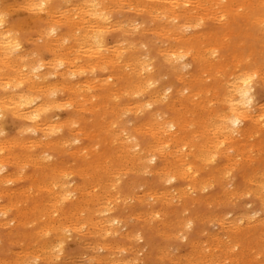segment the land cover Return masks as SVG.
I'll list each match as a JSON object with an SVG mask.
<instances>
[{
  "label": "rangeland",
  "instance_id": "374dc122",
  "mask_svg": "<svg viewBox=\"0 0 264 264\" xmlns=\"http://www.w3.org/2000/svg\"><path fill=\"white\" fill-rule=\"evenodd\" d=\"M1 1V0H0ZM2 1H5V2H2ZM1 2H0V6H2V5H4V6H7L8 4H9V6L11 7L12 6V4H14V6H12V8H9V6H7L10 10H8V12H7V18H6V20H7V24L8 25H11V26H13L14 25V28L18 31V34L20 35V38H21V40H22V47H21V51L23 52V53H25V54H28V56H30V58L32 59V56L31 55H33V59H35V58H38L39 56V58H41L42 59V61H44V63H46V61L48 60V59H52V60H50V63H49V61L46 63V67H48V70H51L50 68H52V70H53V68H55V66H54V62H55V59H53L54 57H59V56H67L68 58H75L78 54H80V53H83V51L81 52V51H78V50H76V49H78V46H72V45H74L75 43L73 42V44H72V42L71 41H66L65 42V45L63 44L64 42H62L61 41V43L59 42V48L62 46V48H60V50H59V48H58V45H57V47L55 48L56 50L58 49L59 50V52H58V50H57V56H54L53 54H52V52L49 50V49H47V48H49L51 45H49L50 43L49 42H51L50 41V39H49V37L47 38V36H46V34L44 33V30H43V28L45 27L46 28V26H47V24L45 23L46 22V19L44 18L45 16H46V18H47V15L45 14V13H43V12H40L39 11V16H40V18H44L42 21H41V19H39L38 17V14H37V12H34V11H30L29 9H25L26 7L25 6H23L24 5V2H23V0H22V2H23V5H22V8H21V4H22V2L20 1V5L18 4L19 3V1L18 0H2ZM78 0H74L73 1V3H76ZM139 1V0H138ZM138 1H134V0H129V2H128V0H125V1H123V0H115V4L116 5H118V7L116 6V5H114V6H116L115 7V11L113 12V18H111V22H115L116 20H117V26H114L112 29H110L111 31H107V32H105L106 34H104V38H105V40H106V44H107V47L109 48V46H111L112 44H115L114 46L112 45V47L111 48H113V49H115L116 47H117V45L118 44H120L121 45V48L124 46V40H125V42H126V40H130L131 42H133V44H131V50L129 51V52H127L126 54L124 53V55L122 56V58H121V61H120V65H118V62L119 61H117L116 62V64L114 65V66H108V68L107 67H102V69H101V67L99 68H93V67H91L92 69H93V71L92 70H90V71H92L93 73V75H91V73H90V71H88L89 69H90V67H85L86 69H87V72H86V70H85V68H84V70L82 71V72H84L82 75H78V77H76V78H70V77H68V79H62V78H56V77H54V76H52V77H50L49 78V80L48 81H51V82H46V84L48 83V84H50V85H48L47 87H49L50 86V88H49V92L47 91V93H50L52 90H55L54 88H56L57 86L58 87H62V86H64V85H66L67 83V85H69L70 84V82L72 83V81L73 82H76V81H80V82H85V81H83L84 79L86 80V79H88L89 78V76H90V78L92 77H96L95 79V83H94V85H95V87H96V91H95V87H93V88H91V89H89V92L88 93H86V91H88V89L86 88H84V89H78L79 90V93H78V96L77 97H79V95L81 96V98L83 97L81 94L82 93H86L85 95L86 96H89L90 97V92L91 93H94V94H96L97 95V97L99 98L98 100L95 98H93V99H90L89 97H86L85 95V97H83V99L82 100H79V102L81 103V104H79L78 103V100L76 101V100H73V99H75V98H77V97H73L74 95H77V92H78V90H77V92H76V94H75V92H72L73 90H70V91H68V90H65V89H59L58 87V89H56V91L55 92H51L50 93V95H51V97H52V95H56V92H57V97L55 96V100L56 101H58V103L57 104H59V108H57L58 106H56V108H55V110H54V107L51 109L52 111H48L47 112V115L51 118V120L52 121H54V122H58V123H61V121H64V120H66V124H64L65 123V121H64V123L62 122V124H64V127L62 126V128L59 130V132L61 131V133H56V135L54 134V135H52V137H50L49 138V140H55V141H57V142H59V143H61V144H59V145H56L57 146V148H56V146H54V148L57 150H53L54 148L53 147H51V148H46V147H42L41 149H40V147H36L35 149L34 148H26V149H24V148H21V147H18V146H16V147H14V149H12L13 151H11V153L12 154H16L17 156H18V159H17V156H15L16 158V160L14 159L13 160V162H11V164H9V166H8V171H7V174H11V175H13V178H16L14 175H18L17 177L18 178H16V179H14L15 181H13V182H9V184L7 185V184H5V185H3L2 186V184L0 183V198H1V200H0V209L1 208H7V207H11V206H13V207H11V212H9L10 211V209L9 210H7V214L6 213H4L3 215H0V264H2V263H4L5 261V263L4 264H6L7 262V264H9V260H10V264L12 263V264H16V261H18V264H22V260H23V264H28V262L27 261H29L28 259H30V256H34V253L33 252H35V250H36V252H35V259L33 258V256L31 257V259H33V261H37V262H35V264H99L100 262L99 261H103L104 260V258L106 257V259L108 260V261H106V260H104L103 262L104 263H100V264H105L106 262V264H124L123 262H125V264L126 263H128V261H129V263L128 264H174L173 263V260H176V261H174V262H176L175 264H189V262H191V263H193V264H196V263H194V262H197V264H210V262L211 263H213V261L211 260V259H209L208 257H210L211 258V256H212V258H216V257H219V256H217V255H219L220 254V257L218 258V259H213L214 260V263L213 264H221V262H222V264H226L225 262H227V264H229V263H231V264H236V263H233V261L235 260V258H237V260H239L240 261V263H239V261H238V263L237 264H249L250 262L249 261H251L252 259H253V261H251L253 264H264V256H260V253H262L261 255H264V244H262L261 242H263V240H264V234L262 233L261 234V230H262V228L261 227H263V232H264V203H262L261 204V202H263L264 201V196H262V192H264V191H262L261 189H260V185L258 184L259 182H258V180L260 181V184L261 183H263L264 182V174H262V170L264 171V152H263V149H264V139H262V137L264 138V130H263V128H262V126L264 127V116H263V119H262V121H259V123H258V126H259V128H261V130L258 128V126L256 125V124H251V123H249L248 125H246L247 126V128H249V130L248 131H246L245 133H243V134H245V135H243V134H239L238 135V137H236L237 136V134L235 133H233V135H232V138H225L226 136H224V135H221L220 133V135H219V138H218V142H219V144L218 145H220V146H218L217 147V149L218 148H221L222 146L223 147H225L224 145H228L229 144V148H226V147H228L227 145H226V149H227V151H226V149L224 148V154H226L227 153V156L229 157H227L226 158V155L224 156V154L223 155H221V157H219L218 158V156H216L215 157V159L214 160H203L202 159V161L204 162L205 161V163H203L201 160H199L198 162L196 161L195 163L197 164H195V168L197 167V169H199L198 171H197V173H198V175L199 176H205V177H209L210 179H208L207 178V187H208V185L210 184L211 186L210 187H208V189L207 188H204L205 189V191L206 192H203V190L201 189V190H199L198 191V193H196L195 194V196H190L189 195V197H187V198H185V199H181V198H179V194L178 193H175V192H177V191H174L173 189H175V188H183V187H185V185H184V182L183 181H181V180H178L177 182L176 181H167L166 179H164L163 180V178H160V176L156 173V171L155 170H157V168H159L160 166H161V163H160V161H159V159L158 160H156V161H152V163L150 162L149 163V161L148 160H145V159H149V157H150V154L149 153H147L146 151H144V153L142 154L141 152H140V156H141V158H140V156L136 153L137 151H131V153L129 152V151H122V152H120L121 150H118V148H120L119 146V142H118V140L117 139H115L116 138V136H115V138H114V141L113 142H111L112 140V136L113 135H115V134H117V132H119L118 134L119 135H122V134H124V132H123V130H124V128L126 129H128V130H132L133 129V127H136V125H138V126H140L142 123H144L143 121H147L146 123H148L147 125H149V126H155V124H154V119L152 118V113H157L156 115H158L159 114V109H160V114L161 115H165L164 117L165 118H168V117H171V118H175V119H179L180 117L182 118L184 115H185V117H183V121H184V125H185V130H183V132H191L189 135L191 136L192 135V138L189 136V138L190 139H192L194 142L195 141H197V143L199 144V143H201V142H198V140L199 139H201L202 137V135L203 136H205V134L202 132V131H204V126H202L203 124L204 125H210V124H212V121L211 120H213L212 119V117H214V113L212 112L213 111V108H215L216 109V111H218V113L220 112H222V111H224V110H226L227 108H224V107H226V103L223 101V97H224V93L222 94V91H221V93H217L218 95L216 96L215 95V97H217V98H214V96H212V92H213V95H214V93H215V91H216V89L215 90H213V88H215L214 86H213V83L215 82V80L213 81V79L211 80L210 79V81H205V79H203L204 81H198V83H196V85H198V86H196V88L194 89L195 91H202V93L200 94V96H193L192 98H193V101L191 100V97H186V96H188L187 94V90H186V85L185 84H187V83H189V77H191L192 76V74L193 75H199L200 73H202L200 70H199V66L197 65V64H195L194 63V61H193V59L191 58L192 56L191 55H189V56H186L182 61H178L177 60V62H176V59H172V60H175L174 62H176V63H172V62H169V60H166V58L164 57V56H160V55H158L157 53H159L158 51H159V47H161L162 49L163 48H168L170 45H172V46H176L177 44H178V42H176L175 41V39H174V37H172V39L168 36H166V35H160V34H158V36L156 35V30H158L157 28H158V25H159V20H156L155 18H153V15H150V13H148L147 11H144V10H139V12L136 10L137 8L135 7V5H137L138 4ZM128 2V3H127ZM131 2H132V4H131ZM135 2H137V4L135 3ZM127 3V4H126ZM134 3H135V5H134ZM121 4H125L124 6H126V7H124V6H122ZM133 5V6H131V5ZM60 6L58 7V9L59 8H62V7H64V8H62L61 10H64L65 9V4L63 5V4H59ZM130 5V6H129ZM16 6V8H14ZM144 6V5H143ZM23 7H24V9H23ZM123 8L124 9V11H126V12H124V13H122V11H121V9L120 8ZM130 7H132V10L133 9H135L134 11H132L131 9H130ZM133 7H135V8H133ZM125 8H127V9H129V10H125ZM140 8H142V6L140 7ZM120 9V10H119ZM122 9V10H123ZM29 10V11H28ZM117 10H118V12H117ZM25 11H26V13H25ZM59 11H60V9H59ZM121 11V12H120ZM138 12V13H136V12ZM141 11V12H140ZM241 11H243V10H241ZM25 14H24V13ZM34 12V13H33ZM20 13H21V15H20ZM42 13V14H41ZM120 13V14H119ZM242 14H243V12H241ZM35 14H37V15H35ZM41 14V15H40ZM43 14L45 15V16H43ZM58 14H59V12H58ZM123 14V15H122ZM138 14V18L139 19H137L136 20V16L135 15H137ZM242 14H240L238 17H232V16H228V17H230V18H221V19H219V21H217L218 20V18H216V20H215V18H206L207 20H203L201 23H203V24H199L198 26H200V27H195L194 29H185V31H188V34L187 33H184V34H181V35H185L186 34V36L187 35H189V33H193V32H197L198 34L202 31V33H204L203 31H205L206 33H209V32H213L214 33V35H217V39L216 40H221L222 39V37H223V42L224 43H229L228 45L230 46V48H228V49H226L227 47H223L222 48V50L219 52V55L218 56H213L212 57V59H213V61L214 60H217L218 58H219V56L221 55L222 57H224L225 58V62H226V60L228 61V63H226L228 66H229V64H230V66H229V68H227V71H225V74H224V77L226 76V73H227V75L228 74H235V62L233 61V57H234V55H236V54H234V53H236L237 52V49L239 50V52H240V50L241 51H245V52H248V51H250V48L251 47H254L255 49H256V52L257 53H259L260 54V52L261 51H264V35H263V39L261 38V40H259V41H257V43L256 42H254L253 41V39H252V35L253 34H255V30L253 29L252 30V27L250 26V24H248V22H247V19L246 18H243L241 15ZM14 15V16H13ZM29 16V17H28ZM31 16H32V18H31ZM127 16H129V17H127ZM132 16L133 17H135L134 19L132 18ZM37 17V18H36ZM127 17V19H125V21L127 22V24L125 25V23L126 22H122L123 20H124V18H126ZM245 17V16H244ZM33 18H35V19H38V20H35V19H33ZM120 20V22H118L119 20ZM234 18L235 19H239V20H237V21H232V20H234ZM28 19H29V21H28ZM31 19H32V21L33 22H30L31 21ZM214 19V20H213ZM244 19V20H243ZM122 20V21H121ZM135 20V22L137 21V23L136 24H134V22L133 21ZM141 20V21H140ZM228 20V21H227ZM44 21V22H43ZM215 21H217V22H219V24H217V22H215ZM229 21H231L230 23H229ZM28 22H30V24L31 25H33V26H31ZM37 22V23H36ZM40 22H42V23H40ZM129 22V23H128ZM151 22H153L152 24H151ZM229 23V24H227V26H226V23ZM237 22V23H236ZM116 23V22H115ZM132 23V24H131ZM220 23L221 24H223V25H225L226 26V29H224L225 28V26H222V28H223V30H222V28H221V25H220ZM232 23V24H231ZM246 23V24H245ZM26 26H25V25ZM39 24V25H38ZM121 24H123V25H121ZM131 24V25H130ZM133 24L134 25H136L137 26V24H139L138 26L139 27H137V28H139L138 30H134V29H132L131 30V28H133L134 26H133ZM150 24V25H149ZM157 24V25H156ZM205 24V26L203 27V25ZM24 25V26H23ZM115 25V24H114ZM147 25H148V27H147ZM234 25H235V27H234ZM21 26V27H20ZM120 26L122 27V28H120ZM129 26H131V27H129ZM141 26H144V27H141ZM238 26V27H237ZM257 25H255V27H256ZM29 27V28H28ZM43 27V28H42ZM234 27V28H233ZM246 27H248V29L246 30ZM249 27H251V28H249ZM255 27H253V28H255ZM18 28H20V29H18ZM33 28V29H32ZM36 28V29H35ZM120 28V29H119ZM130 28V29H129ZM136 28V27H135ZM136 28V29H137ZM233 29V31H232V29ZM242 28V29H241ZM23 29V30H22ZM39 29L41 30L39 33H43V34H41L42 36H40V35H38V31H39ZM123 29L125 30V31H129V34L128 33H126L125 31H123ZM148 29V30H147ZM220 29V30H219ZM231 29V30H230ZM251 29V30H250ZM257 29H259V30H263L264 31V25L262 26V27H257ZM30 30V31H29ZM33 30V31H32ZM130 30H131V32H130ZM134 30V32H132ZM143 32H142V31ZM149 31L148 33H147V31ZM150 30H151V32H152V30L153 31H155V32H153V33H151L150 32ZM218 32V31H220V32H218V33H216V31ZM233 32V34L230 36V33L228 32ZM236 30V31H235ZM20 31V32H19ZM24 31V32H23ZM32 31V32H31ZM43 31V32H42ZM136 31H138L139 32V35H138V32H136ZM225 31H226V34H228L229 33V39L226 37L227 35H225V34H223V33H225ZM240 31V32H239ZM62 32H67V29H63V31ZM141 32V33H140ZM245 32V33H244ZM108 33V34H107ZM134 33V34H133ZM137 33V34H136ZM202 33H200V34H202ZM244 33V34H243ZM247 33H248V35L250 34V33H252L251 35H249V36H246L247 35ZM133 34V36H131ZM225 35V36H223V35ZM237 35V37H236V35ZM239 34H240V36H239ZM151 35H153V36H151ZM154 35H155V37H154ZM244 35V36H243ZM35 36H36V38L38 37V36H40V37H38L37 39L35 38ZM162 36H164V37H162ZM166 36V37H165ZM221 36V37H220ZM43 37V38H42ZM124 38V40L122 39V38ZM221 39H220V38ZM224 37H225V39L227 38L228 39V41H225V39H224ZM34 38V39H33ZM40 38V39H39ZM41 38H42V40H41ZM109 38V39H108ZM117 38H119V39H117ZM201 38H203V37H201ZM234 38V39H233ZM39 39V40H38ZM157 39H161L162 40V42H160V41H158ZM169 39V40H168ZM236 39V40H235ZM244 39V40H243ZM37 40H38V42H37ZM109 40V41H108ZM202 41H204V39H201ZM230 40V41H229ZM247 40V42L245 43V41ZM29 41V42H28ZM40 41V42H39ZM44 41V42H43ZM118 41H119V43H118ZM128 41H127V43H128ZM149 41V42H148ZM157 41H158V43H157ZM166 43H165V42ZM35 42V43H34ZM43 42V43H42ZM70 42V43H69ZM123 42V43H122ZM141 42V43H140ZM159 42H160V44L161 45H159ZM167 42H169V44L167 43ZM238 42H240V43H238ZM241 42L244 44L245 43V48L243 47H240L239 45H243V44H241ZM263 42V43H262ZM66 43H68L67 45H66ZM248 43L249 44H251L250 46H247L248 45ZM254 43V44H253ZM117 44V45H116ZM123 44V45H122ZM135 44V45H134ZM146 44V45H145ZM147 44H149L150 45V47L149 46H147ZM165 44H167V45H165ZM236 45V50H235V48H232V46L233 45ZM237 44H239V45H237ZM260 44H262L261 46H260ZM71 45V46H70ZM119 45V46H120ZM141 45V48L139 47ZM143 45V46H142ZM148 47L147 49H146V47ZM133 46H135V47H138L137 49H135V47H133ZM52 47H53V45H52ZM65 47V48H64ZM71 47V48H70ZM125 47V46H124ZM42 49V50H40L39 51V49ZM54 48V47H53ZM64 48V49H63ZM73 48V49H72ZM133 48V49H132ZM242 48V49H241ZM35 49V50H34ZM62 49H63V51L65 50L66 52L69 50V53L71 54V55H74V53H75V55L72 57V56H70V54L68 53V54H66V52L64 51V53H63V51H62ZM71 49L73 50V51H71ZM139 49H141V50H139ZM146 49V50H145ZM148 49H150V51L148 50ZM162 49H160V51H162ZM232 49H234V50H232ZM260 51H259V50ZM263 49V50H262ZM26 50V51H25ZM33 50V51H32ZM75 50V51H74ZM135 50V51H134ZM164 50V49H163ZM148 53V52H150L151 53V62L153 63V69L152 70H150V72L152 71L153 72V74H154V80L156 81V84H157V86H156V84H155V86H153V87H155V88H153V87H148L149 88V91H146V90H148L147 88L145 89L144 87L142 88L141 86H140V84H138L139 82H138V78H137V76L133 73V74H129V73H132V71H136V70H134V69H137V67H136V65H134L133 63L135 62V60L133 59V58H135L134 56H129V55H131V54H133V55H135V56H137V55H145V54H147L146 52ZM259 51V52H258ZM42 52V53H41ZM61 52V53H60ZM74 52V53H73ZM77 52V53H76ZM143 52V53H142ZM155 52H157L156 53V56H155ZM228 52H230V54H228ZM238 52V53H239ZM33 53V54H32ZM35 53H37V54H35ZM39 53V54H38ZM47 55H46V54ZM73 53V54H72ZM130 53V54H129ZM237 53V54H238ZM242 53V52H241ZM43 54H45V55H43ZM66 54V55H65ZM84 54H85V52H84ZM234 54V55H233ZM263 54V53H262ZM82 55V54H81ZM38 56V57H37ZM49 56V57H48ZM259 56H261V55H259ZM35 57V58H34ZM45 57V58H44ZM188 57V58H187ZM230 57H232V58H230ZM256 60L258 61L259 60V63H261L260 65H261V70H263V71H261L262 72V74H261V78H259V79H255L256 80V82H257V85H256V82H255V88H254V93H255V99H256V104L257 103H259V104H257V107H259V106H262V105H260V104H263L264 103V63L261 61L260 62V57H258L257 56V54H256ZM161 59V61H157V60H160ZM191 58V59H190ZM217 58V59H216ZM229 58H230V60H229ZM259 58V59H258ZM30 59V60H31ZM45 59H46V61H45ZM211 59V60H212ZM29 60V59H28ZM129 60H131V62L129 61ZM134 60V61H133ZM53 61V62H52ZM130 62V68L129 67H126L125 66V62ZM133 61V62H132ZM163 61V62H162ZM80 62L82 63L83 61H81L80 60ZM124 62V63H123ZM169 62V63H168ZM179 62V63H178ZM49 63V64H48ZM123 63V64H122ZM136 63V62H135ZM165 63V64H164ZM171 63V64H170ZM183 63H188V64H191L190 66H188L187 68H184L183 69ZM263 63V64H262ZM50 65V66H48V65ZM83 64V63H82ZM132 64V65H131ZM170 64V65H169ZM176 64V65H175ZM182 64V65H181ZM256 64V63H255ZM168 65V66H167ZM179 65V66H178ZM231 65H234V69H233V66H231ZM254 65V64H253ZM259 64H258V62H257V66H258ZM259 65V66H260ZM52 66V67H51ZM118 66H119V68H118ZM133 66H134V69H133ZM160 68H159V67ZM262 66H263V68H262ZM61 66H56V70H58V68H59V70H58V72H60V71H62L63 70V68L61 67ZM114 67V68H113ZM115 67H116V69H115ZM125 67H126V69H128V71L126 70L125 71ZM165 67V68H164ZM232 67V68H231ZM252 68L251 69H253L254 68V66H251ZM104 68V69H103ZM106 68V69H105ZM124 68V69H123ZM157 68V69H156ZM163 68V69H162ZM170 69V70H172V71H170V70H168V69ZM180 68V69H179ZM95 69V70H94ZM96 69H99V70H97L96 71ZM101 69V70H100ZM110 69H112V70H110ZM122 69V70H121ZM129 69H130V71H129ZM233 69V70H232ZM103 70V71H102ZM105 70V71H104ZM108 70V71H107ZM132 70V71H131ZM156 70V71H155ZM41 71H44V70H41ZM160 71V72H159ZM171 72V75H169V73ZM186 73L185 75V77L182 75V73ZM187 71V72H186ZM192 72V74L191 75H189V74H187L188 72ZM232 71V72H231ZM233 71H235V72H233ZM81 71H80V73H82ZM86 72V73H85ZM123 72L125 73V74H123ZM151 72V73H152ZM169 72V73H168ZM199 72V73H198ZM97 73V74H96ZM119 73V74H118ZM160 75H159V74ZM165 73V74H164ZM110 74H114V76L115 75H117V77H116V79L117 80H115V84L116 85H113L112 86V88L111 87H106V89L105 88H103V87H99L98 85H96V84H99L100 85V83H102V79L101 78H103V79H105L108 75H110ZM127 74V75H126ZM156 74V75H155ZM178 74V76H176ZM95 75V76H94ZM120 75H122V76H120ZM128 75H132L131 77L129 76L128 77ZM164 75H166V78L164 77ZM203 75V77H205V76H207V73L204 75V74H202ZM105 76V77H104ZM187 76H188V78H187ZM230 75H228V77H229ZM98 77V78H97ZM99 77H101V78H99ZM122 77V79H120ZM158 77H160V81H159V78ZM162 77V78H161ZM179 77V78H178ZM202 77V76H201ZM201 77H200V79H201ZM220 77H223V75L222 76H220ZM219 78V80H220V83H223V84H226V81H225V79H227L228 77H226V78ZM232 77V76H231ZM72 79V81L70 80V79ZM89 78V79H90ZM90 79V81L91 80H93V79ZM263 78V79H262ZM60 79V80H59ZM89 79L88 80H86V82L87 81H89ZM100 81H99V80ZM118 79H120V80H118ZM135 79V80H134ZM137 79V80H136ZM201 79V80H202ZM207 79V78H206ZM223 79V80H222ZM54 80V81H53ZM125 80V81H124ZM132 80H134V81H132ZM179 80V81H178ZM207 80H209V78L207 79ZM224 81V82H222V81ZM64 81V82H63ZM67 83H66V82ZM117 81V82H116ZM171 81V82H170ZM173 81H175V82H173ZM58 82H61V84H59ZM85 82V83H86ZM100 82V83H99ZM137 82V83H136ZM158 82V83H157ZM181 82H183V83H181ZM200 82H204V83H200ZM52 83H54V85L52 84ZM66 83V84H65ZM134 84V85H136V87L134 86V85H132V84ZM259 83V84H258ZM58 84V85H57ZM122 86H124V88H122L121 87V85ZM126 84H127V86H126ZM51 85H53V86H55L56 85V87H54V88H52L53 86H51ZM163 85H165L164 86V88H163ZM200 85V86H199ZM208 85V86H207ZM210 85H212V86H210ZM119 86H120V88H119ZM125 86H126V89H125ZM130 86V87H129ZM138 86V87H137ZM167 86V87H166ZM184 88H183V87ZM114 87H116L115 89H113ZM168 87H171V89L170 90H167L168 89ZM179 87L182 89L183 88V90H181V89H179ZM200 89H199V88ZM202 87H206L205 89L204 88H202ZM127 88H130V91H131V93H134V96H132V94L130 93V91L127 89ZM136 89V90H134V89ZM178 88V89H177ZM202 88V89H201ZM113 89V90H112ZM122 89V90H121ZM137 89H139V90H137ZM165 89H166V93H164V91H165ZM48 90V89H47ZM63 91V93H62V91ZM85 91V92H81V91ZM91 90V91H90ZM109 90V91H108ZM120 90H121V92H120ZM124 90V91H123ZM134 90V91H133ZM157 90V91H156ZM161 90H163V94H162V91ZM207 91V93H206V91ZM93 91V92H92ZM106 91H107V93H106ZM115 91H117V92H119V94H122L123 92H124V95L122 94V95H116V93L117 92H115ZM125 91H127L128 92V95H129V93H130V95L128 96L126 93H125ZM133 91V92H132ZM137 91V92H136ZM151 91V92H150ZM205 93H204V92ZM81 92V93H80ZM104 94L105 93V95H109V96H112L113 95V93H115L112 97H113V99L111 98V97H109V96H107V98H106V96L105 95H103L102 93ZM141 92V93H140ZM142 92H144V93H146L145 94V96H144V93H142ZM153 92H155V93H157L156 94V96L154 95V93ZM172 94H171V93ZM178 92H179V94H178ZM209 92H210V95H209ZM46 93V94H47ZM54 93V94H53ZM69 93V94H68ZM100 93L102 94V95H100ZM135 93H137L136 95H135ZM118 94V93H117ZM129 97H127L126 95ZM153 94V95H152ZM158 94H161L162 96V98L160 97L159 98V96L160 95H158ZM165 94H167V96H166V98L165 97H163V96H165ZM170 94V95H169ZM185 94H186V96H185ZM203 94V95H202ZM50 95H48V96H46V97H40V98H38V100L40 99V101H41V98H42V100H47V101H50L51 100V97H49ZM92 95V94H91ZM117 97H116V96ZM139 97H138V96ZM152 97H151V96ZM199 95V94H198ZM207 95V96H206ZM220 95V96H219ZM54 96H53V98H52V100L54 99ZM67 96V97H66ZM102 96V97H101ZM135 96H137V97H135ZM141 96H143L142 98H141ZM171 96V97H170ZM173 96H175V97H173ZM202 96V97H201ZM205 96V97H204ZM49 97V98H48ZM65 97H66V99H65ZM70 97V98H69ZM115 97V98H114ZM170 97V98H169ZM221 98L222 97V99L219 101L218 99L219 98ZM72 99V100H70L69 101V99ZM80 98V97H79ZM87 98V99H86ZM105 98V99H104ZM119 99L117 102H116V99ZM155 98H157L156 100H155ZM178 98V99H177ZM180 98V99H179ZM200 98H201V100H200ZM203 98H205V100L203 99ZM211 98V99H210ZM66 100V101H68V106H72V108H71V106L68 108V107H66L67 106V104H65V102L66 101H64V103H63V101L62 100ZM87 100V101H85V100ZM90 99V100H89ZM138 99H139V101H140V103H139V101H138ZM146 99V100H145ZM152 99H154L153 101H155V102H153L152 101ZM198 99V100H197ZM210 99V100H209ZM51 100V101H52ZM61 100V101H60ZM113 100V101H112ZM145 100V101H144ZM147 100H149V101H147ZM164 100V101H163ZM170 100H174V101H176V103L173 101H170ZM180 100H181V102H180ZM198 102H197V101ZM207 100H209V101H207ZM215 100H216V102H215ZM54 101V100H53ZM55 101V102H56ZM72 101H75L74 102V105H72L73 103H72ZM93 102V101H95L93 104H95V106L94 105H92V104H90L89 102ZM98 101V103L96 104V102ZM106 101V102H105ZM135 101H138V103H135ZM170 101V102H169ZM184 101H186V102H184ZM196 103H195V102ZM204 101H207V102H204V103H207V104H204V105H206V106H204L202 103ZM211 101V102H210ZM214 101V102H213ZM219 101V102H218ZM223 101V102H222ZM61 102V103H60ZM71 102V103H70ZM84 102V104L82 105V103ZM113 102V103H112ZM116 102V104H118L117 106H115L114 105V103ZM119 102H120V104H119ZM144 103L145 105L142 107V109L144 110H142L141 109V107H139L140 106V104L141 103ZM147 102H152L153 104L150 106V108L148 107V106H146L147 105ZM158 102V103H157ZM169 102V103H168ZM172 102V104H170ZM184 102V103H183ZM202 102V103H201ZM262 102V103H261ZM65 105V107H64V105ZM67 103V102H66ZM70 103V104H69ZM79 104V106H76V104ZM103 103V104H102ZM107 103V104H106ZM128 103H130L131 105L133 104V106H131V105H129ZM154 103H157V104H154ZM167 103V104H166ZM175 103V104H174ZM186 103V104H185ZM189 103V104H188ZM197 104L196 106H195V104ZM215 103V104H214ZM222 103H224V104H222ZM62 104V105H61ZM77 104V105H78ZM86 104V105H85ZM98 104H100L102 107L100 108V105H99V108H97L98 107ZM105 104V105H104ZM113 104V105H112ZM123 106H122V105ZM128 105V107L126 106V105ZM136 104V105H135ZM182 104V105H181ZM199 104V105H198ZM201 104H202V106H201ZM211 104H212V106H211ZM216 104H218V105H216ZM81 105V106H80ZM94 106V107H96L95 109H97V111H99V112H101V113H98L97 111H94V109L93 108H91L92 106ZM169 105V106H168ZM174 106V107H172V106ZM176 105V106H175ZM182 107H180V106ZM185 105V106H184ZM189 105V106H188ZM194 105V106H193ZM259 105V106H258ZM61 106V107H60ZM83 106V107H82ZM87 106V107H86ZM88 106H90V107H88ZM105 106H106V108L108 109V111H106V112H104L103 110H104V108H105ZM113 106V107H112ZM115 106V107H114ZM124 106H126L127 107V109H126V107H124ZM145 106H146V108L148 107L149 109H146L145 108ZM172 108H171V107ZM185 107V111H184V107ZM201 106V108H199ZM205 108H204V107ZM207 106H208V108H207ZM215 106V107H214ZM222 106H224L223 108H222ZM263 106H264V104H263ZM63 107V108H62ZM76 107V108H75ZM79 108V110L77 111V109ZM109 107V108H108ZM119 107H120V109H119ZM134 107V109H133V112H132V108ZM137 108V110H136V108ZM169 107V108H168ZM178 108V110H181V111H183V112H180L179 113V111L178 110H176L177 108ZM218 107H220L219 108V110H218ZM84 109V108H88V110L87 111H85L86 109H84V110H82V109ZM91 108V109H90ZM119 110H118V109ZM122 108V109H121ZM126 110H125V109ZM129 108L131 109V113L129 114L128 112H130V110H129ZM179 108H181V109H179ZM194 108V109H193ZM196 108H198L197 110H196ZM72 109V110H71ZM73 109H74V111L76 112H74L73 111ZM99 109V110H98ZM117 109V110H116ZM146 109V110H145ZM193 109V111H191ZM202 110V111H204V113L202 112V111H199V110ZM204 109V110H203ZM205 109H206V111H205ZM209 109V110H208ZM211 109V110H210ZM215 109H214V112H216L215 111ZM222 109V110H221ZM57 110V111H56ZM61 110V111H60ZM91 110L92 111H94L93 113L91 112ZM140 110V111H139ZM142 110V111H141ZM165 110V111H164ZM175 110V111H174ZM190 110V112H187V111H189ZM264 110V109H263ZM82 111V112H81ZM85 111V112H84ZM110 111V112H109ZM115 111V112H114ZM119 111H122V113L121 112H119ZM125 111H127V114H124V112ZM87 112H89V114L90 115H88V113ZM112 112V113H111ZM113 112L114 113H116V114H118V116L119 115H124V116H126V117H124L123 116V118L121 117V116H117L116 114H114L113 115ZM137 112V113H136ZM141 112H142V114H141ZM165 112H167L166 114H165ZM195 112H197V113H195ZM210 112V113H209ZM225 112V111H224ZM60 113H61V115H60ZM84 113V114H83ZM105 113V114H104ZM164 113V114H163ZM170 113V114H169ZM181 113H183V114H181ZM186 113H188V114H190V116L188 117L187 115L188 114H186ZM203 113V114H202ZM223 113V112H222ZM60 116H59V115ZM74 114V115H73ZM76 114V115H75ZM130 116H129V115ZM137 114V115H136ZM138 114H141V115H138ZM173 114V115H172ZM181 114V115H180ZM194 114H195V118H194ZM202 114V115H201ZM213 116H212V115ZM263 114H264V112H263ZM55 115V116H54ZM56 115H58L59 117L57 118V116ZM72 115H73V117H72ZM167 115H168V117H167ZM193 115V116H192ZM207 117H209V118H207ZM53 116V117H52ZM75 116V117H74ZM77 116H79V118L81 119V121H77V119H75L76 121H75V123H72V124H74V126L72 125V126H70L69 124L70 123H68L67 121H70V119H74V118H77ZM81 116V117H80ZM89 116V117H88ZM103 116V117H102ZM115 116L119 119V118H121L120 119V121L121 122H119V125H118V123H117V125L120 127V128H118V126L117 125H115L116 124V119L117 118H115ZM201 116H202V118L204 119H202L201 118ZM131 117V118H130ZM177 117V118H176ZM192 117H193V120H195L194 122H198L197 124H194V122H192L194 125H192V123H191V121H193V120H190V118L192 119ZM59 118L61 119V120H59ZM89 118V119H88ZM91 118V119H90ZM92 118L93 119H96V120H92ZM102 118V119H101ZM127 118H129V119H131V121L129 120V119H127ZM207 118V119H206ZM72 119V120H73ZM106 119V120H105ZM111 119V121L110 122H114L113 124V126H112V123H110V125L114 128H116V133H115V131H114V129H112V127L109 125L108 126V124H105V123H107V122H109V120ZM200 119V120H199ZM211 119V120H210ZM214 119H215V117H214ZM102 121V123H104L103 124V126H105V125H107L109 128H107L108 130H110V129H112V130H110L111 132H108V130L106 131V127L107 126H105L104 128H105V132H104V130L101 128L102 126V123L100 124V121ZM104 120H105V122H104ZM134 120H136V123L134 122ZM208 120H210L211 121V123L210 122H208ZM83 121H85V123L83 122ZM98 121V122H97ZM119 121V120H118ZM117 121V122H118ZM124 121H125V123H124ZM152 121H154V122H152ZM190 121V122H189ZM203 122V121H205V123L203 122V123H201V122ZM73 122V121H72ZM77 122V123H76ZM124 124H123V123ZM128 122V123H127ZM130 122V123H129ZM132 122V123H131ZM209 124H208V123ZM215 122V121H214ZM2 123H3V126H4V129H5V127L7 128L8 127V129H5V136H3V137H1V138H5V139H7V140H10L11 138L13 139H15V138H19L18 137V135H20V128H21V130L22 129H24L25 127H27V124H25L24 122H22V121H20L19 119H16V118H14L11 114H7V115H5L4 117H3V119H2ZM133 123H135L134 125H133ZM145 123V124H146ZM199 123H201V124H199ZM260 123H262V126H260ZM5 124V125H4ZM7 124V125H6ZM10 124V125H9ZM76 124V125H75ZM78 124V125H77ZM125 124H126V126H125ZM127 124H128V126H127ZM187 124V125H186ZM9 125V126H8ZM83 125H84V127L86 126V129L85 128H83ZM143 125V124H142ZM199 125V126H198ZM256 126V127H253V126ZM67 126V127H66ZM70 126V127H69ZM80 126H82V127H80ZM124 126V127H123ZM129 126H130V129H129ZM146 126V125H145ZM244 126V125H243ZM249 126V127H248ZM73 127H75V128H73ZM77 127L79 128V131L81 130V128L83 129V130H85V131H87V130H89L90 131V128H91V130H95V132L97 131V133H96V135L98 134L99 136H97V137H99L98 139H96L97 137H95L96 135H94L95 133L92 131V133L91 132H89V131H87L88 133H91V134H89V136H93L94 135V138L93 137H91V138H89L88 137V134L87 133H85V132H82L83 130H81L80 131V133L79 132H77L78 131V129H77ZM88 127V128H87ZM93 127V128H92ZM96 129H95V128ZM121 127H123V129L121 128ZM191 127L193 128V129H191ZM198 127V128H197ZM252 127V128H251ZM17 128H18V130H17ZM73 128V129H72ZM101 128V130H99ZM187 128L189 129L188 131H187ZM70 129V130H69ZM72 129V130H71ZM121 131H120V130ZM126 129V130H127ZM150 129V128H149ZM149 129L146 131V130H139L140 132H137V141H143L144 142V145H142L143 147H144V149H149L152 145H153V143H155V141L156 140H158V138L156 139V138H154L155 136L154 135H152V133H148V131H149ZM195 129V130H194ZM197 129V130H196ZM256 129V132H252V130H255ZM257 129H259V131H261V133H263V135L260 133V132H257L258 130ZM119 130V131H118ZM263 130V131H262ZM71 131V132H70ZM101 131V132H100ZM151 131V130H150ZM149 131V132H150ZM198 131V132H197ZM74 132V133H73ZM101 134H100V133ZM103 132V133H102ZM123 132V133H122ZM129 132V131H128ZM142 132H145V133H142ZM185 132V133H186ZM188 132V133H189ZM200 132V133H199ZM248 132H250V133H248ZM76 133V134H75ZM106 133V134H105ZM108 133V134H107ZM110 133V134H109ZM115 133V134H114ZM122 133V134H121ZM140 133V134H139ZM201 133H203L202 135H200ZM248 133V134H247ZM255 133V134H254ZM77 134H81L80 136L79 135H77ZM84 134L87 136H85V138L83 137L84 136ZM194 134V135H193ZM198 134V135H197ZM256 134H259L260 136H258L257 135V137H256ZM16 135V136H15ZM28 135V136H27ZM105 135H107L106 137H109V139L108 138H105L104 136ZM142 135V136H141ZM198 136V140H194V138H196L197 136ZM251 135H253V137L251 136ZM255 135V136H254ZM22 137H26L27 139H30V140H32L33 138H35L36 137V135H34V134H24V135H21ZM31 136H33V137H31ZM67 136V137H66ZM79 136V137H78ZM125 136V135H124ZM144 136H146L145 138H144ZM153 136V137H152ZM196 136V137H195ZM199 136H200V138H199ZM207 136V135H206ZM210 136H212V135H210ZM243 136H245V138H243ZM247 136V137H246ZM29 137V138H28ZM63 139H69V143H67V144H69V146H67V144H64V142H65V140L63 139H61V138ZM72 137V138H71ZM81 137V138H80ZM101 137H102V141L100 140L99 142H98V140L99 139H101ZM149 137V138H148ZM224 137V138H223ZM245 140H247V138H248V140H249V138H251L252 140H254L255 139V141L254 142H256L257 140H261L260 142L259 141H257L258 143H255L254 144V142H253V146H251V147H253V149L250 147L249 148V146L251 145L250 143H252L251 141H246L247 143H244L245 141H243L242 140V138ZM53 138V139H52ZM71 138V139H70ZM76 138H80V140L77 142L75 139ZM204 138V137H203ZM239 138V139H238ZM241 138V139H240ZM58 139V140H57ZM59 139H61V141H59ZM73 139L75 140V141H73ZM103 139H105V140H103ZM139 139V140H138ZM197 139V138H196ZM221 139H222V141H224V140H227V142L226 141H224L223 142V144L224 145H222V143H220V141H221ZM234 140V139H236V141L234 140V141H232V140ZM238 139V140H237ZM111 140V141H110ZM117 140V141H116ZM155 140V141H154ZM201 140H203V139H201ZM231 140V141H230ZM72 141H73V144H75L74 146H73V144H71L72 143ZM105 141H106V143H105ZM149 141V142H148ZM154 141V142H153ZM200 141V140H199ZM68 142V141H67ZM75 142V143H74ZM101 142V143H100ZM105 143V144H103L102 145V143ZM110 142H111V144H110ZM114 142L116 143V144H114ZM203 142V141H202ZM241 142H243L244 144H246V146L248 147V149L247 150H250V149H252V150H250V152L252 153V155L254 156V157H252V155H251V153H249V151H247L246 150V146H242L243 145V143H241ZM250 142V143H249ZM63 143V144H62ZM66 143V142H65ZM98 143H100L102 146L100 147L99 145H98ZM147 143V144H146ZM156 143H157V141H156ZM241 143V144H240ZM260 143V144H259ZM91 144H95L98 148L95 150V149H93L94 148V146L95 145H92L91 146ZM107 144H109V145H107ZM149 144H152V145H149ZM239 144L241 145V146H239ZM248 144V145H247ZM63 145V146H62ZM72 145V146H71ZM89 146L92 150H95V152H94V154H89V152H91V151H88V152H86V151H84V152H82L84 155H85V152H86V157L82 154V153H78V150H75V152H77V154H79L78 156H79V158H77L78 156L76 155V153H75V156H73L74 154V149H79L80 147H82V146ZM235 145V146H234ZM256 145H258V147H256ZM262 145V146H261ZM64 146H65V148H64ZM72 148H71V147ZM115 146V147H114ZM234 148H233V147ZM260 146V147H259ZM61 147V148H60ZM111 147V148H110ZM118 147V148H117ZM149 147V148H148ZM223 147L221 148V150L223 149ZM232 147V148H231ZM236 147V148H235ZM239 147V148H238ZM256 147V148H255ZM44 148H46V150H44ZM67 148V149H66ZM96 148V147H95ZM105 148V149H104ZM109 148V149H108ZM174 148V147H173ZM173 148H169V150H170V152L173 150ZM242 148V149H241ZM245 148V149H244ZM263 148V149H262ZM30 149L32 150V149H34V150H32V151H30ZM63 149V150H62ZM65 149V150H64ZM70 149V151H71V149H72V154H70L71 152H69L68 154H66V152L68 151ZM102 149H103V151L104 152H102ZM238 149V150H237ZM244 149V150H243ZM257 149V150H256ZM27 150V151H26ZM41 150V151H40ZM45 152H44V151ZM52 150V151H51ZM88 150H90L89 148H88ZM97 150H98V152L99 153H101V154H99V153H96L97 152ZM110 150L112 151V153H110ZM175 150V149H174ZM194 150V149H193ZM196 150V149H195ZM218 150H220V149H218ZM220 150V152H222ZM232 152V154H234V155H231V152ZM233 150V151H232ZM239 150H241L240 151V153H242V155L241 154H239L238 152H239ZM8 151L9 150H7V151H5V152H1L0 151V153H3L4 155H6L7 153H8ZM63 153H62V152ZM117 151V152H116ZM254 151V152H253ZM261 151V152H260ZM20 152V153H19ZM24 152V153H23ZM32 154H31V153ZM35 152V153H34ZM38 152V153H37ZM43 154H41V153ZM46 152H47V154H46ZM184 152H185V150H184ZM244 152H246V153H244ZM10 153V152H9ZM65 153V154H64ZM92 153V152H91ZM95 153H96V155H95ZM128 153V154H127ZM136 153V154H135ZM146 153V154H145ZM237 153V154H236ZM243 153H244V155H243ZM253 153H255V155L253 154ZM263 153V154H262ZM3 154H0V155H3ZM18 154H20V156L18 155ZM24 154V155H23ZM27 154H30L29 155V158L28 157H26V155ZM35 154H37V156H35ZM50 154V156H52V158L54 157V161L52 160V158L51 157H47L48 155ZM83 156H82V155ZM105 154V155H104ZM113 156H112V155ZM121 154V155H120ZM125 154H127V155H125ZM148 154V155H147ZM174 154H176V153H171V155H169V157H168V159H169V161L170 160H172V159H170V157L171 158H173L175 155ZM245 154H248V155H245ZM262 154V155H261ZM39 155H42V157L45 159V158H47V159H49V160H47V159H43L42 158V162H43V164H40V163H42V162H39L40 161V158H41V156H39ZM46 155V156H45ZM95 155V156H94ZM97 155H100V156H102L101 158L99 157L98 158V156ZM104 155V156H103ZM109 155H111V157L109 156ZM117 155H118V157H117ZM125 155V156H124ZM130 155H132V156H130ZM137 156V157H135V156ZM144 157H143V156ZM240 155H241V158H240ZM249 155H251L250 157H248ZM25 156V157H24ZM28 156V155H27ZM33 157V160L35 161L36 159H38V160H36V161H38V163L40 164H38L37 162H34L33 160H31V161H29L30 160V158H32ZM38 156L40 157V158H38ZM45 156V157H44ZM90 156V157H89ZM129 156V157H128ZM244 156L246 157V159L244 158ZM55 157H56V160H55ZM91 157H94L93 159V161L95 162H93V161H91ZM105 157L107 158V157H110V159H111V162H110V164H112V165H108L109 164V161H110V159L108 160V159H105ZM116 159H115V158ZM121 159H120V158ZM126 159H125V158ZM133 158V160H134V162L132 161V158ZM145 157H147V158H145ZM233 157V158H232ZM260 157V158H259ZM21 158V159H20ZM23 158H26V164H25V159H23ZM28 158V159H27ZM34 158H36V159H34ZM87 158V159H86ZM90 158V159H89ZM97 158V159H96ZM114 158V159H113ZM119 160H121V161H119ZM129 158H131V163L133 162V164H131L130 163V159ZM136 160H135V159ZM144 158V159H143ZM239 160H238V159ZM252 159V161H251V159ZM20 159V160H19ZM51 159V160H50ZM99 159V160H98ZM103 159H105V160H102ZM137 159H138V162H140L141 160H144V161H142L143 162V164H140V163H138L137 162ZM140 159V160H139ZM174 159V158H173ZM192 159V158H191ZM221 159V160H220ZM234 159H236V160H234ZM243 159H244V161H243ZM257 159H259V162H258V160ZM28 160V161H27ZM44 160V161H43ZM232 160H234V161H231ZM238 160V161H237ZM263 160V161H262ZM16 161H18L17 163H19V164H17L16 163ZM23 163H21V162ZM61 161V162H60ZM70 161L71 162H74V161H76V162H74V163H76L75 165L73 164V163H70ZM87 161H88V163H89V168L87 167V169H88V171H89V173H88V171H87V174H89V175H92V176H88V177H86L85 175H87V174H85V171L87 170L85 167V165H87L88 163H87ZM99 161V162H98ZM107 161V162H106ZM148 163L147 165H146V162ZM194 161V160H193ZM209 161H218V162H214V164H216V165H214L212 162L211 163H207V162H209ZM239 161H241V163L239 162ZM29 162H31V163H29ZM38 164V166L36 167V166H34L35 164ZM45 162L46 163H48V165L46 164V165H44L45 164ZM50 162V163H49ZM54 162H56V163H54ZM93 162V166H92V164L90 165V163H92ZM96 162H97V164L99 163V164H101V165H99L98 164V166L96 165L95 166V164H96ZM103 162V163H102ZM105 162V163H104ZM126 162H127V164H126ZM137 162V163H136ZM145 162V163H144ZM155 164H154V163ZM201 162H202V164H201ZM225 162H227V163H225ZM231 163V165H232V167H234V168H232V169H234V170H232L231 168H230V163ZM239 162V163H238ZM251 162V163H250ZM255 162H256V164H255ZM29 163V164H28ZM107 163V164H106ZM116 163V164H115ZM119 163V164H118ZM121 163V164H120ZM124 163V164H123ZM207 163V165H208V167H206V164ZM221 163V164H220ZM226 164V166L224 165V164ZM234 163H236L237 165H235ZM243 163H244V166H243ZM15 164V165H14ZM17 164V165H16ZM21 164V165H20ZM24 164L26 165V166H24ZM32 164H34V165H32ZM55 164L57 165L56 166V168H61V167H59V165L61 166V164L63 165V167L62 168H66L62 173H61V171H60V173H61V175H60V173H59V171H57V169L55 168L54 169V167H53V165L55 166ZM70 164V165H69ZM84 166H82V165ZM102 164H104V165H102ZM116 166H115V165ZM199 164V165H198ZM213 164V165H212ZM241 164V165H240ZM67 165L69 166V167H67ZM73 165L75 166V167H73ZM78 167H77V166ZM107 165V167H105ZM120 165H121V167H123V165H125V167L126 168H128V171H124V169H126L125 167H123V168H121L120 167ZM132 165V166H131ZM133 165H135V166H133ZM145 165V166H144ZM202 165H204L203 167L205 168H203L202 167ZM241 167H240V166ZM254 165V166H253ZM17 166H20V168H21V166L23 167V168H21L22 170H20ZM46 166H48V168L46 167ZM70 166H72V167H70ZM90 166H91V168H90ZM95 166V167H94ZM102 166H104L106 169H108V170H102V169H105V168H103ZM110 166H111V168H110ZM130 166V167H129ZM141 166H143L142 167V169H141ZM147 166H150V167H147ZM152 166V167H151ZM222 166H224L223 168L225 169V171H226V173L228 174V177L226 178L225 177V179H224V177H223V175L222 174H226V173H223V172H225L224 171V169H222ZM237 166V167H236ZM239 166V167H238ZM243 166V167H242ZM247 166V167H246ZM26 167H27V169H26ZM34 167V168H33ZM44 167V168H43ZM113 167V168H112ZM115 167H120L119 169L118 168H115ZM148 168V169H146V168ZM199 167H202V168H199ZM216 167H218V168H216ZM228 167V168H227ZM253 167H256V168H253ZM17 168H18V170H17ZM40 168H42V169H40ZM46 168V169H45ZM72 169V171H71V169ZM78 168V169H77ZM81 170H80V169ZM82 168H83V170H82ZM96 168H98V169H96ZM109 168H110V170H109ZM115 168V169H114ZM132 168V169H131ZM211 168V169H210ZM220 168V169H219ZM23 169H24V171H23ZM39 169V170H38ZM69 169H70V171H69ZM76 169H77V171L79 172V173H81V175L76 171ZM90 169H91V171L94 173H96L95 174V176H94V174H92V172H90ZM96 169V170H98V173H97V171L94 170ZM112 169V170H111ZM140 170V172H139V170ZM204 169V170H203ZM215 169V170H214ZM232 170V172H229V171H231ZM253 169V170H252ZM254 169H258V170H260V171H257L256 172V170H254ZM41 170V171H40ZM59 170H61V169H59ZM102 170V171H101ZM119 170V171H118ZM121 170H122V172H121ZM127 170V169H126ZM154 170V171H153ZM196 170V169H195ZM222 170V171H221ZM229 170V171H228ZM14 172L13 174L11 173V172ZM16 171H17V173H16ZM22 171H23V173H22ZM47 171V172H46ZM52 171H54L53 173H56L55 174V177L53 176V173H51ZM68 171H69V173H68ZM76 171V172H75ZM82 171V172H81ZM111 171H113L112 173L114 174V172H115V175L114 176H112V173H111ZM117 171V172H116ZM132 171V172H131ZM134 171V172H133ZM144 173H143V172ZM148 171H152L150 174H149V172ZM205 171V172H204ZM237 171V172H236ZM244 173H243V172ZM20 172H21V174H20ZM34 172L35 173V175H36V177L38 176V179H36V178H34L35 177V175H34V173L32 174V173ZM100 172V173H99ZM128 172H129V174H128ZM139 172V173H138ZM154 172V173H153ZM221 172V173H220ZM229 172V173H228ZM16 173V174H15ZM31 173V174H30ZM40 173H42V174H40ZM46 173V174H45ZM59 173V174H58ZM72 173H74V174H72ZM91 173V174H90ZM108 175H107V174ZM116 173H118V176L116 175ZM123 173V175H121V174ZM124 173L125 174H127V176L126 175H124ZM142 173H143V175H142ZM196 173V174H197ZM208 173H209V175L211 176H209L208 175ZM255 173V174H254ZM31 176H30V175ZM66 176H64V175ZM67 174V175H66ZM82 174H85L84 176L82 175ZM98 174H100V175H98ZM109 174H110V176H109ZM214 174V175H213ZM230 174V175H229ZM262 174V175H261ZM24 176L23 178H25V179H23L21 176ZM42 175V176H41ZM44 175V176H43ZM46 175H47V177H46ZM72 175H73V177H72ZM120 175V176H119ZM213 175V176H212ZM220 175H222V176H220ZM248 175V176H247ZM260 175V176H259ZM20 176V177H19ZM29 176V177H28ZM53 176V177H52ZM71 176V177H70ZM81 176V177H80ZM116 176V177H115ZM225 176H227V175H225ZM258 176V177H257ZM27 177V178H26ZM31 177V178H30ZM59 177H61V178H59ZM68 177V178H67ZM69 177H70V180L74 183V184H72L71 183V181L69 180ZM91 177V178H90ZM93 177V178H92ZM97 177V178H96ZM102 177V178H101ZM109 177V178H108ZM114 177V179H111V178H113ZM120 178L121 180H119L118 178ZM122 177V178H121ZM129 177V178H128ZM214 179H213V178ZM232 177H234V179L232 180ZM244 177V178H243ZM250 177V178H249ZM253 177H254V179H253ZM258 178V179H256V178ZM19 178H22V180L20 179L19 180ZM30 178V179H29ZM43 178H45V179H43ZM48 178V179H47ZM59 178V179H58ZM66 178V179H65ZM90 178V179H89ZM103 179V180H101V179ZM116 178H117V183H116V181H114L113 182V180H116ZM151 178V179H150ZM223 178V179H222ZM247 178L249 179V181H250V184L248 183L249 181L247 180ZM34 179L35 181L33 182L32 180ZM50 179H52L51 181H50ZM57 179L59 180V181H57ZM64 179V180H63ZM147 179V180H146ZM161 179V180H160ZM220 179V180H219ZM227 179H229V180H227ZM17 180H19V181H17ZM38 182H37V181ZM67 180V181H66ZM97 180H98V182H97ZM100 180L101 181H103L102 183L100 182ZM112 180V181H111ZM123 180V181H122ZM134 180H136V181H134ZM140 180V181H139ZM211 180V181H210ZM263 182H262V181ZM32 181V182H31ZM41 181V182H40ZM46 181V182H45ZM56 181V182H55ZM61 181H63L64 183H67V185L69 186V184H70V189H74V188H78V187H74L75 185H77V186H79V188H81V192H85V190L86 191H89L88 193L86 192V195L83 193L82 195L79 193L78 195H75V196H73L72 197V200H67V201H63V207H62V205H61V203H62V200L60 199V198H58V199H60V202H59V200L57 199V198H55V197H53L52 199H51V197L52 196H54L53 194H55V195H57V193L58 194H60V187L59 186H61ZM88 181V182H87ZM89 181H91V182H89ZM108 181V182H107ZM152 181H154L153 183H151ZM212 181H213V183H212ZM230 182V184H229V182ZM231 181H232V183H231ZM255 181V182H254ZM257 181V182H256ZM44 182V188H45V190H44V188H43V186H41L42 185V183ZM47 182H49V183H47ZM54 182V183H53ZM58 182V183H57ZM96 182V183H95ZM109 182H111V184L112 183H116L117 185H120V186H114V184L113 185H111ZM121 182H122V186H121ZM131 182H135L134 184L132 183L131 184ZM142 182V183H141ZM217 182V183H216ZM254 182V183H253ZM10 183H11V185H10ZM13 183V184H12ZM39 183V184H38ZM47 183V184H46ZM51 183V184H50ZM52 183H53V186H51L52 185ZM57 183V184H56ZM61 183V184H60ZM87 183H89V185L87 184ZM92 185H91V184ZM107 183H109L110 185H111V187H110V185L109 184H107ZM119 183V184H118ZM139 183V184H138ZM145 183V184H144ZM151 183V184H150ZM168 183V184H167ZM169 183H171L170 185H169ZM212 183V184H211ZM245 183V184H244ZM252 183V184H251ZM30 184H32L31 186H30ZM41 184V185H40ZM49 184V185H48ZM56 184V185H55ZM72 184V185H71ZM80 184H81V186L83 187V185L84 186H87V188L86 187H84L85 188V190H83L82 189V187L80 186ZM256 184H258L257 186H256ZM25 185H27V187L25 186ZM34 185H35V187H34ZM40 187H39V186ZM55 185V186H54ZM90 185H91V187L93 188V185H95L94 187L95 188H93L92 190H91V187H90ZM98 185V189L96 188V186ZM129 185V186H128ZM133 185V186H132ZM142 185H145L144 187L142 186ZM150 185V186H149ZM183 187H182V186ZM227 185V186H226ZM228 185H229V187H228ZM252 185V186H251ZM19 186V187H18ZM21 186V187H20ZM24 188H23V187ZM29 186L30 187H32V188H29ZM45 186H47V188L45 187ZM51 186V187H50ZM114 186V187H113ZM140 188H139V187ZM152 186V187H151ZM158 186H160V187H158ZM162 186H163V188H162ZM215 186V187H214ZM221 186H223L222 188H221ZM226 186V188L227 189H225L224 190V187ZM231 186H234V188H232ZM236 186H237V189H236ZM256 186V187H255ZM56 187V188H55ZM74 187V188H73ZM101 187V188H100ZM105 187V188H104ZM138 187V188H137ZM169 187V188H168ZM173 187V188H172ZM257 187H258V189H257ZM14 188V189H13ZM17 188V189H16ZM21 189V190H19V189ZM37 188H40V189H38L37 191L39 192V190H40V192L42 193V189L41 188H43V193L41 194H38L37 195V193H36V196H41V197H38V198H36V200L35 201H37V200H39V201H37V204L39 205V206H37V207H35L34 205H36V202H34V201H31V200H34V198L36 197H33L34 196V192H37L36 191V189ZM48 188H50V189H48ZM56 189V190H52L51 191V189ZM100 188V189H99ZM107 188H110V189H108L107 190ZM112 188V189H111ZM116 188H118L119 189V191H121L122 193H120V192H118L117 193V191H118V189L116 190ZM130 188H131V192H130ZM132 188H137V190H138V192H137V190L135 189H132ZM142 188V189H141ZM144 188V189H143ZM153 188V189H152ZM162 191H160L159 189ZM165 188V189H164ZM166 188H167V190L169 191H171V189L174 191H171V194H169V195H176V194H178V195H176V196H172L174 199H172V197L170 196L169 197V195H168V192H166L167 190H166ZM211 188V189H210ZM230 188V189H229ZM231 188H232V191L235 193H232V191H231ZM246 188H247V190H246ZM255 189V193H254V189ZM7 189H8V191L9 192H11L10 194H12L11 195V197H10V194H9V196L8 195H3V193H4V191H7ZM12 189V190H11ZM23 189H24V191H26V192H32V193H26L27 194V197H26V194L23 192ZM27 189V190H26ZM32 191H31V190ZM47 189V190H46ZM58 189H59V191H58ZM102 189H105V192L104 193H102L103 191H102ZM150 189H151V191H150ZM237 191H236V190ZM240 189H242V190H240ZM244 189V190H243ZM252 190V192H251V190ZM16 190H18L17 192H15ZM48 190H50V191H48ZM97 190V191H96ZM102 192H101V191ZM107 190V191H106ZM112 190V192H109V195L107 194L108 193V191H111ZM116 190V191H115ZM143 190V191H142ZM146 190V191H145ZM152 190H158V192H159V194H158V192L156 191V192H154V191H152ZM164 190V191H163ZM226 190H227V192H226ZM248 190H250V192L248 191ZM13 191L15 192V194L13 193ZM55 191V192H54ZM92 191H94V192H92ZM97 193H96V192ZM136 192V193H134V192ZM141 191V192H140ZM170 191H169V193H170ZM201 191V192H200ZM223 191V192H222ZM225 191V192H224ZM240 191L242 192H249V193H247L248 195H250V196H248L246 193L243 195V192L241 193V194H239L240 193ZM261 191V193H259ZM3 192V193H2ZM45 192V193H44ZM53 192V193H52ZM107 192V193H106ZM116 192V193H115ZM144 193V195H143V193ZM145 192H147V193H145ZM149 192V193H148ZM162 194H161V193ZM222 192V193H221ZM230 192V193H229ZM238 192V193H237ZM21 193H24V194H21ZM34 193V194H33ZM48 193V194H47ZM52 193V194H51ZM93 195H92V194ZM102 193V194H101ZM114 193H115V195L117 194L118 196H115L114 195ZM120 193V194H119ZM134 195H133V194ZM220 193H221V195H220ZM223 193H224V195H223ZM232 193V195H230ZM2 194V195H1ZM33 194V195H32ZM103 195L104 196V200H107V202H108V200L112 197V194H113V197L115 196V198L113 199V197L109 200V202H108V206L106 205L107 204V202H105V201H103V199H102V201H103V203H101V204H103V207H105V209L106 208H109V209H112L111 211H109V214H107V216H108V218H111V217H116L117 216V218H130V219H121L122 221V223H121V225H120V223H118V224H114V225H111V226H106L105 224H107V225H110L109 224V222H106V223H100V225L98 226L97 225V227H99L98 228V230H96V233H95V235L96 234H98V235H96V237L94 236V235H91L92 233L94 234V231H95V229H97V227L95 228V226H96V224H95V222L93 221L95 218V220L96 221H100L101 219H105V218H103V217H106V214L104 215V216H102V214L103 213H100L98 216H97V213L98 212H101L104 208L101 206V204L99 205V207H98V205H94L95 203H93V202H90V200L94 197L95 198V196H97V195ZM105 194H106V196H105ZM124 194H126V195H124ZM136 194V195H135ZM138 194H142L141 196H143V197H139V196H137ZM152 194H156L155 196H156V198H157V196H158V198L155 200V198H154V196L152 197L151 195ZM158 194V195H157ZM166 194H167V197H168V200H167V198H166ZM202 196H201V195ZM216 194L218 195V196H216ZM226 194H227V196H228V199H227V196H226ZM236 194H239V196L238 195H236ZM257 194H260V195H257ZM20 195H22L23 197H21ZM45 195V196H44ZM80 195V196H79ZM91 195V196H90ZM100 195V196H101ZM109 197H108V196ZM111 195V196H110ZM122 195V196H121ZM164 195H165V197H164ZM208 197H207V196ZM214 195H215V197H214ZM234 195V196H233ZM241 195V196H240ZM243 195V196H242ZM247 195V196H246ZM256 195V196H255ZM13 196V197H12ZM50 196V197H49ZM85 196H86V198L87 199H89L87 202H88V204H87V202L85 201ZM130 198H128V197ZM137 196V197H136ZM148 196H151V199H149L150 197H148ZM162 196V197H161ZM198 196H200V200H199V202H198V200L196 199ZM232 196H233V198H232ZM236 196V197H235ZM244 196H246V197H244ZM259 198H258V197ZM263 198H261V197ZM10 197V198H9ZM27 198V200L29 199V201L28 202H26V198ZM32 197V198H31ZM75 197V198H74ZM79 197H80V199H81V197H84L83 199H84V201H83V199H81V200H79ZM107 197V198H106ZM117 197V198H116ZM122 197V198H121ZM123 197H124V199H123ZM125 197H127L126 198V200H125ZM135 197V198H134ZM163 198V199H160V198ZM177 197H178V200H177ZM193 197V198H192ZM201 197H202V199H201ZM205 197H206V199H205ZM214 199H213V198ZM220 197V198H219ZM240 197H243V198H240ZM6 198V199H5ZM43 198V199H42ZM56 199V201H58V202H55V199ZM77 198V199H76ZM93 198V199H94ZM106 198V199H105ZM140 198V199H139ZM165 198V199H164ZM205 200H204V199ZM217 198H219L220 200H218ZM222 198V199H221ZM224 198H225V200H224ZM239 198V199H238ZM13 199V200H12ZM17 199V202H19V201H21V202H19V204L21 203V205H13L14 203H16V200ZM76 199V200H75ZM115 201V199H118V201L117 202H114L113 200ZM139 201H138V200ZM170 199V200H169ZM173 201H175V202H173ZM176 199V200H175ZM229 199H232V200H230L231 201V203H228V202H226V203H228V205L225 203V201L227 200V201H229ZM234 199H236V200H234ZM12 201V202H9V204H8V201ZM25 201L24 203H23V201ZM41 200V201H40ZM44 202H43V201ZM48 202H47V201ZM49 200H50V202L51 201H54V206H52L53 204L52 203H50L49 202ZM79 200V201H78ZM119 200H120V203H119ZM133 200H134V203H129L128 204V202H133ZM153 200V201H152ZM155 200V201H154ZM164 200V201H163ZM166 200V201H165ZM196 200V201H195ZM213 200H216V201H213ZM223 200V201H222ZM262 200V201H261ZM92 201V200H91ZM94 201V200H93ZM112 203H111V202ZM138 201V202H137ZM142 201H145V202H142ZM151 201V202H150ZM160 201V202H159ZM169 201V204H167V202ZM171 201V202H170ZM178 203H177V202ZM193 201H194V205H192L193 204ZM208 201H210V202H208ZM223 202L222 203V205H220V207L218 206V204H221V203H218V202ZM229 201V202H230ZM234 201H236V202H234ZM42 202V203H41ZM49 203L48 205H47V203ZM83 202V203H82ZM86 202V203H85ZM122 202V203H121ZM125 202V203H124ZM127 202V203H126ZM148 202V203H147ZM152 202H153V204H152ZM156 202V203H155ZM161 202H163V203H161ZM173 202V203H172ZM182 202H183V204L186 206H184V205H182ZM214 203V204H208V203ZM253 202H254V204H253ZM1 203L2 204H4L5 206L4 207H1ZM25 203H27L28 205H26ZM60 205H58V204ZM65 203V204H64ZM79 203V204H78ZM104 203H105V205L107 206H105L104 205ZM124 203V204H123ZM155 203V204H154ZM172 203V204H171ZM177 203V204H176ZM189 203V204H188ZM218 203V204H217ZM226 204L225 206L223 205V204ZM233 203H235V206H234V204ZM248 203H251L250 205H251V207H248ZM11 204V205H10ZM24 204V205H23ZM40 204H41V206H40ZM46 204V205H45ZM51 204V205H50ZM111 204H112V206H111ZM114 204H116V205H114ZM119 206H118V205ZM162 204V205H161ZM187 204H188V207H187ZM248 204V205H247ZM7 205V206H6ZM75 205H77V206H75ZM79 205H80V207H79ZM82 205H83V207H82ZM91 205V206H90ZM123 205H124V207H123ZM130 205H132V206H130ZM167 205H168V207H167ZM170 205V206H169ZM17 206H18V208H17ZM19 206H24V207H19ZM32 206H34L36 209H34ZM45 206V207H44ZM50 206V208H52L51 209V212H50V210L48 209V207ZM56 206V208H53V207H55ZM85 206V207H84ZM90 208V210H92V211H90L88 208ZM94 206V207H93ZM111 208H110V207ZM117 208H116V207ZM151 206V207H150ZM163 208H162V207ZM183 206L185 207V208H183ZM191 206V207H190ZM195 206V207H194ZM205 206V207H204ZM217 206H218V208H217ZM263 206V207H262ZM29 207H32V211H34L33 213H31V210H30V208ZM42 208V209H40L39 210V208ZM72 207H74V208H72ZM81 209V208H84V211L85 210H89V212H91V213H93V211L94 212H96L95 214H96V216H94V214L92 215L91 213H89V212H87V211H85V212H83L82 210H80L79 208ZM93 207V208H92ZM96 207V208H95ZM102 207V208H101ZM141 207V208H140ZM161 207V208H160ZM164 207H166V208H164ZM208 207V208H207ZM214 207V208H213ZM16 208V209H15ZM38 208V209H37ZM46 208V209H45ZM60 208V210H58ZM62 208H63V210H62ZM85 208H87V209H85ZM101 210H99V209ZM113 208L115 209V210H113ZM134 208V209H133ZM152 209L153 211H161L160 212V215H162V213L164 214L163 216H160V215H158V217L157 216H155V217H157V220L155 219V217H153L152 216V214H151V212H149V211H152V210H150V209ZM159 208H160V210H159ZM175 208V209H174ZM182 208L185 210V209H189V210H185V212L184 211H182L181 212V210H182ZM262 208V209H261ZM25 209V210H24ZM54 209H55V211H56V213L57 214H60L59 216H56L57 214L56 213H53V214H51L52 213V211L54 212ZM75 209H77V210H75ZM147 209V210H146ZM172 211H171V210ZM177 209V210H176ZM213 209V210H212ZM253 209L255 210V211H257L258 209H259V211H260V213H257L256 215H253L252 213H254L253 212ZM27 210V211H26ZM37 210V211H36ZM46 210V211H45ZM66 212H65V211ZM71 210H75V211H77V212H72ZM133 210H135V211H133ZM165 210V211H164ZM169 210H170V212H169ZM173 210H175L174 212H177V211H179L180 213H181V215H177V213L175 214V213H173ZM209 210H211V211H209ZM250 210V211H249ZM16 211V212H15ZM42 211H45V214H44V212H42ZM65 213H64V212ZM71 213H70V212ZM133 211V212H132ZM142 211V213L140 214V218H139V216H137V214L139 215V212H141ZM166 212V211H168V213L166 212V213H164V212ZM230 211V212H229ZM258 211V212H259ZM2 211H0V213H1ZM21 212V213H20ZM25 212V213H24ZM40 212V213H39ZM41 212L43 213V214H41ZM48 212V214H46ZM111 212V213H110ZM17 213V214H16ZM25 214V216H27L28 218H29V220H28V218H26V217H23V214ZM37 213V214H36ZM68 213H69V217H70V215L73 213V218L72 217H68ZM75 213H77V214H75ZM84 213H87V214H85V215H83ZM133 213H135V214H133ZM150 213V214H149ZM198 213H201V215H199ZM206 213H208V214H206ZM215 213H216V215H215ZM253 215V216H251V214ZM20 214V215H19ZM39 214H40V216H39ZM76 215V218H75V215ZM89 214H91V215H89ZM126 214H129V215H127L126 216ZM131 214V215H130ZM145 214H146V217H150L149 219L148 218H144L145 217ZM169 214V216H167ZM185 214H187V215H185ZM211 216H210V215ZM219 214V215H218ZM222 214V215H221ZM231 214V215H230ZM246 214H248V215H250V217H252V221H249L248 220V218H249V216H247ZM36 215V216H35ZM42 215H45L46 217V219H43L44 217L42 216ZM53 215V216H52ZM63 215V216H62ZM66 215V218L68 219H66L64 216ZM78 215H79V217L80 218H78ZM81 215H83V217L81 216ZM133 215L134 216H136L137 217V219L136 218H134L133 217ZM144 215V216H143ZM178 217H180L181 216V218H179V219H181L182 221H179V219L176 217V216ZM196 215H197V217H196ZM202 215H204V216H202ZM218 215V216H217ZM224 215H226L224 218H222L223 220L222 221H219V220H221V217L220 216H224ZM230 215V216H229ZM238 215V216H237ZM244 215H245V217H244ZM5 216V217H4ZM40 218H39V217ZM48 216H49V218H48ZM56 216V217H55ZM92 216V217H91ZM167 216V217H166ZM185 216H187V217H185ZM191 216V217H190ZM241 216H243L242 218H243V222H242V224H241V222H240V219H242L241 218ZM10 217H14L13 219H16V221H12L13 219L12 218H10ZM18 217V218H17ZM26 218V219H23V218ZM35 217H37V219L35 218ZM43 217V218H42ZM51 217H52V219H51ZM55 217V219L53 220V218ZM57 217H60V218H57ZM102 217V218H101ZM166 217V219H163V218H165ZM201 217H202V219H201ZM218 219H217V218ZM227 217V218H226ZM228 217H229V219H228ZM247 217V218H246ZM257 217V218H256ZM33 218V219H32ZM63 218H64V221H65V219H66V221L68 222H63ZM71 218H72V220H71ZM81 218H82V220H84V222H85V220H87V222H85L84 224H83V222H81L82 220H81ZM88 218V219H87ZM107 218V219H108ZM158 218H159V220H158ZM161 218L163 219V220H161ZM188 218V219H187ZM199 218V219H198ZM208 218V219H207ZM213 220H212V219ZM215 218V219H214ZM232 218V219H231ZM235 218H236V220L238 219V218H240L239 220H235ZM246 218V219H245ZM256 218V219H255ZM258 218H261V219H258ZM10 219V220H9ZM19 219H21V220H19ZM36 219V220H35ZM39 219H40V221H39ZM48 219H51V222L48 220ZM59 219V220H58ZM73 219H74V222H72L73 221ZM147 219V220H146ZM152 219H155V220H153L152 221ZM175 219H178V220H176V224L174 223L175 221ZM211 219V220H210ZM245 219V220H244ZM4 221L5 223L7 222V225L8 226H6V224L4 223V222H2V221ZM25 220V221H24ZM43 220V221H42ZM44 220L46 221L45 222V224L46 225H44ZM53 220V221H52ZM57 220H58V222H57ZM69 220H71V221H69ZM78 222L79 220V222H78V224H76L77 226H73V223L75 224L76 223V221ZM88 220H90V222H88ZM131 220H133L134 222H131ZM138 220V221H137ZM146 220V221H145ZM168 220L170 221V225L172 226V228H170L171 226L168 224L169 222H168ZM193 221V225H192V227L190 228V227H185L184 225H183V223L186 225V223L188 222V221ZM200 220V221H199ZM204 220H206V221H204ZM218 220V222L220 223H218V222H215V221H217ZM226 220L228 221V222H226ZM231 220H233V221H236L237 223V225L234 223L233 224V221H231ZM258 220V221H257ZM260 220H261V223H260ZM12 223H14V224H12L11 225V222ZM28 221V222H27ZM29 221L31 222L30 224H31V226H29L30 224H29ZM35 221V222H34ZM37 221H39V222H37ZM53 225L54 223L56 224V223H60L59 225H61L60 227L61 228H63L62 229V231H64V233L62 234V231H61V234L60 235H58V233L56 232V231H54V233H53V230L51 229L52 227H50V226H52L51 224H50V228L49 227H46V226H48L47 225V223L49 224V222ZM60 221H62V222H60ZM91 221H93L92 223L95 225L94 226V228L95 229H92V233H91V228L93 227V226H89L90 224L92 225V223H91ZM105 221H106V219H105ZM126 221V222H125ZM136 221V222H135ZM150 221H152L151 223H150ZM165 221V222H164ZM171 221H174V222H171ZM187 221V222H186ZM203 221V222H202ZM248 223H246V222ZM10 222V224H8ZM23 222H25L24 224H23ZM37 222V223H36ZM69 222H71V223H69ZM166 222H168V223H166ZM178 222H180V223H178ZM204 222H207V223H205L204 224ZM223 222V223H222ZM226 222V223H225ZM231 222H232V224H231ZM255 222H257V224L255 223ZM26 223L27 224H29V225H26ZM32 223H33V225H32ZM67 223V225L65 226V224ZM80 223V224H79ZM87 223V224H86ZM89 223V224H88ZM125 223V224H124ZM135 223V224H134ZM149 223V224H148ZM157 223H159V224H157ZM165 223H166V225L168 224V226L166 227V225H165ZM231 225H229V224ZM254 225H253V224ZM4 224V225H3ZM36 224V225H35ZM72 225L73 227L72 228H74V230L69 226L68 227V225ZM124 226H123V225ZM127 224V225H126ZM141 224H143V225H141ZM152 224V225H151ZM162 224L164 225V227L162 226ZM181 224V225H180ZM221 224H223L222 226H221ZM226 224V225H225ZM229 226H228V225ZM245 224H247L246 226H244ZM249 224H251V226L249 225ZM256 224V225H255ZM16 225V226H15ZM24 225H26L27 227H24ZM64 225V226H63ZM81 225V226H80ZM87 225H88V228H87ZM102 225V226H101ZM117 225V226H116ZM120 225V226H119ZM151 225V226H150ZM180 225V226H179ZM183 225V226H182ZM237 226V227H235V226ZM239 225H241V226H239ZM259 225V226H258ZM3 226H5V227H3ZM18 226V227H17ZM23 226V227H22ZM39 226H41V229H42V231L40 230V227ZM42 226H44V227H42ZM100 226H101V230H99L100 229ZM107 228H106V227ZM122 226H123V228H122ZM174 226H176V228L177 227H179V228H181V229H179V228H177V230L174 228ZM66 229H65V228ZM75 227H77L76 229H75ZM81 227V228H80ZM82 227H83V229H82ZM104 227V228H103ZM114 227V229H112V228ZM120 227V228H119ZM185 229H184V228ZM201 227H203V228H201ZM225 227H226V229H225ZM240 227H243L242 229L240 228ZM13 228V229H12ZM45 228H47L48 230H50L51 232H49L48 230H46ZM67 228H70L69 229V232L67 231L68 229ZM86 228H87V230H86ZM106 228V229H105ZM115 228H118L117 230H115ZM159 228H161L162 230V232H163V228H164V230H165V232L164 233H162L161 231H160V229ZM187 228V229H186ZM225 229V230H220V229ZM231 229V230H228V229ZM233 228H234V230L235 231H233ZM36 229H39V230H37V231H39V232H36V233H38L39 235H41V237H42V235L43 234H48V235H44V236H46L45 238H44V242L45 243H47L46 245L45 244H43L44 242H43V237L41 238L40 236L38 237V234H34L35 232L34 231H36ZM78 229V230H77ZM82 229V230H81ZM106 231H105V230ZM112 230V231H110V230ZM125 230L124 232H125V234L126 233H128L129 231L131 232L132 230V235L131 236H129V237H126V235H124V232H122L123 230ZM127 229V230H126ZM156 229H157V231H158V229H159V234L161 233V234H164V235H159V234H157L158 232H156ZM182 229H184V231H186V230H188L187 232H186V235H187V237H186V239H185V237H184V239H185V241H183L184 239L183 238H181V236H184L185 234V232H183V230ZM203 229V230H202ZM9 230V231H8ZM20 230V231H19ZM61 230V229H60ZM81 230V231H80ZM85 232H84V231ZM89 230H90V233H89ZM168 232H167V231ZM179 230V231H178ZM180 230H181V232L182 233H180V234H182V235H180L179 234V232H180ZM227 230V231H226ZM239 230V231H238ZM247 231V232H243V231ZM14 231V232H13ZM18 231V233L16 234V232ZM27 232V234H25L24 236H23V232ZM44 231V232H43ZM45 231H47V233L45 232ZM71 231V232H70ZM77 231V232H76ZM82 232V233H84V234H82V233H80V232ZM102 231H103V233H102ZM104 231H105V233H104ZM108 231V232H107ZM115 231V232H114ZM177 231V232H176ZM204 231H206V232H204ZM218 231V232H217ZM221 231V232H220ZM223 231V232H222ZM226 233H225V232ZM238 231V232H237ZM10 232V233H9ZM12 232V233H11ZM23 234H22V233ZM56 232V233H55ZM67 232L70 234H67ZM79 232V233H78ZM98 232V233H97ZM101 232V233H100ZM114 232V233H113ZM118 232V233H117ZM167 232V233H166ZM176 232V233H175ZM206 233V234H202V233ZM217 234H216V233ZM230 232L232 233L233 232V234L231 235L230 234ZM242 232V233H241ZM21 234V236H19L20 234ZM87 233V234H86ZM88 233H89V235H88ZM110 234L111 236H113V237H111V236H108V235H105V234ZM113 233V234H112ZM123 233V234H122ZM135 233V234H134ZM138 233H140L143 237H142V239H139L138 238V235H136V234H138ZM173 233V234H175V235H178L179 236V238H177V236L175 237V236H173V235H171V234ZM201 233V234H200ZM213 233L216 235H213ZM218 233H220V234H222V235H220L219 236V234ZM223 233H225V235H223ZM240 233V234H239ZM245 233V234H244ZM251 233V234H250ZM15 234V235H14ZM31 234V235H30ZM55 234H56V236H55ZM68 236H66V235ZM86 234V235H85ZM103 235H105V236H108V237H106L105 238V236L103 237V238H105L106 239V241L104 240V239H102V236ZM122 234V235H121ZM157 234V235H156ZM184 234V235H183ZM241 234L243 235V236H241ZM261 234V235H260ZM26 235H28L27 237H26ZM34 235H36V237L37 238H35V236ZM50 235V237H48ZM52 235V236H51ZM58 235V236H57ZM64 236V238L65 239H63V236ZM121 235V236H120ZM134 235L136 236V238L138 239V240H136V238L134 237ZM151 235L153 236V238L151 237ZM170 235V236H169ZM231 236L232 238H230V237H228V239H226L227 238V236ZM32 236L34 237V239L32 238ZM56 237V238H54V239H52L53 237ZM59 236H62V237H60V238H57V237H59ZM125 236V237H124ZM163 236H165L164 238H166V240L165 239H163ZM173 236V237H172ZM213 236H215V237H217L218 236V240L216 239V238H212ZM224 236V237H223ZM236 236V238H234ZM244 236H247L246 238H244ZM256 236H258V237H256ZM30 237H31V239H30ZM78 237V238H77ZM135 238V240L134 241H132V240H129V239H131V238ZM151 237V238H150ZM223 237V238H222ZM13 238V239H12ZM25 238V239H24ZM47 238V242H46V239ZM49 238V239H48ZM80 238H82V239H80ZM127 238H129V239H127ZM174 238H175V240H174ZM177 238V239H176ZM189 238V239H188ZM207 238V239H206ZM225 238V239H224ZM248 238H250V239H248ZM263 239L261 242H260V240L261 239ZM15 239V240H14ZM17 239V240H16ZM20 241H19V240ZM25 240V242H24V240ZM39 241H38V240ZM58 239V241H60V242H58V241H56ZM68 239H71V240H68ZM110 239V240H109ZM127 239V240H126ZM170 239H172V240H170ZM188 239V240H187ZM210 239V240H209ZM223 239V240H222ZM241 239V240H240ZM13 240V241H12ZM29 240H31V241H29ZM37 240V241H36ZM54 240V241H53ZM100 240V241H99ZM110 242H109V241ZM117 240V241H116ZM168 240V241H167ZM207 240V242L205 243V241ZM208 240L210 241V242H215L214 244H211V243H209L208 242ZM212 240V241H211ZM219 240H221L222 242H220ZM224 240H227L228 242H229V240H230V243H232L231 245H230V243H228L227 241L225 242ZM232 240V241H231ZM237 242H236V241ZM259 240V241H258ZM29 241V243H27ZM53 241V242H52ZM62 241H63V243H65V245L64 244H62ZM80 241V242H79ZM91 241V242H90ZM95 241H97L98 242V244H97V242H95ZM112 241V242H111ZM168 242V243H165V242ZM217 241H219V243L217 242ZM252 241V242H251ZM256 241V242H255ZM18 242H20V243H18ZM36 244H35V243ZM42 242V243H41ZM51 242V243H50ZM85 242H87V243H85ZM103 242H107V244L106 245H102L101 246V244H99V243H103ZM108 242H109V244L111 245V247H110V245L108 244ZM119 242L121 243V244H119ZM133 242V243H132ZM151 242H153V243H151ZM193 244H192V243ZM201 243V245H202V248H204L206 245H208L209 246V244H210V246H209V248H210V250H209V248H207V247H205V249H207V250H203L202 248H201V245L199 244V243ZM216 242H217V244H216ZM12 243H13V245H12ZM17 243H18V245H17ZM31 243H33L32 245H31ZM40 243V244H39ZM48 243H50V244H48ZM58 243H60L61 244V246H62V248L63 249H61V251H60V253L58 252L59 251V248H61V246L58 244ZM116 243H118L117 245H116ZM129 243V244H128ZM148 243V244H147ZM162 243V244H161ZM191 243V244H190ZM209 243V244H208ZM225 243H226V245H225ZM233 243H234V245H237L235 248L234 247H230V246H233ZM235 243H237V244H235ZM240 243V246L238 245ZM253 243H254V245H253ZM258 243V244H257ZM260 243V244H259ZM264 243V242H263ZM25 244V245H24ZM55 244V245H54ZM57 244V245H56ZM93 244L94 246H98L97 248H95L94 246L93 247H91V250H90V246ZM95 244H97V245H95ZM104 244V243H103ZM131 244L133 245V246H131ZM174 244V245H173ZM218 244H219V246H218ZM12 245V246H11ZM23 245H24V247H23ZM27 245H28V247L29 246H31L30 248H28L27 247ZM33 245H35V246H33ZM42 245H43V247H42ZM45 245V246H44ZM54 245V246H53ZM59 245V246H58ZM64 245V246H63ZM86 245V246H85ZM87 245H89V246H87ZM109 245V246H108ZM122 245V247H117V246H121ZM124 245H125V247H124ZM129 245V246H128ZM166 245H168L167 247L169 248H167L166 247ZM171 245H172V247H171ZM197 245V246H196ZM222 245V246H221ZM225 245V247H228V245H229V248H230V250H232V251H230L231 253H228L229 252V248L227 249V248H224L223 246ZM252 245V246H251ZM47 246H49V248L47 247ZM51 246L52 247H54V250L56 249L57 251H54L53 250V248H52V251L51 252H49V250H51ZM83 246H85V247H83ZM115 246V247H114ZM160 246V247H159ZM196 246V247H195ZM218 247V248H215V247ZM243 246H244V250H242L243 249ZM245 246H246V248H245ZM249 246V247H248ZM255 246V247H254ZM22 247V248H21ZM42 249H44V250H40L41 248ZM45 247V248H44ZM59 247V248H58ZM103 247V248H102ZM108 247H110V248H112V249H107V250H105L106 248H108ZM117 247V248H116ZM131 247V248H130ZM133 247V248H132ZM161 248V249H159V248ZM171 247V248H170ZM175 247V248H174ZM211 247H214V248H211ZM24 248V249H23ZM28 248V249H27ZM38 248H40V249H38ZM86 248V249H85ZM93 248V249H92ZM96 250H95V249ZM101 248H102V250L103 251H101ZM121 248H123V249H121ZM128 248H130V249H128ZM201 248V249H200ZM220 248H223L222 250L220 249ZM241 248V249H240ZM247 248H249L248 250H250L249 252H248V250H247ZM252 248H253V251L255 252V250H257L256 251V253L259 251V253H254V252H252ZM21 249V250H20ZM22 249L25 251V250H28L30 253H31V255H30V253L27 251H25V252H23L22 251ZM30 249V250H29ZM32 249V250H31ZM33 249H35V250H33ZM38 249V250H37ZM47 249H48V251H47ZM124 249H126V250H124ZM127 249H128V251H127ZM150 249H152V251L150 250ZM168 249V250H167ZM198 249V250H197ZM218 251H217V250ZM16 250V253L14 252ZM19 250H20V252H22L24 255H22V253H21V255H20V252H19ZM63 250V251H62ZM89 250V251H88ZM116 252H115V251ZM119 250V252H117ZM124 250V251H123ZM161 250H162V252H161ZM167 250V251H166ZM194 250V251H193ZM202 251V253H201V251ZM209 250V251H208ZM213 250H216L215 251V254H210V252L212 253L213 252ZM226 252H225V251ZM233 250H237V251H234L233 252ZM239 250V251H238ZM241 250V251H240ZM17 251L19 252V253H17ZM32 251V252H31ZM41 251H43V252H41ZM46 251V252H45ZM127 251V252H126ZM160 251V252H159ZM166 251V252H165ZM168 251H170V252H168ZM205 251H208L209 252V254L208 253H205L206 255V257L203 255V253L205 252ZM245 251V252H244ZM38 252V253H37ZM54 254H56V255H54ZM56 252V253H55ZM57 252H58V256H57ZM98 252H100V253H98ZM101 252H103V254L101 253ZM121 252H122V254H121ZM123 252H124V254H123ZM126 252V253H125ZM165 252V253H164ZM187 252V253H186ZM190 252V253H189ZM196 252V253H195ZM198 252H200L199 253V255H202V256H199V255H197L198 254ZM217 252H219V254L217 253ZM241 252H244L243 253V255H242V253ZM36 253L38 254V255H36ZM40 253V254H39ZM52 255H51V254ZM62 253H64V254H62ZM92 253V254H91ZM113 253H115V254H113ZM157 253V254H156ZM166 253H169V255L167 254L166 255ZM190 254V256H189V254ZM192 253V254H191ZM214 253V252H213ZM227 253V254H226ZM237 253V254H236ZM246 253H249V254H246ZM17 254H19V256L16 255ZM47 256H46V255ZM62 254V255H61ZM99 254L101 255V257H99ZM106 256H105V255ZM134 254V255H133ZM161 254H165V255H161ZM193 254H195V255H193ZM224 254H226L227 256H225ZM236 254V255H235ZM29 255V256H28ZM41 255V256H40ZM42 255L44 256V258L42 257ZM49 255H50V257L51 256H57V257H49ZM114 255H115V258L116 259H120L119 261H121L122 263H118L119 261H117L115 258H114ZM117 255H119V257L117 256ZM121 255H123V256H121ZM158 255V256H157ZM159 255L160 256H162L161 258L159 257ZM176 255H177V257L178 258H176ZM183 257H182V256ZM185 255V256H184ZM188 255V256H187ZM192 255V256H191ZM208 255V256H207ZM216 255V256H215ZM231 255H233V256H231ZM250 255V256H249ZM255 256V258H254V256ZM259 256V258H262L263 260H259V259H257V256ZM21 256V257H20ZM22 256L25 258V259H22V260H20L21 258H22ZM28 256V257H27ZM96 256H98L97 257V259L98 260H96ZM103 256H105L104 258H102ZM109 256V257H108ZM112 258H111V257ZM168 257V258H165V257ZM181 256V257H180ZM186 256H187V258H189V259H191V260H187V258H186ZM196 256V257H195ZM215 256V257H214ZM223 256L226 258V260H224L223 259ZM235 256V257H234ZM238 256H239V259H238ZM243 256V257H242ZM253 256V257H252ZM2 257V258H1ZM18 257H20V258H18ZM40 259H39V258ZM45 257H47V258H45ZM121 257V258H120ZM130 259H129V258ZM172 257V258H175V259H172L171 258V260H170V258ZM191 257V258H190ZM196 259H194V258ZM199 257H205V258H203V259H201V258H199ZM241 257H242V259H241ZM5 258V259H4ZM38 258V259H37ZM42 258V259H41ZM50 258V259H49ZM54 258V259H53ZM89 258H90V260H89ZM95 259V262H93L94 261V259ZM102 258V259H101ZM111 258V259H110ZM126 258H128L127 259V262H126ZM163 260L162 262L159 260ZM164 258V259H163ZM229 258V259H228ZM230 258L231 259H234V260H231V262L230 261H228V260H230ZM246 258V259H245ZM251 259V260H249V259ZM9 259V260H8ZM17 259V260H16ZM30 259V260H31ZM43 259H45V260H43ZM46 259L48 260V261H46ZM52 259V260H51ZM91 259H92V262H91ZM114 259V260H113ZM124 259V260H123ZM131 259H133V260H135L134 262H133V260H131ZM156 259H158V260H156ZM177 259L179 260V259H181L180 261L181 262H177ZM185 259V260H184ZM200 259H201V261H203L204 259H207V260H204L202 263H199L200 262ZM223 259V260H222ZM254 259H255V261H254ZM13 260L15 261V263L13 262ZM20 260V261H19ZM131 260V261H130ZM193 260V261H192ZM195 260V261H194ZM199 260V261H198ZM211 260V261H210ZM222 260V261H221ZM237 260L235 261V262H237ZM4 261V262H3ZM32 261V260H31ZM32 261V262H33ZM98 261V262H97ZM112 261V262H111ZM160 261V262H159ZM188 261V262H187ZM245 261V262H244ZM258 261H260V263L258 262ZM20 262V263H19ZM30 263L29 262V264H33V263ZM130 262H132V263H130ZM185 262V263H184ZM205 262V263H204ZM220 262V263H219ZM224 262V263H223ZM229 262V263H228Z\"/></svg>",
  "mask_w": 264,
  "mask_h": 264
},
{
  "label": "bare ground",
  "instance_id": "6f19581e",
  "mask_svg": "<svg viewBox=\"0 0 264 264\" xmlns=\"http://www.w3.org/2000/svg\"><path fill=\"white\" fill-rule=\"evenodd\" d=\"M2 1V0H1ZM0 1V2H1ZM19 1V0H18ZM21 2H22V0H20ZM20 1H19V5H20ZM73 1L74 0H23V2H24V5H23V2H22V4L20 5L21 6V8H22V5L23 6H25L26 8L25 9H29L30 11H34V12H37V14L39 13V11L40 12H43V13H45L46 15H47V18H46V16L43 14V16H45L44 18L46 19V24H47V26H46V28L44 27H42L43 28V30H44V33L46 34V36H47V38L49 37V39H50V41L51 42H49L50 44L49 45H53V47H52V45L49 47V48H47V49H49L51 52H52V54L54 55V56H57V50L55 49L56 47H57V45H58V48H59V42L61 43V41L62 42H64L63 44L65 45V42L67 41H71L72 42V44H73V42L75 43L74 45H72V46H78V49H76V50H78V51H83V53H80V54H78L75 58H68L67 56H59L58 58L57 57H54L53 59H55V62L53 63L54 64V66H55V68H56V66L58 67V66H61L62 68H63V70L62 71H60V72H58V70H59V68H58V70H56L55 68H53V70H52V68H50L51 70H48V67H46V63L49 61V63H50V60H52V59H48L47 61H46V59H45V61H46V63H44V61H42V59L41 58H39L38 56V58H35V59H33V55H31L32 56V59L30 58V56H28V54H25V53H23L20 49H21V47H22V40H21V38H20V35L18 34V31L14 28V25L13 26H11V25H8L7 24V20H6V18H7V12H8V10H10L9 8H12V6H14V4H12V6L10 7L9 6V4L7 5V6H9V8L7 7V6H4V5H2V6H0V151L1 152H5V151H7V150H9L8 151V153L6 154V155H4L3 153H0V154H3V155H0V183L2 184V186L3 185H5V184H9V182H13V181H15L14 179H16V178H18L17 176V171H16V175H14L16 178H13V175H11V174H7V171H8V166H9V164H11V162H13V160L16 158L15 156H17L16 154L14 155V154H12L11 153V151H13L12 149H14V147H16V146H18V147H21V148H24V149H26V148H36V147H40V149L44 146V147H46L47 149L48 148H51V147H53L54 148V146H56V145H59V144H61V143H59V142H57V141H55V140H49V138L50 137H52V135H56V133H61V131L59 132V130L62 128V126L64 127V124H66V120H64L65 121V123H64V121H61V123H58V122H54V121H52L51 120V118L47 115V112L49 111H52L51 109L54 107V110H55V108H56V106H58L57 108H59V104H57L58 103V101H56L55 100V96L57 95V92H56V95L54 96V95H52V97H51V95H50V93L53 91V92H55L56 91V89H65V90H68V91H70V90H73L72 92H77V90L78 89H84L85 87L88 89V91H86L85 89V91H86V93H88L89 92V89H91V88H93V87H95V85H94V83H95V78L93 77H91L93 80H91L90 81V76H89V81H87L86 82V80H88V79H84L83 81H85V82H80V81H76V82H73L72 81V79L73 78H76V77H78V75L80 74V75H82L84 72H82L83 70H84V68L85 67H90V69L88 70V71H90V70H92L93 71V69L91 68V67H93V68H100L101 67V69H102V67H107L108 68V66H114L115 64H116V62L117 61H119L118 62V65H120L121 63H120V61H121V58H122V56L124 55V53L126 54L127 52H129L130 50H131V44H133V42H131L130 40L128 41V40H126V42H125V40H124V38H122L123 40H124V46L121 48V43L120 44H116L117 45V47L115 48V49H113V48H111L112 47V45L114 46L115 44H112L111 46H109V48L107 47V44H106V40H105V38H104V34H106L105 32H107V31H111L110 29H112L114 26H117V20L115 21V22H111L112 20H111V18H113L112 16H113V12L115 11L114 9H115V7L117 6L118 7V5H116L115 4V0H78L76 3H73ZM76 1V0H75ZM123 1H125V0H123ZM135 1V0H134ZM136 1H138V0H136ZM2 2H5V1H2ZM128 2H129V0H128ZM127 2V3H128ZM65 4V9L64 10H61L62 8H64V7H62V8H59L60 9V11H59V9H58V7L60 6L59 4ZM126 3V4H127ZM136 4H137V2H135ZM135 3H134V5H135ZM131 4H132V2H131ZM130 4V5H131ZM114 5H116V6H114ZM122 6H124L125 4H121ZM129 5V6H130ZM144 5V6H143ZM131 6H133V5H131ZM142 6V8H140ZM124 7H126V6H124ZM135 7L137 8L136 10L139 12V10H144V11H147L148 13H150V15H153V18H155L156 20H159L160 22H159V25H158V30H156V32L155 31H153L152 30V32H151V30H150V32L151 33H153V32H155L156 33V35L158 36V34H160V35H168L171 39H172V37H174V39H175V41L176 42H178V44L176 45V46H172V45H170L169 44V42H167L170 46L168 47V48H161V47H159L158 49H159V53H157V52H155V56H156V53L158 54V55H160V56H164L165 58H166V60H169V62H172L173 64L174 63H176L177 62V60L179 61H182L186 56H189V55H191L192 57V59H193V61H194V63L195 64H197L198 66H199V70L202 72V73H200L199 75H193L192 74V72H188L187 74H189V75H191L192 74V76L191 77H189V83H187V84H185L186 85V92L188 93L187 95L188 96H186V94H185V96L186 97H191V100L193 101V96L195 97V96H200V94L202 93V91H195L194 89L196 88V86H198V85H196V83H198V81L200 80V81H204L203 79H205V81H210V79L212 80L213 79V81L215 80V82L213 83V86L215 87V88H213V90H215L216 89V91H215V93H214V95H213V92H212V96H214V98H217V97H215V95L217 96L218 94L217 93H221V91H222V94L224 93V97H223V101L226 103V107H224V106H222V108L224 107V108H227L226 110H224V111H222L221 113L219 112L218 113V111H216V109L215 108H213V115H214V117H215V119H214V117H212V119L213 120H211L212 121V124H210V125H202V126H204V131H202L204 134H205V136H203L202 134L203 133H201L200 135H202L201 137V139H203V140H201V139H199L198 140V134L195 136L196 138H194V140H198V142H201V143H197V141H193L192 139H190L189 138V134L191 133V132H189L188 130V128H187V131L189 132H183V130H185L184 128H185V125L183 124L184 123V121H183V117H185V115L181 118H179V119H175V118H171V117H168V115H167V117L168 118H165L163 115H161L160 114V109H159V114L158 115H156L157 113H152L151 115H152V118L154 119V121H152V122H154V124H155V126H149V125H147L148 123H146L147 121H143L144 123H142L140 126H138V125H136V127H133V129L130 131V130H128L127 128V130L124 128V130H123V132H124V134H122V135H119L118 133L119 132H117V134H115L116 133V128L114 129L112 126L115 124L114 122V124L112 123V122H110L111 121V119L109 120V122H107V123H105V124H108V126L110 125V123H112V129H114V131H115V135H113L112 136V141L111 142H113L114 141V138H115V136H116V138L115 139H117L118 140V142H119V147L120 148H118V150H121L120 152H122V151H129L130 153H131V151L133 150V151H137L136 153L140 156V152L143 154L144 153V151H146L147 153H149L150 154V157H149V159L147 158V157H145V158H147V159H145V160H148L149 161V163L151 162L152 163V161H156V160H158L159 159V161H160V163H161V166L159 167V168H157V170H155L156 171V173L160 176V178H163V180L164 179H166L167 181H178V180H181V181H183L184 182V185H185V187H183L182 185V187L183 188H175V189H173L174 191H177V192H175V193H178L179 194V198H183V199H185V198H187V197H189V195L190 196H192L193 194V196H195V194L196 193H198V191L199 190H203V192H206L205 191V189L204 188H207L208 189V187H210L211 185L209 184L208 185V187H207V182L209 181H207V178L208 179H210L209 177H205V176H199L198 175V173H197V171L199 170V169H197V167L195 168V162L197 161H199V160H201L202 161V159L203 160H214L215 159V157L216 156H218V158L219 157H221V155H223L225 152H224V148L226 147V143L224 142V141H226L227 142V140H224V141H222V139H221V141H220V143H222V145H224L223 144V142L226 144V145H224L225 147H223V149L221 150V148H218V149H220L222 152H220V150H218L217 149V147L218 146H220V145H218L219 144V142H218V138H219V135L221 134V135H224V136H226L225 138L227 139L228 137L229 138H232V135H233V133L235 134H237V136L236 137H238V135L240 134H243V133H245L246 131H248L249 130V128H247V126L246 125H248L249 123H251V124H256L257 126H258V123H259V121H262V119H263V116H264V114H263V112H264V106H263V104H260V105H262V106H259V107H257V104H259V103H257L256 104V99H255V93H254V88H255V82H256V80L257 79H259V78H261L262 76H261V74H262V72L261 71H263V70H261V63H259V60L257 61L256 60V54H257V56L258 57H260V62L262 61L263 63H264V51H261L260 52V54L259 53H257L256 52V49L254 48V47H251L250 48V51H248V52H243V51H241L240 50V52H239V50L237 49V52L236 53H234V54H236V55H234V57H233V61L235 62V69H234V65H231V66H233V69L236 71H233V72H235V74L233 75L232 73L231 74H228V75H230L229 77H228V75H227V73H226V76L224 77V74H225V71H227V68H229V66H230V64H229V66L226 64V63H228V61L226 60V62H225V58L224 57H222L221 55L219 56V58L217 59V60H214L213 61V59H212V57L213 56H218L219 55V52L222 50V48L223 47H227L226 49H228V48H230V44L229 43H224L222 40H223V37H222V39L221 40H216L217 38V35H214V33L213 32H209V33H206L205 31H203L204 33H202V31L200 32V33H202V34H198L197 32H191V33H189V35H187L186 36V34L185 35H181V34H184V33H187L188 34V31H185V29H194L195 27H197L203 20H207L206 18H215V20H216V18H218V20L217 21H219V19H221V18H230V17H228V16H232V17H238L240 14H242L241 12H243V14L241 15L243 18H246L247 19V22H248V24H250V26L252 27V30L254 29L255 31V34H253L252 35V39H253V41L254 42H256L257 43V41H259V40H261V38L263 37V35H264V31L263 30H259V29H257V27H262L263 25H264V0H139L138 1V4L137 5H135ZM135 7H133V8H135ZM14 8H16V6L14 7ZM23 9H24V7H23ZM121 9V11H122V13H124V12H126V11H124V9L121 7L120 8ZM119 9V10H120ZM123 9V10H122ZM130 9L132 10V7H130ZM28 10V11H29ZM125 10H129V9H127V8H125ZM135 9H133L132 11H134ZM241 10H243V11H241ZM120 11V12H121ZM130 11V10H129ZM140 11V12H141ZM33 12V13H34ZM58 12H59V14H58ZM117 12H118V10H117ZM136 12V11H135ZM138 12H136V13H138ZM143 12V11H142ZM24 13V12H23ZM25 13H26V11H25ZM24 13V14H25ZM37 14H35V15H37ZM42 14V13H41ZM40 14V15H41ZM120 14V13H119ZM20 15H21V13H20ZM123 15V14H122ZM14 16V15H13ZM38 16H39V14H38ZM136 17L138 16V14L137 15H135ZM245 16V17H244ZM29 17V16H28ZM127 17H129V16H127ZM127 17L126 18H124V20L122 21V22H126L125 21V19H127ZM139 17V16H138ZM136 18V20L137 19H139V18ZM31 18H32V16H31ZM37 18V17H36ZM39 19H41V21L44 19H42V18H40V16L38 17ZM132 18L134 19L135 17H133L132 16ZM33 19H35V18H33ZM44 19V20H45ZM114 19V18H113ZM118 19V18H117ZM35 20H38V19H35ZM119 20V19H118ZM214 20V19H213ZM222 20V19H221ZM237 20H239V19H235L234 18V20H232V21H237ZM244 20V19H243ZM28 21H29V19H28ZM133 21V20H132ZM141 21V20H140ZM217 21H215V22H217ZM228 21V20H227ZM30 22H33L32 21V19H31V21ZM30 22H28L29 24H30ZM44 22V21H43ZM118 22H120V20L118 21ZM134 22V24H136L137 23V21L135 22V20L133 21ZM231 21H229V23H230ZM37 23V22H36ZM40 23H42V22H40ZM129 23V22H128ZM153 22H151V24H152ZM228 22L226 23V26H227V24H229ZM237 23V22H236ZM115 24V25H114ZM127 24V22L125 23V25ZM132 24V23H131ZM130 24V25H131ZM133 24V28H131V30L132 29H134V30H138L139 28H137V27H139L138 25L139 24H137V26L136 25H134ZM154 24V23H153ZM201 24H203V23H201ZM217 24H219V22H217ZM232 24V23H231ZM246 24V23H245ZM25 25V24H24ZM23 25V26H24ZM31 25V24H30ZM39 25V24H38ZM121 25H123V24H121ZM150 25V24H149ZM157 25V24H156ZM220 25H221V28H222V26H225V25H223V24H221L220 23ZM255 25H257L256 27H255ZM26 26V25H25ZM31 26H33V25H31ZM124 26V25H123ZM122 26V27H123ZM205 26V24L203 25V27ZM226 26H225V28L224 29H226ZM21 27V26H20ZM118 27V26H117ZM121 26H120V28H122ZM129 27H131V26H129ZM137 29H136V28ZM141 27H144V26H141ZM147 27H148V25H147ZM198 27H200V26H198ZM197 27V28H198ZM234 27H235V25H234ZM233 27V28H234ZM238 27V26H237ZM251 27H249V28H251ZM253 27H255V28H253ZM29 28V27H28ZM119 28V29H120ZM124 28V27H123ZM201 28V27H200ZM18 29H20V28H18ZM33 29V28H32ZM36 29V28H35ZM63 29H67V32H62L63 31ZM130 29V28H129ZM232 29V28H231ZM230 29V30H231ZM242 29V28H241ZM248 29V27H246V30ZM23 30V29H22ZM131 30H130V32H131ZM134 30L132 31V32H134ZM148 30V29H147ZM146 30V31H147ZM220 30V29H219ZM222 30H223V28H222ZM251 30V29H250ZM30 31V30H29ZM33 31V30H32ZM31 31V32H32ZM41 30L39 29V31L37 32L38 33V35H40V36H42L41 34H43V33H39ZM123 31H125L124 29H123ZM142 31V30H141ZM216 31V30H215ZM228 31V30H227ZM232 31H233V29H232ZM229 32L230 33V36L233 34V32ZM236 31V30H235ZM20 32V31H19ZM24 32V31H23ZM43 32V31H42ZM126 33H128L129 34V31H125ZM136 32H138V31H136ZM143 32V31H142ZM149 31H147V33H148ZM218 32H220V31H218ZM217 31H216V33H218ZM240 32V31H239ZM141 33V32H140ZM229 33L228 34H226V31H225V33H223V34H225V35H227L226 37L228 38L229 37ZM245 33V32H244ZM243 33V34H244ZM108 34V33H107ZM134 34V33H133ZM133 34L131 35V36H133ZM137 34V33H136ZM154 34V33H153ZM222 34V35H223ZM252 33H250L249 35H251ZM138 35H139V32H138ZM225 35H223V36H225ZM236 35V34H235ZM238 35V34H237ZM237 35H236V37H237ZM248 35V33H247V35L246 36H249ZM40 36H38V37H40ZM151 36H153V35H151ZM165 36V37H166ZM167 36V37H168ZM239 36H240V34H239ZM244 36V35H243ZM37 37V38H38ZM154 37H155V35H154ZM162 37H164V36H162ZM201 37H203V38H201ZM35 38H36V36H35ZM36 38V39H37ZM43 38V37H42ZM42 38H41V40H42ZM225 39V37H224V39H225V41H228V39L230 38H228V39ZM238 38V37H237ZM34 39V38H33ZM40 39V38H39ZM38 39V40H39ZM109 39V38H108ZM117 39H119V38H117ZM201 39H204V41H202ZM234 39V38H233ZM263 39V38H262ZM38 40H37V42H38ZM158 41H160V42H162V40L160 39H157ZM169 40V39H168ZM236 40V39H235ZM244 40V39H243ZM264 40V39H263ZM109 41V40H108ZM127 41H128V43H127ZM158 41H157V43H158ZM230 41V40H229ZM29 42V41H28ZM40 42V41H39ZM44 42V41H43ZM42 42V43H43ZM149 42V41H148ZM160 42H159V45H161L160 44ZM165 42V41H164ZM247 42V40L245 41V43ZM260 42V41H259ZM264 42V41H263ZM262 42V43H263ZM35 43V42H34ZM70 43V42H69ZM118 43H119V41H118ZM123 43V42H122ZM141 43V42H140ZM166 43V42H165ZM238 43H240V42H238ZM245 43L243 44L242 42H241V44H243V45H239V44H237V45H239L240 47H244L245 48ZM261 43V42H260ZM68 43H66V45H67ZM229 44V45H228ZM254 44V43H253ZM264 44V43H263ZM120 45V46H119ZM123 45V44H122ZM135 45V44H134ZM146 45V44H145ZM144 45V46H145ZM165 45H167V44H165ZM233 45V44H232ZM251 44H249L248 43V45L247 46H250ZM262 44H260V46H261ZM71 46V45H70ZM143 46V45H142ZM147 46H149L150 47V45L149 44H147ZM236 47V45H233L232 46V48H235ZM263 46V45H262ZM133 47H135V46H133ZM140 48H141V45L139 46ZM146 47V46H145ZM60 48H62V46L60 47ZM60 48H59V50H60ZM65 48V47H64ZM63 48V49H64ZM71 48V47H70ZM76 48V47H75ZM138 47H135V49H137ZM148 47H146V49H147ZM241 48V49H242ZM63 49H62V51H63ZM73 49V48H72ZM71 49V51H73ZM133 49V48H132ZM145 49V50H146ZM160 49H162V51H160ZM35 50V49H34ZM40 50H42L41 48L39 49V51ZM59 50H58V52H59ZM139 50H141V49H139ZM149 51H150V49H148ZM232 50H234V49H232ZM235 50H236V48H235ZM234 50V51H235ZM259 50V49H258ZM263 50V49H262ZM26 51V50H25ZM33 51V50H32ZM65 51V50H64ZM64 51H63V53H64ZM75 51V50H74ZM81 51V52H82ZM135 51V50H134ZM260 51V50H259ZM258 51V52H259ZM66 52V51H65ZM84 52H85V54H84ZM146 52V51H145ZM239 52V53H238ZM242 52V53H241ZM42 53V52H41ZM61 53V52H60ZM69 53V50L66 52V54H68ZM74 53V52H73ZM72 53V54H73ZM77 53V52H76ZM143 53V52H142ZM147 53V52H146ZM238 53V54H237ZM263 53V54H262ZM33 54V53H32ZM35 54H37V53H35ZM39 54V53H38ZM46 54V53H45ZM45 54H43V55H45ZM65 54V55H66ZM70 54V53H69ZM82 54V55H81ZM130 54V53H129ZM228 54H230V52H228ZM47 55V54H46ZM74 55H75V53H74ZM74 55H71L70 54V56H74ZM259 55H261V56H259ZM129 56H134L135 58H133L134 60H135V62L133 63L134 65H136V67H137V69H134V66H133V69L134 70H136L135 72L134 71H132V73H129V74H135L136 76H137V78L139 79L138 80V84H140V86L143 88H147L148 90H146V91H149V88L150 87H153V86H155V84H156V81L154 80V74H153V72L151 73L150 72V70H152L153 69V63L151 62V53L150 52H148L147 54H145L144 56L143 55H137V56H135V55H133V54H131V55H129ZM49 57V56H48ZM45 58V57H44ZM188 58V57H187ZM190 58V59H191ZM230 58H232V57H230ZM230 58H229V60H230ZM29 59V60H28ZM31 59V60H30ZM160 59V58H159ZM172 59H176V62H174L175 60H172ZM212 59V60H211ZM259 59V58H258ZM80 60L81 61H83L82 63L80 62ZM133 60V61H134ZM130 62H131V60H129ZM132 61V62H133ZM157 61H161V59L160 60H157ZM53 62V61H52ZM130 62H125L126 64H125V66L126 67H129L130 66ZM163 62V61H162ZM168 62V63H169ZM257 62H258V64L260 65H258L257 66ZM48 63V64H49ZM120 63V64H119ZM124 63V62H123ZM122 63V64H123ZM179 63V62H178ZM256 63V64H255ZM262 63V64H263ZM47 64V65H48ZM165 64V63H164ZM171 64V63H170ZM169 64V65H170ZM177 64V63H176ZM175 64V65H176ZM254 64V65H253ZM132 65V64H131ZM182 65V64H181ZM191 64H188V63H183V69L184 68H187L188 66H190ZM48 66H50V65H48ZM168 66V65H167ZM179 66V65H178ZM251 66H254V68L253 69H251L252 67ZM52 67V66H51ZM60 67V68H61ZM126 67H125V71L127 70L128 71V69H126ZM131 67V66H130ZM129 67V68H130ZM159 67V66H158ZM114 68V67H113ZM118 68H119V66H118ZM160 68V67H159ZM165 68V67H164ZM232 68V67H231ZM262 68H263V66H262ZM88 69V68H87ZM87 69L85 68V70H86V72H87ZM100 69V70H101ZM104 69V68H103ZM106 69V68H105ZM115 69H116V67H115ZM124 69V68H123ZM131 69V68H130ZM130 69H129V71H130ZM157 69V68H156ZM163 69V68H162ZM168 69V68H167ZM180 69V68H179ZM230 69V68H229ZM232 69V70H233ZM41 70H44V71H41ZM84 70V71H85ZM95 70V69H94ZM97 70H99V69H96V71ZM110 70H112V69H110ZM122 70V69H121ZM154 70V69H153ZM168 70H170V69H168ZM185 70V69H184ZM80 71L82 72V73H80ZM92 71H90V73H91V75H93L92 73L94 72H92ZM103 71V70H102ZM105 71V70H104ZM108 71V70H107ZM156 71V70H155ZM170 71H172V70H170ZM169 71V72H170ZM85 72V73H86ZM160 72V71H159ZM168 72V73H169ZM173 72V71H172ZM181 72V71H180ZM187 72V71H186ZM232 72V71H231ZM182 73V72H181ZM199 73V72H198ZM207 73V76H205V77H203V75L202 74H206ZM97 74V73H96ZM119 74V73H118ZM123 74H125L124 72H123ZM159 74V73H158ZM165 74V73H164ZM184 73H182V75H183ZM186 74V73H185ZM183 75L184 77L186 76V75ZM127 75V74H126ZM156 75V74H155ZM160 75V74H159ZM169 75H171V72L169 73ZM223 75V77L224 78H226V77H228L227 79H225V81H226V84H223V83H220V80H219V78H223V77H220V76H222ZM52 76H54V77H56V78H62V79H68V77H70V78H72V79H70L71 81H72V83L70 82V84L69 85H67L66 83V85H64V86H60V87H56V85L55 86H53L54 85V83H52L53 85H51V86H53L52 88H54V87H56V88H54L55 90H52L50 93H47V91L49 92L50 90H49V88H50V86L49 87H47L48 85H50V84H46V82L49 80V78L50 77H52ZM95 76V75H94ZM120 76H122V75H120ZM131 77L132 75H128V77ZM176 76H178V74L176 75ZM202 76V77H201ZM232 76V77H231ZM261 76V77H260ZM105 77V76H104ZM116 77H117V75H115L114 76V74H110V75H108L105 79H103V78H101V77H99V78H101L102 79V83H100V85L99 84H96V85H98L99 87H103V88H105L106 89V87H111L112 88V86L113 85H116L114 82H115V80H117L116 79ZM164 77L166 78V75H164ZM200 77H201V79H200ZM259 77V78H258ZM264 77V76H263ZM98 78V77H97ZM159 78V81H160V77H158ZM162 78V77H161ZM179 78V77H178ZM187 78H188V76H187ZM209 78V80H207V79ZM100 79V80H101ZM120 79H122V77L120 78ZM120 79H118V80H120ZM167 79V78H166ZM256 79V80H255ZM263 79V78H262ZM60 80V79H59ZM99 80V79H98ZM99 80V81H100ZM135 80V79H134ZM134 80H132V81H134ZM137 80V79H136ZM223 80V79H222ZM221 80V81H222ZM54 81V80H53ZM125 81V80H124ZM179 81V80H178ZM48 82H51V81H48ZM64 82V81H63ZM117 82V81H116ZM171 82V81H170ZM173 82H175V81H173ZM222 82H224V81H222ZM59 84H61V82H58ZM137 83V82H136ZM158 83V82H157ZM181 83H183V82H181ZM200 83H204V82H200ZM132 84V83H131ZM135 84V83H134ZM134 84H132V85H134ZM259 84V83H258ZM58 85V84H57ZM121 85V84H120ZM256 85H257V82H256ZM126 86H127V84H126ZM126 86H125V89H126ZM135 87H136V85H134ZM156 86H157V84H156ZM164 86L165 85H163V88H164ZM200 86V85H199ZM208 86V85H207ZM210 86H212V85H210ZM121 87L122 88H124V86H122L121 85ZM130 87V86H129ZM138 87V86H137ZM149 87V88H148ZM167 87V86H166ZM183 87V86H182ZM116 87H114L113 89H115ZM119 88H120V86H119ZM153 88H155V87H153ZM184 88V87H183ZM183 88L181 89L180 87H179V89H181V90H183ZM199 88V87H198ZM202 88H206V87H202ZM201 88V89H202ZM48 89V90H47ZM112 89V90H113ZM117 89V88H116ZM129 91H130V88H127ZM134 89V88H133ZM171 89V87H168V89L167 90H170ZM178 89V88H177ZM200 89V88H199ZM207 89V88H206ZM80 90V91H81ZM92 90V89H91ZM90 90V91H91ZM122 90V89H121ZM121 90H120V92H121ZM134 90H136V89H134ZM133 90V91H134ZM137 90H139V89H137ZM62 91V90H61ZM85 91H81V92H85ZM95 91H96V87H95ZM109 91V90H108ZM124 91V90H123ZM132 91V92H133ZM140 91V90H139ZM157 91V90H156ZM162 91V94H163V90H161ZM184 91V90H183ZM206 91V90H205ZM208 91V90H207ZM207 91H206V93H207ZM76 92H75V94H76ZM80 92V93H81ZM93 92V91H92ZM115 92H117V91H115ZM127 91H125V93H126ZM137 92V91H136ZM151 92V91H150ZM204 92V91H203ZM47 93V94H46ZM62 93H63V91H62ZM78 93H79V90H78V92H77V95H74L73 97H77L78 96ZM85 93V94H86ZM102 93V92H101ZM100 93V95H102ZM106 93H107V91H106ZM118 93V94H117ZM116 93V95H124V92L122 93V94H119V92H117ZM130 93H131V91H130ZM130 93H129V95H130ZM141 93V92H140ZM142 93H144V92H142ZM154 93V95L156 96V94L157 93H155V92H153ZM164 93H166V89H165V91H164ZM171 93V92H170ZM205 93V92H204ZM54 94V93H53ZM69 94V93H68ZM84 93H82L81 95L83 96V97H85L86 95H85ZM90 94V97L89 96H86V97H89L90 99H99L98 97H97V95L96 94H94V93H89ZM92 94V95H91ZM115 93H113V95H114ZM127 95H128V92L126 93ZM125 94V95H126ZM132 94V96H134V93H131ZM137 93H135V95H136ZM145 94L146 93H144V96H145ZM172 94V93H171ZM178 94H179V92H178ZM199 94V95H198ZM48 95H50L49 97H51V100H52V98H53V96H54V101L52 100H50V101H47V100H42V98H41V101H40V99L38 100V98H40V97H46V96H48ZM85 95V96H84ZM103 95H105V93L103 94ZM110 95V94H109ZM109 95H105L106 96V98H107V96H109ZM112 95V96H113ZM115 95V96H116ZM126 95V96H127ZM128 95V96H129ZM147 95V94H146ZM153 95V94H152ZM158 95H160L159 96V98L162 96L161 94H158ZM170 95V94H169ZM203 95V94H202ZM209 95H210V92H209ZM112 96H109V97H111L112 99H113V97ZM127 96V97H128ZM138 96V95H137ZM137 96H135V97H137ZM151 96V95H150ZM166 96H167V94H165V96H163V97H165L166 98ZM207 96V95H206ZM220 96V95H219ZM48 97V98H49ZM57 97V96H56ZM67 97V96H66ZM66 97H65V99H66ZM80 97V98H79ZM79 97H77V98H75V99H73V100H82L83 99V97L81 98V96L79 95ZM102 97V96H101ZM117 97V96H116ZM139 97V96H138ZM143 96H141V98H142ZM152 97V96H151ZM157 97V96H156ZM171 97V96H170ZM169 97V98H170ZM173 97H175V96H173ZM202 97V96H201ZM205 97V96H204ZM70 98V97H69ZM68 98V99H69ZM115 98V97H114ZM129 98V97H128ZM162 98V97H161ZM168 98V97H167ZM166 98V99H167ZM219 98V97H218ZM62 100L63 101V103H64V101H66V100ZM87 99V98H86ZM89 99V100H90ZM105 99V98H104ZM157 98H155V100H156ZM163 99V98H162ZM178 99V98H177ZM180 99V98H179ZM204 100H205V98H203ZM211 99V98H210ZM209 99V100H210ZM222 99V97L221 98H219L218 100L220 101ZM70 100H72V99H69V101ZM79 100H78V103L79 104H81L80 102H79ZM85 100V99H84ZM119 99L117 98L116 99V102L118 101ZM146 100V99H145ZM144 100V101H145ZM154 99H152V101H153ZM198 100V99H197ZM196 100V101H197ZM200 100H201V98H200ZM209 100H207V101H209ZM56 101V102H55ZM61 101V100H60ZM85 101H87V100H85ZM113 101V100H112ZM138 101H139V99H138ZM138 101H135V103H138ZM141 101V100H140ZM140 101H139V103H140ZM147 101H149V100H147ZM164 101V100H163ZM170 101H172V100H170ZM169 101V102H170ZM174 101V100H173ZM172 101V102H173ZM207 101H204V102H207ZM218 101V102H219ZM222 101V102H223ZM67 102V103H66ZM65 102V104H67V106L66 107H70V106H68V101H66ZM74 102L75 101H72V105H74ZM89 102V101H88ZM95 101H93V102H89L90 104H92V105H94L95 106V104H93ZM106 102V101H105ZM116 102L114 103V105L115 106H117L118 104H116ZM153 102H155V101H153ZM168 102V103H169ZM172 102L170 103V104H172ZM175 103H176V101H174ZM180 102H181V100H180ZM184 102H186V101H184ZM183 102V103H184ZM195 102V101H194ZM198 102V101H197ZM203 102V101H202ZM201 102V103H202ZM202 103L203 105L204 104H207V103ZM211 102V101H210ZM214 102V101H213ZM215 102H216V100H215ZM221 102V101H220ZM61 103V102H60ZM62 103V104H63ZM71 103V102H70ZM69 103V104H70ZM77 103V104H78ZM98 103V101L96 102V104ZM113 103V102H112ZM118 103V102H117ZM158 103V102H157ZM157 103H154V104H157ZM174 103V104H175ZM196 103V102H195ZM194 103V104H195ZM262 103V102H261ZM61 104V105H62ZM76 104V106H79V104L77 105ZM84 104V102L82 103V105ZM103 104V103H102ZM107 104V103H106ZM119 104H120V102H119ZM129 105H131L130 103H128ZM134 104V103H133ZM133 104L131 105V106H133ZM153 103L152 102H147V105L146 106H148L149 108H150V106L152 105ZM167 104V103H166ZM186 104V103H185ZM189 104V103H188ZM202 104H201V106H202ZM215 104V103H214ZM222 104H224V103H222ZM64 105V104H63ZM86 105V104H85ZM91 105V106H92ZM99 105L100 104H98V107L97 108H99ZM105 105V104H104ZM113 105V104H112ZM122 105V104H121ZM126 105V104H125ZM136 105V104H135ZM144 106L145 104L142 102L141 104H140V106L139 107H141V106ZM173 105V104H172ZM171 105V106H172ZM182 105V104H181ZM197 104H195V106H196ZM199 105V104H198ZM216 105H218V104H216ZM81 106V105H80ZM94 106H92L91 108H93L94 109V111H97V109H95L96 107H94ZM114 106V107H115ZM123 106V105H122ZM127 107H128V105H126ZM126 106H124V107H126ZM142 106V107H143ZM146 106H145V108H146ZM169 106V105H168ZM170 106V107H171ZM176 106V105H175ZM180 106V105H179ZM185 106V105H184ZM183 106V107H184ZM189 106V105H188ZM194 106V105H193ZM201 106L199 107V108H201ZM204 106H206V105H204ZM203 106V107H204ZM211 106H212V104H211ZM61 107V106H60ZM64 107H65V105H64ZM83 107V106H82ZM87 107V106H86ZM88 107H90V106H88ZM102 106L100 105V108H101ZM104 107V106H103ZM102 107V108H103ZM113 107V106H112ZM127 107H126V109H127ZM142 107H141V109H142ZM146 108V109H149V108ZM172 107H174V106H172ZM171 107V108H172ZM181 107V106H180ZM215 107V106H214ZM56 108V109H57ZM63 108V107H62ZM71 108H72V106H71ZM76 108V107H75ZM78 108V107H77ZM90 108V109H91ZM109 108V107H108ZM136 108V107H135ZM138 108V107H137ZM137 108H136V110H137ZM144 108V107H143ZM169 108V107H168ZM175 108V107H174ZM177 108V107H176ZM182 108V107H181ZM181 108H179V109H181ZM205 108V107H204ZM207 108H208V106H207ZM219 108L220 107H218V110H219ZM223 108V109H224ZM70 109V108H69ZM82 109V108H81ZM84 109H86L85 111H87L88 110V108H84ZM84 109H82V110H84ZM118 109V108H117ZM116 109V110H117ZM119 109H120V107H119ZM118 109V110H119ZM122 109V108H121ZM125 109V108H124ZM125 109V110H126ZM133 109H134V107L132 108V112H133ZM145 109V110H146ZM194 109V108H193ZM193 109L191 110V111H193ZM198 108H196V110H197ZM214 109H215V111L216 112H214ZM72 110V109H71ZM79 110V108L77 109V111ZM99 110V109H98ZM129 110H130V112H128L129 114L131 113V109L129 108ZM143 110V109H142ZM141 110V111H142ZM176 110H178V108L176 109ZM204 110V109H203ZM209 110V109H208ZM211 110V109H210ZM222 110V109H221ZM57 111V110H56ZM61 111V110H60ZM73 111H74V109H73ZM84 111V112H85ZM89 111V110H88ZM94 111H92L91 110V112L93 113ZM104 112H106V111H108V109L106 108V106H105V108H104V110H103ZM140 111V110H139ZM144 111V110H143ZM165 111V110H164ZM175 111V110H174ZM179 111V113L180 112H183V111H181V110H178ZM184 111H185V107H184ZM199 111H202L201 109L199 110ZM205 111H206V109H205ZM75 112V111H74ZM82 112V111H81ZM98 113H101V112H99V111H97ZM110 112V111H109ZM115 112V111H114ZM113 112V115L114 114H116V113H114ZM119 112H121L122 113V111H119ZM124 112V111H123ZM187 112H190V110L189 111H187ZM203 113H204V111H202ZM76 113V112H75ZM88 113V115H90L89 114V112H87ZM107 113V112H106ZM112 113V112H111ZM137 113V112H136ZM167 112H165V114H166ZM184 113V112H183ZM183 113H181V114H183ZM195 113H197V112H195ZM202 113V114H203ZM210 113V112H209ZM7 114H11L14 118H16V119H19L20 121H22V122H24L25 124H27V127H25L24 129H22L21 130V128H20V135H18V137L19 138H11L10 140H7V139H5V138H1V137H3V136H5L4 134H5V129H8V127L6 128L5 127V129H4V126H3V123H2V119H3V117L5 116V115H7ZM84 114V113H83ZM105 114V113H104ZM124 114H127V111H125L124 112ZM128 114V115H129ZM141 114H142V112H141ZM141 114H138V115H141ZM164 114V113H163ZM168 114V113H167ZM170 114V113H169ZM180 114V115H181ZM185 114V113H184ZM186 114H188V113H186ZM201 114V115H202ZM59 115V114H58ZM58 115H56L57 116V118L61 115V113H60V115L58 116ZM74 115V114H73ZM73 115H72V117H73ZM76 115V114H75ZM117 116H118V114H116ZM137 115V114H136ZM173 115V114H172ZM212 115V114H211ZM212 115V116H213ZM55 116V115H54ZM119 116H121V115H119ZM118 116V117H119ZM123 116L124 115H122L121 117L123 118ZM127 116V115H126ZM126 116H124V117H126ZM130 116V115H129ZM188 117L190 116V114H188L187 115ZM193 116V115H192ZM206 116V115H205ZM53 117V116H52ZM75 117V116H74ZM81 117V116H80ZM89 117V116H88ZM103 117V116H102ZM207 117V116H206ZM115 118H117L116 116H115ZM131 118V117H130ZM177 118V117H176ZM194 118H195V114H194ZM201 118H202V116H201ZM207 118H209V117H207ZM206 118V119H207ZM73 119V118H72ZM72 119H70V121H67L68 123H70L69 125L70 126H74V124H72V123H75V119H77V121L79 122V121H81V119L79 118V116H77V118H74L73 120ZM89 119V118H88ZM91 119V118H90ZM102 119V118H101ZM120 119L121 118H117L116 120L118 121H116V124L115 125H117V123H118V125H119V122H121L120 121ZM124 119V118H123ZM127 119H129V118H127ZM203 119V118H202ZM59 120H61L60 118H59ZM92 120H96V119H93L92 118ZM106 120V119H105ZM105 120H104V122H105ZM130 121H131V119H129ZM190 120H193V117H192V119L190 118ZM200 120V119H199ZM204 120V119H203ZM210 120H208V122H210L211 123V121ZM264 120V119H263ZM73 121V122H72ZM100 121V120H99ZM103 121V120H102ZM102 121H100V124L102 123ZM195 120H193V121H191V123L192 122H194ZM215 121V122H214ZM234 121L235 122H237V123H234ZM62 122L64 123V124H62ZM84 123H85V121H83ZM98 122V121H97ZM134 122L136 123V120H134ZM190 122V121H189ZM201 122V121H200ZM204 123H205V121H203ZM203 122H201V123H203ZM207 122V123H208ZM77 123V122H76ZM80 123V122H79ZM123 123V122H122ZM124 123H125V121H124ZM123 123V124H124ZM128 123V122H127ZM130 123V122H129ZM132 123V122H131ZM135 123H133V125L135 124ZM146 123V124H145ZM198 122L196 121V122H194V124H197ZM201 123H199V124H201ZM103 124L104 123H102V129L104 130V132H105V126H107V125H105V126H103ZM193 123H192V125H194ZM209 124V123H208ZM264 124V123H263ZM5 125V124H4ZM7 125V124H6ZM10 125V124H9ZM8 125V126H9ZM67 125V124H66ZM76 125V124H75ZM78 125V124H77ZM117 125V126H118ZM121 125V124H120ZM119 125V126H120ZM146 125V126H145ZM187 125V124H186ZM244 125V126H243ZM69 126V127H70ZM106 127V131L108 130L107 128H109V127ZM118 126V128H120ZM125 126H126V124H125ZM127 126H128V124H127ZM195 126V125H194ZM199 126V125H198ZM253 126V125H252ZM260 126H262V123H260ZM67 127V126H66ZM80 127H82V126H80ZM79 127V128H80ZM124 127V126H123ZM123 127H121L122 129H123ZM196 127V126H195ZM253 127H256V126H253ZM73 128H75V127H73ZM72 128V129H73ZM79 128L77 127V129H78V131L77 132H79L80 133V131L81 130H83L82 128H81V130L79 131ZM83 128H85L86 129V126L84 127V125H83ZM88 128V127H87ZM93 128V127H92ZM95 128V127H94ZM101 128L99 129V130H101ZM150 128V129H149ZM198 128V127H197ZM252 128V127H251ZM258 128H259V126H258ZM262 128H263V130H264V127L262 126ZM71 129V130H72ZM96 129V128H95ZM112 129H110V130H112ZM129 129H130V126H129ZM148 130L149 129V131H148V133H152V135H154L155 137L154 138H158V140H156L157 141V143H156V141H155V143H153V145L152 144H149V145H152L149 149H144V147L142 146V145H144V142L143 141H137V132H140L139 130ZM191 129H193L192 127H191ZM260 130H261V128H259ZM259 129H257L258 131L257 132H260L261 133V131H259ZM17 130H18V128H17ZM70 130V129H69ZM110 130H108V132H111ZM120 130V129H119ZM118 130V131H119ZM146 130V131H147ZM195 130V129H194ZM197 130V129H196ZM262 130V131H263ZM87 131H89V130H87ZM87 131H85V130H83L82 132H85V133H87L88 134V137L89 138H91V137H93L94 138V135H96V133H97V131L95 132V130L93 129V130H91V128H90V131L89 132H91L92 133V131L95 133L93 136H89V134H91V133H88ZM113 131V130H112ZM113 131V132H114ZM121 131V130H120ZM129 131V132H128ZM256 132V129L255 130H252V132ZM71 132V131H70ZM101 132V131H100ZM99 132V133H100ZM198 132V131H197ZM74 133V132H73ZM103 133V132H102ZM141 133V132H140ZM139 133V134H140ZM142 133H145V132H142ZM200 133V132H199ZM220 133V134H219ZM239 133V134H238ZM248 133H250V132H248ZM247 133V134H248ZM264 133V132H263ZM263 133H261L262 135H263ZM24 134H34V135H36V137L35 138H33L32 140H30V139H27L26 137H22L21 135H24ZM76 134V133H75ZM101 134V133H100ZM106 134V133H105ZM108 134V133H107ZM110 134V133H109ZM255 134V133H254ZM77 135H81V134H77ZM125 135V136H124ZM194 135V134H193ZM207 135V136H206ZM210 135H212V136H210ZM243 135H245V134H243ZM257 135L258 136H260L259 134H256V137H257ZM16 136V135H15ZM28 136V135H27ZM78 136V137H79ZM82 136V135H81ZM85 134H84V138H85ZM97 136H99L98 134L95 136V137H97ZM107 135H105L104 137L105 138H108L109 139V137H106ZM142 136V135H141ZM234 136V135H233ZM252 137H253V135H251ZM255 136V135H254ZM31 137H33V136H31ZM67 137V136H66ZM87 137V136H86ZM100 137V136H99ZM99 137H97L96 139H98ZM114 137V138H113ZM146 136H144V138H145ZM153 137V136H152ZM191 138H192V135L190 136ZM204 137V138H203ZM247 137V136H246ZM251 137V138H252ZM29 138V137H28ZM61 138V137H60ZM72 138V137H71ZM70 138V139H71ZM81 138V137H80ZM80 138H74L77 142L80 140ZM149 138V137H148ZM199 138H200V136H199ZM224 138V137H223ZM228 138V139H229ZM242 138V137H241ZM240 138V139H241ZM243 138H245V136H243ZM242 138V140L243 141H245L244 143H247L246 141H255V139L254 140H252L251 138H249V140H248V138H247V140L245 139H243ZM53 139V138H52ZM62 139V138H61ZM61 139H59V141H61ZM64 139V138H63ZM62 139V140H63ZM73 139V141H75ZM239 139V138H238ZM237 139V140H238ZM262 139H264L263 137H262ZM58 140V139H57ZM65 140V139H64ZM102 141V137H101V139H99L98 140V142L99 141ZM103 140H105V139H103ZM116 140V141H117ZM139 140V139H138ZM232 140V139H231ZM230 140V141H231ZM235 141H236V139H234ZM234 140H232V141H234ZM68 141V142H67ZM73 141H72V143L71 144H73ZM81 141V140H80ZM153 141V142H154ZM203 141V142H202ZM257 141H259V140H257ZM254 142V144L255 143H258V142ZM261 141V140H260ZM259 141V142H260ZM66 142V143H65ZM65 142H64V144H67V143H69V139L67 140H65ZM111 142H110V144H111ZM149 142V141H148ZM253 142L252 143H250L251 145L249 146V148L251 147V146H253L254 144H253ZM75 143V142H74ZM101 143V142H100ZM100 143H98V145L100 144ZM105 143H106V141H105ZM104 142L102 143V145L103 144H105ZM228 143V142H227ZM241 143H243V142H241ZM240 143V144H241ZM243 143V145L242 146H246V144H244ZM261 143V142H260ZM259 143V144H260ZM63 144V143H62ZM76 144V143H75ZM75 144H73V146L75 145ZM114 144H116L115 142H114ZM147 144V143H146ZM239 144V146H241ZM253 144V145H252ZM92 145H95V144H91V146ZM97 145V146H98ZM101 144L99 145L100 147L102 146ZM107 145H109V144H107ZM248 145V144H247ZM63 146V145H62ZM67 146H69V144H67ZM72 146V145H71ZM70 146V147H71ZM90 146V145H89ZM89 146H82V147H80L79 149H74L73 151H74V153L72 152V149H71V151H70V149L66 152V154H68L69 152H71L70 154H74L73 156H75V153H76V155L78 156L80 153H82V152H84V151H86V152H88V151H91L92 149L89 147ZM96 145L94 146V148L93 149H97L98 147H97ZM110 146V145H109ZM228 147H226V148H229L230 146H229V144L227 145ZM235 146V145H234ZM262 146V145H261ZM93 147V146H92ZM96 147V148H95ZM115 147V146H114ZM174 147V148H173ZM233 147V146H232ZM231 147V148H232ZM247 147V146H246ZM256 147H258V145H256ZM255 147V148H256ZM260 147V146H259ZM46 148H44V150H46ZM56 148H57V146H56ZM61 148V147H60ZM64 148H65V146H64ZM72 148V147H71ZM88 148L90 149V150H88ZM111 148V147H110ZM169 148H173V150L170 152V150H169ZM225 148V149H226ZM234 148V147H233ZM236 148V147H235ZM239 148V147H238ZM252 149H253V147H251ZM34 149H32V150H34ZM43 149V148H42ZM67 149V148H66ZM105 149V148H104ZM109 149V148H108ZM175 149V150H174ZM194 149V150H193ZM196 149V150H195ZM242 149V148H241ZM245 149V148H244ZM243 149V150H244ZM248 149V147L246 148V150ZM252 149H250V150H252ZM263 149V148H262ZM31 149H30V151H32ZM43 150V151H44ZM53 150H56L55 148L53 149ZM63 150V149H62ZM65 150V149H64ZM75 150H78V153L79 154H77V152H75ZM95 150H92L91 152H89V154L91 155V154H94V152H95ZM184 150H185V152H184ZM238 150V149H237ZM250 150H247V151H249V153H251L250 152ZM257 150V149H256ZM27 151V150H26ZM41 151V150H40ZM52 151V150H51ZM57 151V150H56ZM132 151V152H133ZM226 151H227V149H226ZM230 151V150H229ZM233 151V150H232ZM240 151L241 150H239V154H241L242 155V153H240ZM10 152V153H9ZM45 152V151H44ZM62 152V151H61ZM64 152V151H63ZM62 152V153H63ZM86 152H85V155H86ZM102 152H104L103 151V149H102ZM101 152V153H102ZM117 152V151H116ZM231 152V151H230ZM254 152V151H253ZM261 152V151H260ZM263 152H264V149H263ZM20 153V152H19ZM24 153V152H23ZM31 153V152H30ZM35 153V152H34ZM38 153V152H37ZM41 153V152H40ZM96 153H99L98 152V150H97V152ZM96 153H95V155H96ZM101 153H99V154H101ZM110 153H112V151L110 150ZM135 153V154H136ZM171 153H176V154H174L175 156L173 157V158H171L170 157V159H172V160H170L169 161V159H168V157H169V155H171ZM244 153H246V152H244ZM244 153H243V155H244ZM32 154V153H31ZM42 154V153H41ZM44 154V153H43ZM42 154V155H43ZM46 154H47V152H46ZM65 154V153H64ZM83 154V153H82ZM81 154V155H82ZM128 154V153H127ZM127 154H125V155H127ZM132 154V153H131ZM146 154V153H145ZM237 154V153H236ZM254 155H255V153H253ZM263 154V153H262ZM261 154V155H262ZM19 156H20V154H18ZM24 155V154H23ZM28 155V156H27ZM26 155V157H28L29 158V155L30 154H27ZM42 155H39V156H41V158L38 156V158H40V161L38 160V159H36V158H34V159H36V160H38L39 162H42L41 160H42ZM84 155V154H83ZM82 155V156H83ZM84 155V156H85ZM94 155V156H95ZM105 155V154H104ZM103 155V156H104ZM112 155V154H111ZM111 155H109L110 157H111ZM121 155V154H120ZM124 155V156H125ZM137 155V156H138ZM148 155V154H147ZM226 155V158L228 157L227 156V153L226 154H224V156ZM231 155H234V154H232V152H231ZM241 155H240V158H241ZM245 155H248V154H245ZM251 155H252V153H251ZM251 155H249L248 157H250ZM35 156H37V154H35ZM46 156V155H45ZM44 156V157H45ZM98 156V158L100 157H102V156H100V155H97ZM113 156V155H112ZM130 156H132V155H130ZM135 156V155H134ZM137 156H135V157H137ZM143 156V155H142ZM172 156V155H171ZM25 157V156H24ZM32 157V156H31ZM47 157H51L52 158V156H50V154L47 156ZM86 157V156H85ZM90 157V156H89ZM110 157H105V159H110ZM117 157H118V155H117ZM129 157V156H128ZM144 157V156H143ZM247 157V156H246ZM246 157L244 156V158L246 159ZM252 157H254L253 155H252ZM27 158V159H28ZM77 158H79V156L77 157ZM92 159H91V161H93L94 159V157H91ZM112 158V157H111ZM115 158V157H114ZM113 158V159H114ZM120 158V157H119ZM125 158V157H124ZM132 158V157H131ZM131 158H129L130 159V163H131ZM138 158V157H137ZM140 158H141V156H140ZM192 158V159H191ZM229 158V157H228ZM233 158V157H232ZM260 158V157H259ZM264 158V157H263ZM17 159H18V156H17ZM21 159V158H20ZM19 159V160H20ZM23 159H25V164H26V158H23ZM44 159V158H43ZM45 159H47V158H45ZM44 159V160H45ZM54 159V157L52 158V160ZM87 159V158H86ZM90 159V158H89ZM97 159V158H96ZM105 159H103V160H105ZM116 159V158H115ZM118 159V158H117ZM121 159V158H120ZM126 159V158H125ZM135 159V158H134ZM142 159V158H141ZM144 159V158H143ZM238 159V158H237ZM251 159V158H250ZM16 160V159H15ZM31 160H33V157L32 158H30V160L29 161H31ZM34 161V162H37L38 163V161ZM43 160V161H44ZM47 160H49V159H47ZM51 160V159H50ZM55 160H56V157H55ZM99 160V159H98ZM102 160V159H101ZM102 160V161H103ZM119 160V159H118ZM136 160V159H135ZM140 160V159H139ZM194 160V161H193ZM216 160V159H215ZM221 160V159H220ZM234 160H236V159H234ZM234 160H232V161H234ZM239 160V159H238ZM237 160V161H238ZM258 160V162H259V159H257ZM28 161V160H27ZM54 161V160H53ZM119 161H121V160H119ZM132 161L134 162V160H133V158H132ZM142 161H144V160H141L140 162H138V159H137V162L138 163H140V164H143V162ZM231 161V160H230ZM231 161V162H232ZM243 161H244V159H243ZM251 161H252V159H251ZM263 161V160H262ZM18 161H16V163H17ZM21 162V161H20ZM23 162V163H24ZM32 162V161H31ZM31 162H29V163H31ZM33 162V163H34ZM61 162V161H60ZM74 162H76V161H74ZM74 162H71L70 161V163H73L74 165L76 164V163H74ZM94 162V161H93ZM93 162L92 163H90V165L92 164V166H93ZM99 162V161H98ZM107 162V161H106ZM110 162H111V159H110V161H109V164L108 165H112V164H110ZM122 162V161H121ZM133 162L131 163V164H133ZM136 162V163H137ZM146 162V161H145ZM144 162V163H145ZM203 162V161H202ZM202 162H201V164H202ZM212 161H209V162H207V163H211ZM214 162L216 163V162H218V161H213L212 163L214 164ZM240 163H241V161H239ZM238 162V163H239ZM14 163V162H13ZM22 163V162H21ZM22 163V164H23ZM28 163V164H29ZM50 163V162H49ZM54 163H56V162H54ZM87 163H88V161H87ZM95 163V162H94ZM103 163V162H102ZM105 163V162H104ZM154 163V162H153ZM156 163V162H155ZM154 163V164H155ZM203 163H205V161L203 162ZM207 163L205 164L206 165V167H208V165H207ZM225 163H227V162H225ZM230 163V162H229ZM251 163V162H250ZM17 164H19V163H17ZM16 164V165H17ZM24 164V166H26ZM35 164V163H34ZM34 164H32V165H34ZM39 164V163H38ZM38 164H35L34 166H38ZM40 164H43V162L42 163H40ZM39 164V165H40ZM48 165V163H46L45 162V164L44 165ZM99 164V163H98ZM98 164H97V162H96V164H95V166L97 165L98 166ZM107 164V163H106ZM116 164V163H115ZM114 164V165H115ZM119 164V163H118ZM121 164V163H120ZM124 164V163H123ZM126 164H127V162H126ZM148 163L146 162V165H147ZM212 164V165H213ZM221 164V163H220ZM224 164V163H223ZM235 165H237L236 163H234ZM255 164H256V162H255ZM15 165V164H14ZM21 165V164H20ZM70 165V164H69ZM73 165V167H75ZM82 165V164H81ZM89 163L87 164V165H85L86 167V169H87V167L89 168ZM99 165H101V164H99ZM102 165H104V164H102ZM197 165V164H196ZM199 165V164H198ZM214 165H216V164H214ZM225 166H226V164H224ZM230 165H231V163H230ZM241 165V164H240ZM239 165V166H240ZM23 166V167H24ZM56 164H55V166L53 165V167H54V169L56 168ZM77 166V165H76ZM83 166V165H82ZM94 166V167H95ZM113 166V165H112ZM116 166V165H115ZM132 166V165H131ZM133 166H135V165H133ZM145 166V165H144ZM204 165H202V167H203ZM238 166V167H239ZM243 166H244V163H243ZM242 166V167H243ZM254 166V165H253ZM20 170H22L21 168H23L22 166H21V168H20V166H17ZM47 168H48V166H46ZM59 167H61V168H59V169H61V170H59L58 168H56L57 169V171H59V173H60V171H61V173L66 169H64V168H62L63 167V165L61 164V166L59 165ZM67 167H69L68 165H67ZM70 167H72V166H70ZM78 167V166H77ZM84 167V166H83ZM103 168H105V167H107V165L104 167V166H102ZM120 167H121V165H120ZM119 167V168H120ZM123 167H125V165H123ZM123 167H121V168H123ZM127 167V166H126ZM125 167V168H126ZM130 167V166H129ZM142 167L143 166H141V169H142ZM147 167H150V166H147ZM152 167V166H151ZM202 167H199V168H202ZM205 167V166H204ZM203 167V168H204ZM205 167V168H206ZM224 166H222V169H224L223 168ZM237 167V166H236ZM241 167V166H240ZM247 167V166H246ZM18 168H17V170H18ZM34 168V167H33ZM44 168V167H43ZM90 168H91V166H90ZM110 168H111V166H110ZM110 168H109V170H110ZM113 168V167H112ZM115 168H118V167H115ZM114 168V169H115ZM118 168V169H119ZM144 168V167H143ZM146 168V167H145ZM204 168V169H205ZM216 168H218V167H216ZM228 168V167H227ZM230 168L232 169V168H234V167H232V165L230 166ZM253 168H256V167H253ZM26 169H27V167H26ZM40 169H42V168H40ZM46 169V168H45ZM64 169V170H63ZM71 169V168H70ZM70 169H69V171H70ZM78 169V168H77ZM77 169H76V171H77ZM80 169V168H79ZM96 169H98V168H96ZM95 169V170H96ZM127 169V170H126ZM126 169H124V171H128V168H126ZM132 169V168H131ZM140 169V170H141ZM146 169H148V168H146ZM196 169V170H195ZM203 169V170H204ZM211 169V168H210ZM220 169V168H219ZM226 169V168H225ZM225 169H224V171H225ZM230 169V170H231ZM235 169V168H234ZM234 169H232V170H234ZM264 169V168H263ZM39 170V169H38ZM81 170V169H80ZM82 170H83V168H82ZM94 170V169H93ZM94 170V171H95ZM99 170V169H98ZM98 170H96L97 171V173H98ZM103 171L104 170H108V169H102ZM101 170V171H102ZM112 170V169H111ZM139 170V169H138ZM140 170H139V172H140ZM215 170V169H214ZM232 170L231 171H229V172H232ZM253 170V169H252ZM254 170H256V172L257 171H260V170H258V169H254ZM23 171H24V169H23ZM23 171H22V173H23ZM41 171V170H40ZM66 171V170H65ZM69 171H68V173H69ZM71 171H72V169H71ZM70 171V172H71ZM74 171V170H73ZM72 171V172H73ZM75 171V172H76ZM87 171H88V169L85 171V174H87ZM100 171V170H99ZM119 171V170H118ZM154 171V170H153ZM222 171V170H221ZM227 171V170H226ZM226 171L225 172H223V173H226ZM15 172V171H14ZM13 171L11 172L12 174L14 173ZM47 172V171H46ZM54 171H52L51 173H53ZM78 172V171H77ZM82 172V171H81ZM90 172H92L91 171V169H90ZM113 171H111V173H112ZM117 172V171H116ZM121 172H122V170H121ZM132 172V171H131ZM134 172V171H133ZM138 172V173H139ZM143 172V171H142ZM149 172V174L152 172H150V171H148ZM205 172V171H204ZM228 172V173H229ZM237 172V171H236ZM243 172V171H242ZM32 173V172H31ZM30 173V174H31ZM34 173V172H33ZM32 173V174H33ZM58 173V174H59ZM61 173H60V175H61ZM79 173V172H78ZM88 173H89V171H88ZM100 173V172H99ZM141 173V172H140ZM144 173V172H143ZM143 173H142V175H143ZM154 173V172H153ZM197 173V174H196ZM221 173V172H220ZM244 173V172H243ZM20 174H21V172H20ZM29 174V175H30ZM40 174H42V173H40ZM46 174V173H45ZM55 174L56 173H53V176L55 177ZM72 174H74V173H72ZM80 175H81V173H79ZM85 174H82L83 176L85 175ZM91 174V173H90ZM92 174H94V176H95V172L93 173L92 172ZM107 174V173H106ZM121 174V173H120ZM128 174H129V172H128ZM152 174V173H151ZM255 174V173H254ZM262 174H264V171L262 170ZM261 174V175H262ZM34 175H35V173H34ZM37 175V174H36ZM36 175H35V177L34 178H36V179H38V176L36 177ZM64 175V174H63ZM67 175V174H66ZM98 175H100V174H98ZM108 175V174H107ZM115 175V172H114V174L112 173V176H114ZM116 175L118 176V173H116ZM121 175H123V173L121 174ZM124 175H126L127 176V174H125L124 173ZM208 175H209V173H208ZM214 175V174H213ZM212 175V176H213ZM223 175V177H224V179H225V177L227 178L228 177V174L226 173V174H222ZM222 175H220V176H222ZM225 175H227V176H225ZM230 175V174H229ZM21 176V175H20ZM19 176V177H20ZM25 176V175H24ZM24 176H21L22 178L24 177ZM31 176V175H30ZM42 176V175H41ZM44 176V175H43ZM52 176V177H53ZM65 176V175H64ZM86 177H88V176H92V175H89V174H87V175H85ZM109 176H110V174H109ZM120 176V175H119ZM210 176V175H209ZM248 176V175H247ZM260 176V175H259ZM29 177V176H28ZM46 177H47V175H46ZM66 177V176H65ZM71 177V176H70ZM70 177H69V180H70ZM72 177H73V175H72ZM81 177V176H80ZM116 177V176H115ZM211 177V176H210ZM258 177V176H257ZM264 177V176H263ZM22 178H19V180L21 179L22 180ZM27 178V177H26ZM31 178V177H30ZM29 178V179H30ZM59 178H61V177H59ZM58 178V179H59ZM68 178V177H67ZM91 178V177H90ZM89 178V179H90ZM93 178V177H92ZM97 178V177H96ZM102 178V177H101ZM100 178V179H101ZM109 178V177H108ZM118 178V177H117ZM117 178H116V180H113V182L114 181H116V183H117ZM122 178V177H121ZM129 178V177H128ZM213 178V177H212ZM215 178V177H214ZM213 178V179H214ZM229 178V177H228ZM244 178V177H243ZM250 178V177H249ZM256 178V177H255ZM23 179H25V178H23ZM43 179H45V178H43ZM48 179V178H47ZM57 179V181H59ZM66 179V178H65ZM111 179H114V177L113 178H111ZM119 180H121L120 178H118ZM151 179V178H150ZM223 179V178H222ZM234 179V177H232V180ZM253 179H254V177H253ZM256 179H258V178H256ZM19 180H17V181H19ZM32 180V179H31ZM46 180V179H45ZM52 179H50V181H51ZM64 180V179H63ZM101 180H103V179H101ZM100 180V182L102 183L103 181H101ZM147 180V179H146ZM161 180V179H160ZM220 180V179H219ZM227 180H229V179H227ZM247 180L249 181V179L247 178ZM252 180V179H251ZM250 180V181H251ZM33 182L35 181L34 179L32 180ZM31 181V182H32ZM37 181V180H36ZM67 181V180H66ZM71 181V180H70ZM112 181V180H111ZM123 181V180H122ZM134 181H136V180H134ZM140 181V180H139ZM211 181V180H210ZM250 181L248 182L249 184H250ZM262 181V180H261ZM38 182V181H37ZM41 182V181H40ZM46 182V181H45ZM56 182V181H55ZM74 182V181H73ZM72 181H71V183L72 184H74ZM88 182V181H87ZM89 182H91V181H89ZM97 182H98V180H97ZM108 182V181H107ZM154 181H152L151 183H153ZM229 182V181H228ZM255 182V181H254ZM253 182V183H254ZM257 182V181H256ZM258 184L260 185L259 187H260V189L262 190V191H264V182L263 183H261L260 184V181L258 180ZM47 183H49V182H47ZM46 183V184H47ZM54 183V182H53ZM53 183H52V185L51 186H53ZM58 183V182H57ZM56 183V184H57ZM62 183V184H61ZM61 186H59L60 187V194H58L57 193V195H55V194H53L54 196H52L51 197V199L53 198V197H55V198H60L61 200H62V203H61V205H62V207H63V201L65 202V201H67V200H72V197L73 196H75V195H78L79 193L82 195L83 193L86 195V192L88 193L89 191H86L85 190V188L84 187H86L87 188V186L89 185V183H87L88 185L87 186H84L83 185V187L81 186V184H80V186L82 187V189L83 190H85V192H81L82 190H81V188H79V186H77V185H75L74 187H78V188H74V189H70L69 187H70V184H69V186L67 185V183H64L63 181H61ZM96 183V182H95ZM104 183V182H103ZM110 184H111V182H109ZM109 183H107V184H109ZM114 184V183H112L111 185H113L114 184V186L116 185V186H120V185H117V184ZM134 184L135 182H131V184ZM142 183V182H141ZM150 183V184H151ZM212 183H213V181H212ZM211 183V184H212ZM217 183V182H216ZM231 183H232V181H231ZM7 184V185H8ZM13 184V183H12ZM39 184V183H38ZM44 182L42 183V185L41 186H43V188H44ZM51 184V183H50ZM55 184V185H56ZM71 184V185H72ZM91 184V183H90ZM105 184V183H104ZM109 184V185H110ZM119 184V183H118ZM139 184V183H138ZM145 184V183H144ZM168 184V183H167ZM171 183H169V185H170ZM229 184H230V182H229ZM245 184V183H244ZM252 184V183H251ZM258 184H256V186L258 185ZM10 185H11V183H10ZM32 184H30V186H31ZM49 185V184H48ZM54 185V186H55ZM92 185V184H91ZM91 185H90V187H91ZM111 185H110V187H111ZM26 187H27V185H25ZM24 186V187H25ZM29 186V188H32V187H30ZM39 186V185H38ZM50 186V187H51ZM95 185H93V188H95L94 187ZM113 186V187H114ZM121 186H122V182H121ZM129 186V185H128ZM133 186V185H132ZM143 187L145 186V185H142ZM150 186V185H149ZM213 186V185H212ZM211 186V187H212ZM227 186V185H226ZM226 186L224 187V190L225 189H227L228 187H229V185H228V187L226 188ZM252 186V185H251ZM255 186V187H256ZM19 187V186H18ZM21 187V186H20ZM23 187V186H22ZM23 187V188H24ZM34 187H35V185H34ZM37 187V186H36ZM35 187V188H36ZM40 187V186H39ZM46 188H47V186H45ZM98 187V185L96 186V188ZM139 187V186H138ZM137 187V188H138ZM152 187V186H151ZM158 187H160V186H158ZM215 187V186H214ZM223 186H221V188H222ZM232 188H234V186H231ZM43 188H41L42 190V193H43V191L45 190V188H44V190H43ZM56 188V187H55ZM92 187H91V190L93 189ZM101 188V187H100ZM99 188V189H100ZM105 188V187H104ZM137 188H135L136 190H137ZM140 188V187H139ZM161 188V187H160ZM162 188H163V186H162ZM169 188V187H168ZM173 188V187H172ZM213 188V187H212ZM232 188H231V191H232ZM14 189V188H13ZM17 189V188H16ZM19 189V188H18ZM38 189H40V188H37L36 189V191L38 190ZM48 189H50V188H48ZM98 189V188H97ZM108 189H110V188H107V190ZM112 189V188H111ZM118 188H116V190H117ZM132 189H134V188H132ZM134 189V190H135ZM142 189V188H141ZM144 189V188H143ZM153 189V188H152ZM159 189V188H158ZM165 189V188H164ZM211 189V188H210ZM230 189V188H229ZM236 189H237V186H236ZM235 189V190H236ZM254 189V188H253ZM257 189H258V187H257ZM12 190V189H11ZM19 190H21V189H19ZM27 190V189H26ZM31 190V189H30ZM47 190V189H46ZM52 190H56V189H51V191ZM81 190V191H80ZM94 190V189H93ZM106 190V191H107ZM115 190V191H116ZM160 190V189H159ZM166 190H167V188H166ZM172 189H171V191H173ZM240 190H242V189H240ZM244 190V189H243ZM246 190H247V188H246ZM251 190V189H250ZM250 190H248L249 192H250ZM1 191V190H0ZM18 190H16L15 192H17ZM22 191V190H21ZM32 191V190H31ZM48 191H50V190H48ZM57 191V190H56ZM58 191H59V189H58ZM97 191V190H96ZM95 191V192H96ZM101 191V190H100ZM103 191V192H102ZM102 193H104L105 192V189H102ZM143 191V190H142ZM146 191V190H145ZM150 191H151V189H150ZM152 191H154V192H158V190H152ZM161 191V190H160ZM164 191V190H163ZM170 191V190H169ZM169 191L167 190L166 192H168V195L169 194H171V191H170V193H169ZM173 191V192H174ZM237 191V190H236ZM254 191V193H255V189L253 190ZM15 192L13 191V193L15 194ZM23 192L25 193L26 191H24V189H23ZM55 192V191H54ZM92 192H94V191H92ZM109 192H112V190L111 191H108V195H109ZM118 192H120V193H122L121 191H119V189H118V191H117V193ZM130 192H131V188H130ZM134 192V191H133ZM137 192H138V190H137ZM141 192V191H140ZM162 192V191H161ZM160 192V193H161ZM201 192V191H200ZM223 192V191H222ZM221 192V193H222ZM225 192V191H224ZM226 192H227V190H226ZM243 192V191H242ZM241 191H240V193L239 194H241L242 193ZM249 192H245L246 194L247 193H249ZM251 192H252V190H251ZM1 193V192H0ZM3 193V192H2ZM11 192H9L8 191V189H7V191H4V193H3V195H8L9 196V194H10ZM24 193H21V194H24ZM27 194L29 193H32V192H26ZM25 193V194H26ZM35 193V194H34ZM33 194H34V196L33 197H35L36 196V193H37V195L38 194H40L41 192H40V190H39V192L37 191V192H34ZM41 193V194H42ZM45 193V192H44ZM53 193V192H52ZM51 193V194H52ZM90 193V192H89ZM97 193V192H96ZM101 193V194H102ZM116 193V192H115ZM115 193H114V195H115ZM119 193V194H120ZM134 193H136V192H134ZM143 193V192H142ZM145 193H147V192H145ZM149 193V192H148ZM221 193H220V195H221ZM230 193V192H229ZM232 193H234L233 191H232ZM232 193L230 194V195H232ZM238 193V192H237ZM244 192H243V195L245 194ZM259 193H261V191L259 192ZM27 194H26V197H27ZM28 194V195H29ZM32 194V195H33ZM48 194V193H47ZM92 194V193H91ZM100 194V195H101ZM133 194V193H132ZM158 194H159V192H158ZM157 194V195H158ZM162 194V193H161ZM178 194H176V195H178ZM235 194V193H234ZM239 194H236V195H238L239 196ZM2 195V194H1ZM11 195L12 194H10V197H11ZM31 195V194H30ZM29 195V196H30ZM88 195V194H87ZM86 195V196H87ZM93 195V194H92ZM99 194L97 195V196H95V198L93 199H91L90 200V202H93V203H95L94 205H98V207H99V205L101 204V203H103V201H105V202H107V200H104V194L103 195H101L100 196ZM107 195V196H108ZM124 195H126V194H124ZM134 195V194H133ZM136 195V194H135ZM142 195V194H141ZM140 194H138L137 196H139V197H143V196H141ZM143 195H144V193H143ZM156 194H152L151 196L153 197L154 196V198H155V200L158 198V196L160 195H158L157 196V198H156V196H155ZM174 195V194H173ZM172 195V196H173ZM176 195H174V196H176ZM201 195V194H200ZM223 195H224V193H223ZM242 195V196H243ZM248 195V194H247ZM246 195V196H247ZM257 195H260V194H257ZM21 197H23L22 195H20ZM45 196V195H44ZM80 196V195H79ZM86 196H85V198H86ZM91 196V195H90ZM105 196H106V194H105ZM111 196V195H110ZM115 196H118L117 194L115 195ZM115 196L113 197V194H112V197H113V199L115 198ZM122 196V195H121ZM136 196V197H137ZM145 196V195H144ZM151 196H148V197H150L149 199H151ZM171 195H169V197H170ZM171 196V197H172ZM202 196V195H201ZM207 196V195H206ZM216 196H218L217 194H216ZM226 196H227V194H226ZM234 196V195H233ZM233 196H232V198H233ZM241 196V195H240ZM246 196H244V197H246ZM248 196H250V195H248ZM256 196V195H255ZM262 196H264V192H262ZM9 197V198H10ZM13 197V196H12ZM25 197V198H26ZM38 197H41V196H36L35 198H34V200H31V201H34V202H36V205H34L35 207H37V206H39L38 204L40 203H38L37 204V201H39V200H37V201H35L36 200V198H38ZM50 197V196H49ZM76 197V196H75ZM74 197V198H75ZM109 197V196H108ZM111 197V198H112ZM128 197V196H127ZM127 197H125V200H126V198ZM162 197V196H161ZM164 197H165V195H164ZM196 197V196H195ZM208 197V196H207ZM214 197H215V195H214ZM236 197V196H235ZM258 197V196H257ZM261 197V196H260ZM32 198V197H31ZM54 198V199H55ZM84 197H81V199H83ZM107 198V197H106ZM105 198V199H106ZM110 198V199H111ZM117 198V197H116ZM122 198V197H121ZM129 198V197H128ZM127 198V199H128ZM135 198V197H134ZM160 198V197H159ZM166 198H167V200H168V197H167V194H166ZM193 198V197H192ZM200 198V196H198L196 199L198 200V202H199V199ZM213 198V197H212ZM220 198V197H219ZM219 198H217L218 200H220ZM240 198H243V197H240ZM259 198V197H258ZM262 198V197H261ZM6 199V198H5ZM43 199V198H42ZM60 199H58L59 200V202H60ZM77 199V198H76ZM75 199V200H76ZM80 199V197H79V200H81ZM90 199V198H89ZM89 199H85V201L87 200H89ZM102 199H103V201H102ZM109 199V200H110ZM112 199V200H113ZM123 199H124V197H123ZM130 199V198H129ZM140 199V198H139ZM160 199H163V198H160ZM165 199V198H164ZM172 199H174L173 197H172ZM171 199V200H172ZM182 199V200H183ZM201 199H202V197H201ZM204 199V198H203ZM205 199H206V197H205ZM204 199V200H205ZM214 199V198H213ZM222 199V198H221ZM227 199H228V196H227ZM239 199V198H238ZM263 199V198H262ZM0 200H1V198H0ZM13 200V199H12ZM78 200V201H79ZM94 200V201H93ZM109 200H108V202H109ZM138 200V199H137ZM154 200V201H155ZM170 200V199H169ZM176 200V199H175ZM177 200H178V197H177ZM224 200H225V198H224ZM230 200H232V199H229V201ZM234 200H236V199H234ZM16 201V203H14L13 205L15 206V205H18L19 204V202H21V201H19V202H17V199L15 200ZM23 201V200H22ZM29 201V199L27 200V198H26V202H28ZM41 201V200H40ZM43 201V200H42ZM45 201V200H44ZM43 201V202H44ZM47 201V200H46ZM83 201H84V199H83ZM86 201V202H87ZM114 201V200H113ZM118 201V199H115V201L114 202H117ZM139 201V200H138ZM137 201V202H138ZM153 201V200H152ZM164 201V200H163ZM166 201V200H165ZM173 201V200H172ZM196 201V200H195ZM213 201H216V200H213ZM223 201V200H222ZM229 201H225V203L226 202H228V203H231V201L229 202ZM262 201V200H261ZM9 202H12L11 200L10 201H8V204H9ZM25 201H23V203H24ZM48 202V201H47ZM46 202V203H47ZM49 202H50V200H49ZM55 202H58V201H56V199H55ZM58 202V203H59ZM85 202V203H86ZM89 202V201H88ZM88 202H87V204H88ZM108 202H107V206H108ZM111 202V201H110ZM142 202H145V201H142ZM151 202V201H150ZM160 202V201H159ZM171 202V201H170ZM173 202H175V201H173ZM172 202V203H173ZM177 202V201H176ZM208 202H210V201H208ZM207 202V203H208ZM234 202H236V201H234ZM42 203V202H41ZM50 203H52L53 205L52 206H54L55 204H54V201H51ZM57 203V204H58ZM83 203V202H82ZM112 203V202H111ZM119 203H120V200H119ZM122 203V202H121ZM125 203V202H124ZM123 203V204H124ZM127 203V202H126ZM131 204V203H134V200H133V202H128V204ZM148 203V202H147ZM156 203V202H155ZM154 203V204H155ZM161 203H163V202H161ZM171 203V204H172ZM178 203V202H177ZM176 203V204H177ZM218 203H221L220 201L218 202ZM217 203V204H218ZM223 203V202H222ZM222 203L221 204H218V206L220 207V205H222ZM223 204L224 206L227 204L228 205V203H226V204ZM262 203H264V201L263 202H261V204ZM26 205H28L27 203H25ZM49 203H47V205H48ZM65 204V203H64ZM79 204V203H78ZM152 204H153V202H152ZM167 204H169V201L167 202ZM189 204V203H188ZM188 204H187V207H188ZM208 204H210V203H208ZM211 204H214V203H211ZM210 204V205H211ZM234 204V206H235V203H233ZM249 204V205H248ZM247 205H248V207H251V203H248ZM253 204H254V202H253ZM11 205V204H10ZM19 205H21V203L19 204ZM24 205V204H23ZM46 205V204H45ZM51 205V204H50ZM59 205V204H58ZM104 205H105V203H104ZM105 205V206H106ZM114 205H116V204H114ZM118 205V204H117ZM162 205V204H161ZM182 205H184L183 204V202H182ZM192 205H194V201H193V204ZM5 205L4 204H2L1 203V207H4ZM7 206V205H6ZM34 206H32L34 209H36ZM40 206H41V204H40ZM60 206V205H59ZM75 206H77V205H75ZM91 206V205H90ZM101 206L103 207V204H101ZM106 206V207H107ZM111 206H112V204H111ZM119 206V205H118ZM130 206H132V205H130ZM170 206V205H169ZM185 206V205H184ZM183 206V208H185ZM218 206H217V208H218ZM11 207H13V206H11ZM11 207L9 206V207H7V208H1L0 209V211H2L1 213H0V215H3L4 213H6L7 212V210H9L10 209V211L9 212H11ZM16 207V206H15ZM19 207H24V206H19ZM32 207H29L30 208V210H31V213H33L34 211H32ZM45 207V206H44ZM79 207H80V205H79ZM78 207V208H79ZM82 207H83V205H82ZM85 207V206H84ZM87 207V206H86ZM94 207V206H93ZM92 207V208H93ZM101 207V208H102ZM110 207V206H109ZM116 207V206H115ZM123 207H124V205H123ZM151 207V206H150ZM162 207V206H161ZM160 207V208H161ZM167 207H168V205H167ZM191 207V206H190ZM195 207V206H194ZM205 207V206H204ZM263 207V206H262ZM9 208V209H8ZM17 208H18V206H17ZM39 208V207H38ZM37 208V209H38ZM53 208H56V206L55 207H53ZM72 208H74V207H72ZM88 208V207H87ZM87 208H85V209H87ZM96 208V207H95ZM100 208V207H99ZM98 208V209H99ZM104 209L101 211L100 209V211L101 212H98L97 213V216L100 214V213H103L102 214V216H104L105 214H106V217H103V218H105L106 219V221H105V219L103 220V219H101L100 221H96L95 219L93 220L94 222H95V224H96V226L93 224L94 222L93 221H91V223H92V225L90 224L89 226L91 227V226H93L92 228H91V233H92V229H95L96 227H97V225L99 226L100 225V223H106V222H109V224L110 225H107V224H105L106 226H111V225H114V224H118V223H120L122 220L121 219H126V218H117V216L116 217H111V218H108V216H107V214H109V211H111L112 209H109V208H106L105 209V207H103ZM111 208V207H110ZM117 208V207H116ZM115 208V209H116ZM141 208V207H140ZM160 208H159V210H160ZM163 208V207H162ZM164 208H166V207H164ZM182 208V210H181V212L182 211H184L185 212V210L187 211V210H189V209H183ZM208 208V207H207ZM214 208V207H213ZM16 209V208H15ZM40 209H42V208H39V210ZM46 209V208H45ZM48 209L50 210V212H51V209L52 208H50V206L48 207ZM80 209V208H79ZM89 210H90V208H88ZM85 210V211H87V212H89V210ZM114 208H113V210H115ZM134 209V208H133ZM150 209V208H149ZM175 209V208H174ZM262 209V208H261ZM25 210V209H24ZM58 210H60V208L58 209ZM62 210H63V208H62ZM75 210H77V209H75ZM75 210H71L72 212H74ZM80 210H82L83 212H85L84 211V208H81ZM93 210V209H92ZM92 210H90V211H92ZM147 210V209H146ZM150 210H152V209H150ZM171 210V209H170ZM170 210H169V212H170ZM177 210V209H176ZM213 210V209H212ZM27 211V210H26ZM37 211V210H36ZM46 211V210H45ZM45 211H42V212H44V214H45ZM57 211V210H56ZM56 211H55V209H54V212L52 211V213L51 214H53V213H56ZM65 211V210H64ZM63 211V212H64ZM78 211V210H77ZM77 211H75V212H77ZM133 211H135V210H133ZM132 211V212H133ZM165 211V210H164ZM163 211V212H164ZM172 211V210H171ZM175 210H173V213H177V215H181V213L179 212V211H177V212H174ZM209 211H211V210H209ZM250 211V210H249ZM259 211V209L257 210V211H255L254 209H253V212L254 213H252L253 215H256L257 213H260V211ZM16 212V211H15ZM41 212V214H43ZM66 212V211H65ZM64 212V213H65ZM70 212V211H69ZM112 212V211H111ZM110 212V213H111ZM149 212H151V214H152V216L153 217H155V216H157L158 217V215H160V212L159 211H149ZM167 213H168V211H166ZM166 212H164V213H166ZM188 212V211H187ZM230 212V211H229ZM21 213V212H20ZM25 213V212H24ZM40 213V212H39ZM71 213V212H70ZM89 213H91V212H89ZM96 212H94L93 211V213H91L92 215L94 214V216H96V214H95ZM142 213V211L141 212H139V215L137 214V216H139V218H140V214ZM264 213V212H263ZM7 214V213H6ZM17 214V213H16ZM23 214V213H22ZM37 214V213H36ZM46 214H48V212L46 213ZM57 214V213H56ZM75 214H77V213H75ZM74 214V215H75ZM85 214H87V213H84L83 215H85ZM91 214H89V215H91ZM133 214H135V213H133ZM150 214V213H149ZM199 215H201V213H198ZM206 214H208V213H206ZM251 214V213H250ZM251 214V216H253ZM5 215V214H4ZM20 215V214H19ZM60 214H57L56 216H59ZM72 216H73V213L71 214ZM70 215V217H72ZM83 215H81L82 217H83ZM88 215V214H87ZM127 215H129V214H126V216ZM131 215V214H130ZM164 214L162 213V215H160V216H163ZM185 215H187V214H185ZM210 215V214H209ZM215 215H216V213H215ZM219 215V214H218ZM217 215V216H218ZM222 215V214H221ZM231 215V214H230ZM229 215V216H230ZM247 216H249V218H248V220L249 221H252L251 219H252V217H250V215H248V214H246ZM6 216V215H5ZM4 216V217H5ZM36 216V215H35ZM39 216H40V214H39ZM38 216V217H39ZM43 217V219H46L45 217V215H42ZM53 216V215H52ZM55 216V217H56ZM63 216V215H62ZM144 216V215H143ZM167 216H169V214L167 215ZM166 216V217H167ZM176 216V215H175ZM182 216V215H181ZM181 216L179 217V218H181ZM202 216H204V215H202ZM211 216V215H210ZM226 215H224V216H220L221 217V220H219V221H222L223 219L222 218H224ZM238 216V215H237ZM23 217H26V218H28L27 216H25V214H23ZM22 217V218H23ZM31 217V216H30ZM29 217V218H30ZM41 217V216H40ZM39 217V218H40ZM55 217L53 218V220L55 219ZM65 218H66V215L64 216ZM68 217H69V213H68ZM69 217V218H70ZM92 217V216H91ZM99 217V216H98ZM133 217L134 218H136L137 219V217L136 216H134L133 215ZM157 217H155V219L157 220ZM164 217V216H163ZM166 217L165 218H163V219H166ZM177 217V216H176ZM177 217V218H178ZM185 217H187V216H185ZM191 217V216H190ZM196 217H197V215H196ZM243 216H241V218H242ZM244 217H245V215H244ZM10 218H12V217H10ZM14 218V217H13ZM12 218V219H13ZM18 218V217H17ZM26 218H23V219H26ZM29 218H28V220H29ZM36 219H37V217H35ZM48 218H49V216H48ZM57 218H60V217H57ZM73 218V217H72ZM72 218H71V220H72ZM75 218H76V215H75ZM78 218H80L79 217V215H78ZM102 218V217H101ZM108 218V219H107ZM144 218H148V217H146V214H145V217ZM150 218V217H149ZM148 218V219H149ZM178 218V219H179ZM217 218V217H216ZM227 218V217H226ZM247 218V217H246ZM245 218V219H246ZM251 218V219H250ZM257 218V217H256ZM255 218V219H256ZM33 219V218H32ZM35 219V220H36ZM51 219H52V217H51ZM51 219H48L50 222H51ZM67 219V218H66ZM66 219H65V221H66ZM88 219V218H87ZM127 219H130V218H127ZM126 219V220H127ZM155 219H152V221L153 220H155ZM162 218H161V220H163ZM178 219H175L174 221H171V222H174L175 224H176V220H178ZM188 219V218H187ZM199 219V218H198ZM201 219H202V217H201ZM208 219V218H207ZM212 219V218H211ZM210 219V220H211ZM215 219V218H214ZM218 219V218H217ZM225 219V218H224ZM228 219H229V217H228ZM232 219V218H231ZM240 218H238L237 220H239ZM244 219V220H245ZM258 219H261V218H258ZM10 220V219H9ZM19 220H21V219H19ZM52 220V221H53ZM59 220V219H58ZM58 220H57V222H58ZM68 220V219H67ZM71 220H69V221H71ZM81 220H82V218H81ZM147 220V219H146ZM145 220V221H146ZM158 220H159V218H158ZM213 220V219H212ZM235 220H236V218H235ZM236 220V221H237ZM2 221V220H1ZM13 222L14 221H16V219H13L12 220ZM22 221V220H21ZM25 221V220H24ZM39 221H40V219H39ZM39 221H37V222H39ZM43 221V220H42ZM48 221V222H49ZM64 221V218H63V222H65ZM76 221V220H75ZM80 221V220H79ZM78 221V222H79ZM138 221V220H137ZM152 221H150V223L152 222ZM179 221H182L181 219H179ZM200 221V220H199ZM204 221H206V220H204ZM231 221H233V220H231ZM236 221H233V224L235 223H237ZM258 221V220H257ZM2 222H4V221H2ZM11 222V221H10ZM10 222L8 223V224H10ZM28 222V221H27ZM35 222V221H34ZM36 222V223H37ZM45 220H44V225H46L45 224ZM49 222V224L47 223V225L48 226H46V227H49L50 226V223ZM60 222H62V221H60ZM62 222V223H63ZM67 222V221H66ZM72 222H74V219H73V221ZM78 222L76 221V223L74 224L73 223V226H77L76 224H78ZM81 222H83V224L85 223V222H87V220H85V222H84V220H82ZM88 222H90V220H88ZM126 222V221H125ZM131 222H134L133 220H131ZM136 222V221H135ZM165 222V221H164ZM169 222V223H168ZM168 222H166V223H168L169 225H170V221L168 220ZM187 222V221H186ZM203 222V221H202ZM215 222H218V220L217 221H215ZM226 222H228L227 220H226ZM225 222V223H226ZM240 222H241V224H242V222H243V218L242 219H240ZM246 222V221H245ZM5 223V222H4ZM25 222H23V224H24ZM31 222L29 221V224H30ZM68 223V222H67ZM67 223L65 224V226L67 225ZM69 223H71V222H69ZM122 223V222H121ZM121 223H120V225H121ZM166 223H165V225H166ZM178 223H180V222H178ZM205 223H207V222H204V224ZM219 223V222H218ZM223 223V222H222ZM247 223V222H246ZM256 224H257V222H255ZM260 223H261V220H260ZM1 224V223H0ZM6 224V226H8L7 225V222L5 223ZM12 224H14V223H12L11 222V225ZM29 224H27L26 223V225H29ZM60 224V223H59ZM58 223H54L52 226H50V227H52L51 229L53 230V233H54V231H56L57 233H58V235H60L61 234V231H62V229L63 228H61L62 226L61 225H59ZM80 224V223H79ZM87 224V223H86ZM89 224V223H88ZM125 224V223H124ZM135 224V223H134ZM149 224V223H148ZM157 224H159V223H157ZM168 224L166 225V227L168 226ZM220 224V223H219ZM229 224V223H228ZM227 224V225H228ZM231 224H232V222H231ZM248 224V223H247ZM247 224H245L244 226H246ZM253 224V223H252ZM255 224V225H256ZM262 224V223H261ZM264 224V223H263ZM4 225V224H3ZM26 225H24V227H27ZM32 225H33V223H32ZM36 225V224H35ZM85 225V224H84ZM104 225V224H103ZM119 225V226H120ZM123 225V224H122ZM127 225V224H126ZM141 225H143V224H141ZM152 225V224H151ZM150 225V226H151ZM177 225V224H176ZM181 225V224H180ZM179 225V226H180ZM183 225L186 227H192V225H193V221H188L187 223H186V225L183 223ZM182 225V226H183ZM223 224H221V226H222ZM226 225V224H225ZM230 225V224H229ZM228 225V226H229ZM237 225V224H236ZM243 225V224H242ZM250 226H251V224H249ZM254 225V224H253ZM16 226V225H15ZM29 226H31V224L29 225ZM61 226V227H60ZM64 226V225H63ZM73 227L71 224L70 225H68V227ZM81 226V225H80ZM94 226H95V228H94ZM102 226V225H101ZM101 226H100V229L99 230H101ZM105 226V227H106ZM117 226V225H116ZM124 226V225H123ZM123 226H122V228H123ZM162 226L164 227V225L162 224ZM171 226V225H170ZM231 226V225H230ZM235 226V225H234ZM238 226V225H237ZM237 226H235V227H237ZM239 226H241V225H239ZM248 226V225H247ZM259 226V225H258ZM3 227H5V226H3ZM18 227V226H17ZM23 227V226H22ZM40 227V230L42 231V229H41V226H39ZM42 227H44V226H42ZM49 227V228H50ZM249 227V226H248ZM65 228V227H64ZM77 227H75V229H76ZM81 228V227H80ZM87 228H88V225H87ZM87 228H86V230H87ZM98 228L99 227H97V229H95V231H94V234L92 233L91 235H94L95 237H96V235H98V234H96L95 235V233H96V230H98ZM104 228V227H103ZM107 228V227H106ZM105 228V229H106ZM112 228V227H111ZM120 228V227H119ZM170 228H172V226L170 227ZM174 228L177 230V228H179V227H177L176 228V226H174ZM184 228V227H183ZM201 228H203V227H201ZM241 229L243 228V227H240ZM262 228V232H261V234L263 233L264 234V232H263V227H261ZM13 229V228H12ZM46 230H48L47 228H45ZM50 229V230H51ZM61 229V230H60ZM66 229V228H65ZM68 230V232H69V229L70 228H67ZM73 230H74V228H72ZM82 229H83V227H82ZM81 229V230H82ZM104 229V230H105ZM112 229H114V227L112 228ZM118 228H115V230H117ZM160 229V231L162 230L161 228H159ZM159 229H158V231H159ZM179 229H181V228H179ZM185 229V228H184ZM184 229H182L183 230V232H185L183 235L184 236H181V238H183L184 239V237H185V239H186V237H187V235H186V232L188 231V230H186V231H184ZM187 229V228H186ZM220 229V228H219ZM225 229H226V227H225ZM225 229H220V230H225ZM37 230H39V229H36V231H34L35 233L34 234H38V233H36V232H39V231H37ZM50 230H48L49 232H51ZM71 230V229H70ZM78 230V229H77ZM80 230V231H81ZM85 230V231H86ZM110 230V229H109ZM123 230V229H122ZM127 230V229H126ZM203 230V229H202ZM228 230H231L230 228L228 229ZM9 231V230H8ZM20 231V230H19ZM65 231V230H64ZM64 231H62V234L64 233ZM79 231V232H80ZM84 231V230H83ZM84 231V232H85ZM88 231V230H87ZM106 231V230H105ZM105 231H104V233H105ZM110 231H112V230H110ZM125 230H123L122 232H124ZM133 231V230H132ZM132 231L130 232H128V233H126L125 234V232H124V235H126V237H129V236H131L132 235ZM157 231V229H156V232H158ZM159 231V232H160ZM167 231V230H166ZM179 231V230H178ZM227 231V230H226ZM233 231H235L234 230V228H233ZM239 231V230H238ZM237 231V232H238ZM14 232V231H13ZM23 232V231H22ZM21 232V233H22ZM44 232V231H43ZM46 233H47V231H45ZM55 232V233H56ZM67 232V234H69ZM71 232V231H70ZM77 232V231H76ZM78 232V233H79ZM108 232V231H107ZM115 232V231H114ZM113 232V233H114ZM159 232L157 233V234H159ZM162 232V231H161ZM165 232V230H164V228H163V232L162 233H164ZM168 232V231H167ZM166 232V233H167ZM177 232V231H176ZM175 232V233H176ZM189 232V231H188ZM187 232V233H188ZM204 232H206V231H204ZM202 233V234H206V233ZM218 232V231H217ZM221 232V231H220ZM223 232V231H222ZM225 232V231H224ZM243 232H247V231H243ZM10 233V232H9ZM12 233V232H11ZM18 233V231L16 232V234ZM24 233V234H23ZM22 234H23V236L25 235V234H27V232L25 233V232H23ZM80 233H82V232H80ZM89 233H90V230H89ZM89 233H88V235H89ZM101 233V232H100ZM102 233H103V231H102ZM112 233V234H113ZM118 233V232H117ZM180 233H182L181 232V230H180V232H179V234ZM216 233V232H215ZM226 233V232H225ZM225 233H223V235H225ZM242 233V232H241ZM248 233V232H247ZM20 234V233H19ZM49 234V233H48ZM48 234H43L42 235V237H43V242H44V238L46 237V236H44V235H48ZM71 234V233H70ZM69 234V235H70ZM82 234H84V233H82ZM87 234V233H86ZM85 234V235H86ZM109 234V233H108ZM107 233L105 234V235H108ZM111 234V233H110ZM108 235V236H111V235ZM123 234V233H122ZM121 234V235H122ZM135 234V233H134ZM156 234V235H157ZM161 234V233H160ZM159 234V235H160ZM171 234V233H170ZM178 234V235H179ZM201 234V233H200ZM217 234V233H216ZM219 234V236L220 235H222V234H220V233H218ZM230 234L232 235L233 234V232L231 233L230 232ZM240 234V233H239ZM245 234V233H244ZM251 234V233H250ZM260 234V235H261ZM15 235V234H14ZM31 235V234H30ZM57 235V236H58ZM66 235V234H65ZM101 235V234H100ZM105 235H101L102 236V239H104L105 241H106V237H108V236H105ZM120 235V236H121ZM136 235H138V238L139 239H142V235L140 234V233H138V234H136ZM161 235H164V234H161ZM171 235H173V236H177V238H179V236L178 235H175V234H171ZM180 235H182V234H180ZM213 235H215L214 233H213ZM19 236H21V234L19 235ZM28 235H26V237H27ZM35 236V238H37L36 237V235H34ZM41 237V235H39L38 234V237ZM52 236V235H51ZM55 236H56V234H55ZM53 237L52 239H54V238H56V237ZM63 236V235H62ZM62 236H59V237H57V238H60V237H62ZM67 236V235H66ZM105 236V238H103ZM170 236V235H169ZM172 236V237H173ZM216 236V235H215ZM215 236H213L212 238L214 239V238H216L217 240H218V236L217 237H215ZM227 236V235H226ZM241 236H243L242 234H241ZM41 237V238H42ZM48 237H50V235L48 236ZM68 237V236H67ZM111 237H113V236H111ZM125 237V236H124ZM134 237L136 238V236L134 235ZM151 237L153 238V236L151 235ZM150 237V238H151ZM165 236H163V239H165L166 240V238H164ZM224 237V236H223ZM222 237V238H223ZM228 237H230V238H232L231 236H227V238L226 239H228ZM247 236H244V238H246ZM256 237H258V236H256ZM32 238L34 239V237L32 236ZM78 238V237H77ZM131 238V237H130ZM135 238H131V239H129V238H127V239H129V240H132V241H134L135 240ZM176 238V239H177ZM234 238H236V236L234 237ZM13 239V238H12ZM25 239V238H24ZM23 239V240H24ZM30 239H31V237H30ZM49 239V238H48ZM63 239H65L64 238V236H63ZM80 239H82V238H80ZM126 239V240H127ZM134 239V240H133ZM185 239L183 240V241H185ZM189 239V238H188ZM187 239V240H188ZM207 239V238H206ZM225 239V238H224ZM248 239H250V238H248ZM261 239V238H260ZM15 240V239H14ZM17 240V239H16ZM19 240V239H18ZM21 240V239H20ZM19 240V241H20ZM38 240V239H37ZM36 240V241H37ZM40 240V239H39ZM38 240V241H39ZM46 240V242H47V238L45 239ZM68 240H71V239H68ZM110 240V239H109ZM108 240V241H109ZM136 240H138L137 238H136ZM170 240H172V239H170ZM174 240H175V238H174ZM210 240V239H209ZM208 240V242L209 243H211V244H214L215 242H210ZM223 240V239H222ZM241 240V239H240ZM263 239H261L260 240V242L262 241ZM13 241V240H12ZM29 241H31V240H29ZM29 241L27 242V243H29ZM54 241V240H53ZM52 241V242H53ZM56 241H58V239L56 240ZM100 241V240H99ZM117 241V240H116ZM168 241V240H167ZM165 242V243H168V242ZM212 241V240H211ZM220 242H222L221 240H219ZM219 241H217L218 243H219ZM225 242L227 241V240H224ZM232 241V240H231ZM236 241V240H235ZM259 241V240H258ZM24 242H25V240H24ZM58 242H60V241H58ZM80 242V241H79ZM91 242V241H90ZM95 242H97V241H95ZM110 242V241H109ZM109 242H108V244H109ZM112 242V241H111ZM207 242V240L205 241V243ZM217 242H216V244H217ZM228 242V241H227ZM237 242V241H236ZM252 242V241H251ZM256 242V241H255ZM263 242H264V240H263ZM263 242H261L262 244H264ZM18 243H20V242H18ZM18 243H17V245H18ZM35 243V242H34ZM42 243V242H41ZM51 243V242H50ZM50 243H48V244H50ZM85 243H87V242H85ZM104 243V244H103ZM103 243H99V244H101V246L102 245H106L107 244V242H103ZM106 243V244H105ZM133 243V242H132ZM151 243H153V242H151ZM192 243V242H191ZM190 243V244H191ZM199 243V242H198ZM208 243V244H209ZM223 243V242H222ZM228 243H230V240H229V242ZM1 244V243H0ZM33 243H31V245H32ZM36 244V243H35ZM40 244V243H39ZM43 244H47V243H43ZM60 246H61V244L60 243H58ZM62 244H64L65 245V243H63V241H62ZM97 244H98V242H97ZM97 244H95V245H97ZM118 243H116V245H117ZM119 244H121L120 242H119ZM129 244V243H128ZM148 244V243H147ZM162 244V243H161ZM193 244V243H192ZM200 245H201V243H199ZM232 243H230V245H231ZM235 244H237V243H235ZM258 244V243H257ZM260 244V243H259ZM12 245H13V243H12ZM11 245V246H12ZM25 245V244H24ZM24 245H23V247H24ZM44 245V246H45ZM55 245V244H54ZM53 245V246H54ZM57 245V244H56ZM58 245V246H59ZM63 245V246H64ZM91 245V244H90ZM110 245V244H109ZM108 245V246H109ZM174 245V244H173ZM225 245H226V243H225ZM225 245L223 246L224 248H229V245H228V247H225ZM239 246H240V243L238 244ZM253 245H254V243H253ZM33 246H35V245H33ZM86 246V245H85ZM85 246H83V247H85ZM87 246H89V245H87ZM94 245L92 244L91 246H90V250H91V247H93ZM129 246V245H128ZM131 246H133L132 244H131ZM168 245H166V247H167ZM197 246V245H196ZM195 246V247H196ZM209 246H210V244H209ZM209 246L208 245H206L205 247H207V248H209ZM218 246H219V244H218ZM222 246V245H221ZM227 246V245H226ZM236 247L237 245H234V243H233V246H230V247ZM242 246V245H241ZM240 246V247H241ZM252 246V245H251ZM27 247H28V245H27ZM31 246H29L28 248H30ZM42 247H43V245H42ZM48 248H49V246H47ZM95 248H97L98 246H94ZM110 247H111V245H110ZM110 247H108V248H106L105 250H107V249H109ZM115 247V246H114ZM117 247H122V245L121 246H117ZM116 247V248H117ZM124 247H125V245H124ZM160 247V246H159ZM158 247V248H159ZM171 247H172V245H171ZM170 247V248H171ZM205 247L204 248H202V245H201V248L204 250L205 249ZM220 247V246H219ZM234 247V248H235ZM249 247V246H248ZM255 247V246H254ZM22 248V247H21ZM25 248V247H24ZM23 248V249H24ZM27 248V249H28ZM41 248V247H40ZM40 248H38V249H40ZM45 248V247H44ZM52 248H53V250H54V247H52L51 246V250H49V252H51L52 251ZM59 248V247H58ZM94 248V249H95ZM99 248V247H98ZM103 248V247H102ZM102 248H101V251H103L102 250ZM131 248V247H130ZM130 248H128V249H130ZM133 248V247H132ZM168 248V247H167ZM175 248V247H174ZM200 248V249H201ZM211 248H214V247H211ZM215 248H218L217 246L215 247ZM237 248V247H236ZM245 248H246V246H245ZM22 249V251L23 252H27L28 250H23ZM37 249V250H38ZM57 249V248H56ZM54 250V251H57V250ZM61 249H63L62 248V246H61V248H59V253H60V251H61ZM86 249V248H85ZM93 249V248H92ZM110 249H112V248H110ZM109 249V250H110ZM121 249H123V248H121ZM128 249H127V251H128ZM159 249H161V248H159ZM169 249V248H168ZM167 249V250H168ZM221 250L223 249V248H220ZM241 249V248H240ZM249 248H247V250H248ZM21 250V249H20ZM20 250H19V252H20ZM30 250V249H29ZM32 250V249H31ZM33 250H35V249H33ZM40 250H44V249H40ZM96 250V249H95ZM124 250H126V249H124ZM123 250V251H124ZM151 251H152V249H150ZM166 250V251H167ZM198 250V249H197ZM205 250H207V249H205ZM209 250H210V248H209ZM208 250V251H209ZM217 250V249H216ZM216 250H213V252L211 253L210 252V254H215V251ZM242 250H244V246H243V249ZM47 251H48V249H47ZM63 251V250H62ZM89 251V250H88ZM115 251V250H114ZM126 251V252H127ZM165 251V252H166ZM194 251V250H193ZM201 251V250H200ZM208 251H205L204 253H203V255L205 256L206 254L205 253H208L209 254V252ZM218 251V250H217ZM225 251V250H224ZM227 251V250H226ZM225 251V252H226ZM230 251H232V250H230V248H229V252L228 253H231ZM234 251H237V250H233V252ZM239 251V250H238ZM241 251V250H240ZM250 250H248V252H249ZM256 251L257 250H255V252L253 251V248H252V252H254V253H256ZM15 253H16V250L14 251ZM18 251H17V253H19ZM29 252V251H28ZM32 252V251H31ZM35 252H36V250H35ZM35 252H33L34 253V256H33V258L35 259L36 257H35ZM41 252H43V251H41ZM46 252V251H45ZM58 252H57V256H58ZM116 252V251H115ZM117 252H119V250L117 251ZM125 252V253H126ZM160 252V251H159ZM161 252H162V250H161ZM164 252V253H165ZM168 252H170V251H168ZM245 252V251H244ZM244 252H241L242 253V255H243V253ZM21 253L22 252H20V255H21ZM30 253V252H29ZM38 253V252H37ZM36 253V255H38ZM53 253V252H52ZM56 253V252H55ZM98 253H100V252H98ZM102 254H103V252H101ZM187 253V252H186ZM190 253V252H189ZM188 253V254H189ZM196 253V252H195ZM199 253L200 252H198V254L197 255H199ZM201 253H202V251H201ZM218 254H219V252H217ZM235 253V252H234ZM250 253V252H249ZM249 253H246V254H249ZM257 253H259V251L257 252ZM256 253V254H257ZM40 254V253H39ZM51 254V253H50ZM54 254V253H53ZM62 254H64V253H62ZM61 254V255H62ZM92 254V253H91ZM101 254V255H102ZM113 254H115V253H113ZM121 254H122V252H121ZM123 254H124V252H123ZM157 254V253H156ZM169 255V253H166V255ZM192 254V253H191ZM227 254V253H226ZM226 254H224L225 256H227ZM237 254V253H236ZM235 254V255H236ZM262 253H260V256H264V255H261ZM16 255V254H15ZM18 256H19V254H17ZM16 255V256H17ZM22 255H24L23 253H22ZM30 255H31V253H30ZM46 255V254H45ZM52 255V254H51ZM54 255H56V254H54ZM53 255V256H54ZM101 255L99 254V257H101ZM105 255V254H104ZM134 255V254H133ZM161 255H165V254H161ZM193 255H195V254H193ZM258 255V254H257ZM256 255V256H257ZM29 256V255H28ZM27 256V257H28ZM32 256H30V259H31V257ZM41 256V255H40ZM47 256V255H46ZM53 256H51V257H53ZM57 256H54V257H57ZM106 256V255H105ZM105 256H103L102 258H104ZM118 257H119V255H117ZM121 256H123V255H121ZM158 256V255H157ZM182 256V255H181ZM180 256V257H181ZM185 256V255H184ZM188 256V255H187ZM187 256H186V258H187ZM189 256H190V254H189ZM192 256V255H191ZM199 256H202V255H199ZM208 256V255H207ZM213 256V255H212ZM212 256H211V258L210 257H208L209 259H211L212 261H213V263H214V260L215 259H218L219 257H220V254L219 255H217V256H219V257H216V258H212ZM216 256V255H215ZM214 256V257H215ZM231 256H233V255H231ZM250 256V255H249ZM254 256V255H253ZM252 256V257H253ZM21 257V256H20ZM20 257H18V258H20ZM25 257V256H24ZM23 256H22V258L20 259V260H22V259H25ZM42 257L44 258V256L42 255ZM49 257H50V255H49ZM50 257V258H51ZM97 257L98 256H96V260H98L97 259ZM98 257V258H99ZM109 257V256H108ZM111 257V256H110ZM159 257L161 258L162 256H160L159 255ZM183 257V256H182ZM196 257V256H195ZM206 257V256H205ZM205 257H203V258H205ZM235 257V256H234ZM243 257V256H242ZM242 257H241V259H242ZM2 258V257H1ZM39 258V257H38ZM37 258V259H38ZM45 258H47V257H45ZM49 258V259H50ZM101 258V259H102ZM112 258V257H111ZM110 258V259H111ZM114 258H115V255H114ZM121 258V257H120ZM129 258V257H128ZM128 258H126L125 260H126V262H127V259ZM165 258H168L167 256L165 257ZM170 258V257H169ZM172 258V257H171ZM171 258H170V260H171ZM176 258H178L177 257V255H176ZM191 258V257H190ZM194 258V257H193ZM199 258H201V259H203L202 257H199ZM225 257L223 256V259H224ZM254 258H255V256H254ZM5 259V258H4ZM28 259L29 261H27L28 262V264H29V262L31 263L32 261H33V259ZM40 259V258H39ZM42 259V258H41ZM48 259V260H49ZM54 259V258H53ZM94 259V258H93ZM100 259V258H99ZM116 259V258H115ZM130 259V258H129ZM159 259V258H158ZM158 259H156V260H158ZM162 259V258H161ZM164 259V258H163ZM172 259H175V258H172ZM189 258H187V260H188ZM192 259V258H191ZM191 259H189V260H191ZM195 259V258H194ZM201 259H200V262L199 263H202L204 260H207V259H204L203 261H201ZM214 259V260H213ZM222 259V260H223ZM229 259V258H228ZM238 259H239V256H238ZM246 259V258H245ZM249 259V258H248ZM257 259H259L260 261L261 260H263L262 258H259V256H257ZM9 260V259H8ZM11 260V259H10ZM10 260H9V264H10ZM17 260V259H16ZM19 260V261H20ZM36 260V259H35ZM43 260H45V259H43ZM47 259H46V261H48ZM52 260V259H51ZM89 260H90V258H89ZM104 260H106V261H108L107 259H106V257L104 258ZM103 260V261H104ZM114 260V259H113ZM117 261H119L120 259H116ZM124 260V259H123ZM131 260H133V259H131ZM130 260V261H131ZM160 260V259H159ZM181 259H177V262L179 261V262H181L180 261ZM185 260V259H184ZM188 260V261H189ZM196 260V259H195ZM194 260V261H195ZM210 260V261H211ZM221 260V261H222ZM224 260H226V258L224 259ZM231 260H234V259H231L230 258V260H228V261H230L231 262ZM237 260V258H235V260L233 261V263H238V261L240 260H237V262H235ZM249 260H251V259H249ZM103 261H99L100 263H104ZM135 260H133V262H134ZM161 262L163 261V260H160ZM159 261V262H160ZM172 261V260H171ZM174 261H176V260H173V263L175 264L176 262H174ZM187 261V262H188ZM193 261V260H192ZM199 261V260H198ZM251 261H253V259L251 260ZM251 261H249L250 263L249 264H253ZM254 261H255V259H254ZM260 261H258L259 263H260ZM2 262V261H1ZM0 262V263H1ZM4 262V261H3ZM6 262V261H5ZM4 262V263H5ZM13 262L15 263V261L13 260ZM34 262V263H33ZM32 263L33 264H35V262H37V261H33ZM91 262H92V259H91ZM93 262H95V259H94V261ZM98 262V261H97ZM112 262V261H111ZM245 262V261H244ZM4 263H2V264H4ZM8 263V262H7ZM6 263V264H7ZM20 263V262H19ZM38 263V262H37ZM99 263V264H100ZM107 263V262H106ZM105 263V264H106ZM118 263H122L121 261H119ZM124 264H125V262H123ZM128 263H129V261H128ZM128 263H126V264H128ZM130 263H132V262H130ZM185 263V262H184ZM194 263H196L197 264V262H194ZM205 263V262H204ZM213 263H211L210 262V264H213ZM220 263V262H219ZM224 263V262H223ZM226 264H227V262H225ZM229 263V262H228ZM239 263H240V261H239ZM12 264V263H11ZM16 264H18V261H16ZM22 264H23V260H22ZM98 264V263H97ZM109 264V263H108ZM113 264V263H112ZM135 264V263H134ZM186 264V263H185ZM189 264H193V263H191V262H189ZM221 264H222V262H221ZM229 264H231V263H229ZM243 264V263H242ZM245 264V263H244ZM247 264V263H246ZM263 264V263H262Z\"/></svg>",
  "mask_w": 264,
  "mask_h": 264
},
{
  "label": "clouds",
  "instance_id": "9594fccd",
  "mask_svg": "<svg viewBox=\"0 0 264 264\" xmlns=\"http://www.w3.org/2000/svg\"><path fill=\"white\" fill-rule=\"evenodd\" d=\"M234 123H237V122L234 121Z\"/></svg>",
  "mask_w": 264,
  "mask_h": 264
}]
</instances>
